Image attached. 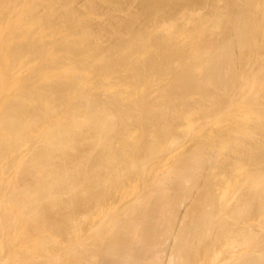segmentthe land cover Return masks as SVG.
<instances>
[{
	"label": "rangeland",
	"instance_id": "1",
	"mask_svg": "<svg viewBox=\"0 0 264 264\" xmlns=\"http://www.w3.org/2000/svg\"><path fill=\"white\" fill-rule=\"evenodd\" d=\"M10 1H11V0H10ZM10 1H9V2H10ZM15 1H16V0H15ZM18 1H19V0H18ZM28 1H29V0H28ZM38 1H39V0H38ZM38 1L36 0V2H35V1H31V0H30V2H27V1H25V2H26V6H27L28 3L30 4L31 2H33V5L35 6L34 2L37 4ZM49 1H50V0H49ZM51 1H52V3L55 2V0H51ZM53 1H54V2H53ZM57 1H58V0H57ZM57 1H56L55 3H57ZM59 1H62V0H59ZM64 1H65V0H63V1L61 2L62 4H60V2H58V3H57V4H58L57 6L62 5V6L64 7V5H63V2H64ZM84 1H85V2H84ZM92 1H94V2H92ZM96 1H97V2H96ZM103 1H104V2H103ZM103 1H102V0H72V2H71V1L67 0V1H65V2H66V3H69L68 6H67L66 3L64 2V4H65L64 9H62L63 7H60L61 9L59 10V9L56 8V7H57L56 4H55L54 6H47V4L49 3L48 0H47V1L45 0V2H48L47 4H46L45 2H43L44 5L40 3V2H41V0H40V1L38 2V3L41 4V5L39 4L40 7L37 6V7H36L37 9H36V8L32 7L33 5L31 4L32 6H31V5H30V6H31L33 9H32V8L29 9V10H31L32 12H33L34 9L38 10V11H37V14H36V10H34V12H33V13L31 12V13H32V16H34V17L37 16L38 20L35 19L36 21H39V22H40L41 20L44 21V22L41 21V22L43 23L42 26H43V25H45V26H46V25H47V26L49 25V26H51L52 28H57V26H58L59 29H58V30L56 29L57 32H58L59 30H61L60 27H62L63 22H66V23L68 22L67 20H69L70 23H71V22H75V23H77L76 21H79V22L77 23V25H79V24L81 23L80 25L83 26V27H79L80 25H79V26H75L74 23H73V24L71 23L72 25H71V24H70V25L72 26V30H73V29H76V30L79 31L80 28H81V29L85 32L84 34H86V32H87V28H86V31H85L83 28H85L86 26H87V27L89 26L90 28H88V29H89L88 31H89V33L91 32V33H90V35L92 36L91 39L94 38L93 40H91V39H90V40L93 42V44H94L95 46H94L93 44H91L92 42H89V41L84 40V39H86V37H84L85 35H82V34H79L81 38H82V36H83V39H80V38H79L82 42L79 41V40H78L77 42H79L78 45H80V42H81V46H83L84 44H85V46H86V44H87V42H88V43H89L88 45H91L90 47H92V49L94 48V50L92 51V49H91V50L89 49V46H88V45H87L86 47L83 46V47H85V48L87 49V50L85 49L86 51H90L91 54H89V52H88V54H89V55H92V56H90V58H92V60H97V59L95 58V56H94L95 59L93 58V55H96L97 52H99L98 54H103V53L105 54V53L107 52V50H110V49H107V48L112 47L111 45H113V44H114V46H113L112 48H114L115 45H117V47H118V43L115 44V43H114L115 41H116V42H119V44H121V43H120L121 41H122V43L125 42V45L122 46V44H121V46H122L121 48L123 49V47H124V48H128V47H129V48L127 49L128 52H130L131 50H133V51H132L133 53L135 52L134 54H130V53H132V52L128 53L125 49H123V51H124V52H123L122 49L119 47L120 49H118V50L116 49L117 52H116L115 49L113 50V51L115 52V53H114V57H113V54H112V51H111L112 48H111V50H110V51H111L110 54H109L110 51H109L108 53H106V54H108V56L105 54V56L108 57V58L106 57V58H107V61H106V62L104 61L106 64H108V63H107L108 61L110 62V61L112 60L111 55H112V57H113V60L116 59V60H114V61H115V62H118V61H120V57H121V56H120V53H121V51H122V53H125L124 56H126V57L130 54L128 58H126V59L124 58L125 60L128 59V63L125 62V61H122L123 63H124V62L126 63V64L124 63V65H123V63L121 62L122 65H123L124 67H123V66H119V65H118V66H119V67H118L117 64H120V62L115 63L114 61H112L111 65H112V66H114V65L117 66V67H116L117 69H116L115 67H113V69H115V70L113 71V73H112V72L110 73V70H113V69H110V68H109V69H110V70H109V69L107 68L108 66L106 67V68L108 69V70L106 69V71H109L108 74L106 73L107 75H111V74L114 75V74L117 73V74L114 75V76H112V75L109 76V78L105 77V78L107 79V82H106V81H102L101 78H100V76L103 75L102 77H103V80H104V79H105L104 76H107L106 74L104 75V72H105V71H103V70H105V69H104L103 67L106 66V65H104L105 63H104L103 61H102V65H103V67H102V65L100 66V64H98V63H96L95 61H93V62L95 63V65L98 64L97 66H94L95 68L98 67V66H100V68H103L102 70H100V71H103V74H102L101 72H100V73H96V72L99 71V70H98L99 68H97V70H96L95 72L93 71L94 68H92L93 70H91L90 66H91V64H92L93 62L89 64V63H88L89 60H88L87 63L90 65V66H89L87 63L85 64V62L82 61V62H84L85 65L89 66V68H90L91 71H93V72H92L93 74H90L91 71H89V73H87L88 70H89L88 67H87V72H86V70H85V72H86L87 74H84L85 72H83V71H84V69L86 68V66L83 64V66H85V68H80V67H79V64H80V63H78V65H77L76 63H74V60H73V59H70L69 56H71V57H73V56H77V58H78V57L83 58L84 54H87V53H84L83 56H82V55H81L82 52H78V51L83 50L84 48H83V47L81 48L80 46H77L78 49H74V50H78V51H74L73 49H69V46H70V48H71V44H72L71 41H73L72 39L75 38V34H76V36H79V35H77V32H78V31L76 32V31L74 30V31H73V34H74L73 37H74V38H72V36H70V35H73V34H71L72 32H71V33L69 32L70 34H68L69 36H68V38H67V36H66L65 34H67L68 31H70V29H71L70 27H71V26L68 25V27H67L66 25L69 24V23H67L66 25H65V23H64V25L66 26V29H65L64 27H62V34H64V35L66 36V39H69V37H70V42H69V40H67V42H65L66 39H64V38H65V36H64V37H62V38H63L65 41H62V38H60V39H58V40H59V41H60V40L62 41V43L60 42V44H62V45H63V43H65V47H66V49L64 48V46H63V47L60 46V44H59V46L63 48V51H64V49H65V50H68V51L70 50V51H69L70 53H72V52L74 51L73 53H74L75 55L73 54V56L70 55V53H66L67 55L69 54V55H68V57H69V58H68L69 61H71V60L73 61V63L71 62L72 65H73V64H74V65H77V66L80 68V70H79V68L75 69V70H79L80 73H79L78 71H76V74H77V75H76L75 73H73L74 76H78V78L81 80V79H83L84 76H83V77H79V76H80V75L82 76V74H83V75H86V76H85V77H86L85 79H86V81L89 82V81H90V80H89L90 78L87 80V75L89 74V76H91V79H93V80H98V79H100V80H98V81H96V82H98V83H101L100 81L103 82L102 84H100V86L102 85L101 87H102L103 89H104V82H105V85H106L107 83H110V84L113 83L114 86H115L116 83H117L118 85L121 84V83H122V85H125V84L127 83V81H129L130 84H131L132 81L129 79V77H130L132 80H133V78H134V79L136 78V79H137V83H138L139 78H137V77H139V75H142V73L140 74V73L138 72V71L140 70V68L137 67L139 70L137 69L138 71H136V70H135V71H136L137 75H138V74H139V75L136 77V75L134 74V70L132 69V68H134V66H137V65H135V63H137V61L139 62V60H142L143 58L145 59L146 56H148V57H146V58H147V59L149 58L150 61L156 59V55L158 54V51H159L160 49H161V50H160V54H162V55H161V56H160L159 54H158V55H159L162 59H161L159 56H157V60L161 63V64H160V63L158 62L159 65H160V68H163V70H164L165 68H167V67L170 68L169 73H168V72H164L165 70L168 71L167 69H165V70L163 71L164 74H165V73H168V75H170V74H171V73H170L171 70H172L173 73L176 72V71L179 72V73H181V72H182V73H183V72L185 73V71H187L186 68H187L189 65L184 69L183 66H182L183 63L181 64V63H179V62L184 61V64H185V61H186V62H188V63L190 62V63L192 64V62H191L192 59L189 58L190 56H188V54H189L188 52H189V51L187 52V50H186V52L188 53V54H186L185 49H184V52H185L186 55H185L184 53H183V54H184L185 56L181 55L182 53L180 54V57L182 56V57L185 58V57L188 56L189 61L187 60L188 58H185L186 60H183L182 58L178 57L176 54L173 53V51L176 52L177 50H175V49H177L179 46L182 47V44H184V41H186V40L183 41L182 38H185L186 36L183 37V36H181L182 34L180 33V36L182 37V38H181L182 40L179 39V33H178V36H177V33L175 34V32H178V31L175 30L174 33H173V35H172V39H169L170 37H168V38H166V39H165V38L163 39V36H162V35H165V34H167L168 32L166 31L167 33H164L165 31L162 30L161 28L163 27V28L165 29V28H169V27H170V26H169V27H166V26H165L167 23L170 22L169 19H168V18H169L168 16L170 15V17H172V18H170V19H171V20L173 19V20H172L173 22H175V20L177 19L176 21H178V22H175L174 24H172V21L170 22V23H171L170 25H174V26H173L174 28L176 27V28L178 29L179 27L181 28V26H183L184 24H185L184 26H186V25L192 23V24H190L189 26L186 27L187 29H189L188 27L193 28L192 25L195 23L194 20L198 21L199 18H201V16H202L203 19H204V17L206 18L207 14H208L210 11H212V12H210V13H211V14L213 13V16H215V14H214L215 8H217V9H216V11H218L217 13H221V15L224 14L225 9L227 10V8H224V7H226V5H227L226 2H224V1H227V0H217V1L213 0V1H215L216 4L212 3V1H210V0H206V1H208V2L203 1V0H191L192 2H191L190 0H188V1H189V2H188V1L186 0V2L189 3V4L187 3L188 6L190 5L189 7L186 6V3L184 4L183 2H181V4H182L183 6H185L184 8H183V6L180 4L182 7L180 6V7H178V9H175V10H174V9L171 8V10H174V11L177 10L176 12L171 11L170 9L168 10V11L171 12V13L174 12L173 14H175V15L179 14V15H177V16L172 15L171 13L168 14V11L166 10V7H165V9H164V7H163V8H162L163 10L161 9V11H163V12H159V13H158L159 15H157V16H160V15H162L163 13H165V14L167 13V15H168L167 17H168V18H165V16L162 15L165 19L162 18V20H160V19L158 18V19H156V21H155V16H156V15L154 16V13H155V12H154V13L151 12L153 15H150V14H151V13H150V14H149V17L151 16L150 18L148 17V19H146V20L142 18L143 20H145V22H147V23H145V22L142 20V21H143L142 23L144 24V28L141 27V26H143V24H142V23H139L138 21H137V23H135L136 26L133 25L134 22H133V24H131V25H133V28H132V27L130 28L129 25H128V29H127V26H124V27L129 31V33L131 34V35H130L129 33H126V32H128V31H122V30H123V29H122V28H123V25H125L124 22H126L125 17H126V19H127V18L129 19V18H131V17H128V16H132L131 19H133V17H135V13L139 10V8H140V11H141V7H140V6L143 5V4H142V3L140 4V2H142V1H140V0H116V1H115V0H103ZM106 1H107V2H106ZM112 1H113V2H112ZM114 1H115V2H114ZM130 1H131V2H130ZM143 1H144V0H143ZM202 1H203V2H202ZM209 1H210V2H209ZM253 1L255 2V0H253ZM258 1H259V0H258ZM260 1H261V0H260ZM12 2H13L12 4H14V3H16L17 1L14 2V0H13ZM21 2L24 3V0H23V1L21 0ZM70 2H71V3H70ZM110 2H111V3H110ZM118 2H119V3H118ZM126 2H127V3H126ZM204 2H206V3H204ZM254 2H253V3H254ZM50 3H51V2H50ZM52 3H51V5H53ZM91 3H92V4H91ZM94 3H95L96 5H95ZM109 3H110V4H109ZM137 3H138V4H137ZM194 3H195L196 5H195ZM207 3H209L210 5L213 4L212 6L215 5L216 7H215V6L212 7V6H210L209 4H207ZM211 3H212V4H211ZM256 3H257V0H256V2H255L254 4H256ZM263 3H264V2H263ZM263 3H262V4H263ZM9 4H10V5H9ZM20 4H22V3H20V2L18 3V2H17V4H14V5L17 6V5H20ZM24 4H25V3H24ZM24 4H22V6H23ZM45 4H46V5H45ZM83 4H84V5H83ZM100 4H101V5H100ZM119 4H120V5H119ZM198 4H199V5H198ZM262 4H261V3L258 4V5H260V6H258V7H262V6H261ZM7 5L10 6V10H12V9L15 8L14 5L12 6V7H14V8H11V3H8ZM42 5H43V6H42ZM48 5H49V4H48ZM89 5H90L91 7H90ZM200 5H201V6H200ZM223 5H225V6L223 7ZM26 6H23L22 9H25ZM55 6H56V7H55ZM88 6H89V8H88ZM119 6H120V8H119ZM165 6H167V5H165ZM192 6H193V7H192ZM194 6H195V7H194ZM219 6H220V7H219ZM5 7H6V6H5ZM38 7H39V8H38ZM44 7H45V8H44ZM46 7H47L48 9L51 8V7H53V8L55 7L56 9H54V11H55V10H57V11L59 10V12H58V13H55V12H54V13H53V16H50V18H49V15H48L49 13H48V11H51L52 8H51L50 10H48V9H46ZM101 7H102V8H101ZM104 7H106L107 9L104 8ZM221 7H222V8H221ZM263 7H264V6H263ZM17 8H18V9H19V8L21 9V5H20V7H17ZM28 8H29V7H28ZM58 8H59V7H58ZM66 8H68V9H66ZM87 8H88V10H87ZM90 8H91L92 10L94 9V11H96V10H97V11H96V12H92V10H91ZM99 8H100V9H99ZM109 8H110V10H109ZM168 8H169V6H168ZM168 8H167V9H168ZM185 8H186V9H185ZM189 8H191V9H189ZM192 8H193V9H192ZM210 8H211V9H210ZM212 8H213V9H212ZM15 9H16V8H15ZM22 9H21V11L23 12L24 10H22ZM72 9H73V10H72ZM89 9L91 10V13L88 12V11H90ZM95 9H96V10H95ZM104 9H105V10H104ZM194 9H195V10H194ZM218 9H220V10H218ZM10 10H8V11H9V14L11 13ZM63 10H64V11H67V12L64 13ZM100 10H101V11H100ZM102 10H103V11H102ZM164 10L167 11V12H164ZM182 10H183V12H182ZM186 10H187V11H186ZM209 10H210V11H209ZM259 10H260V9H259ZM263 10H264V9H263ZM263 10H260V12L258 11V12L255 14V16H257V14H258V15H260V14H261V15L264 14ZM12 11H13V10H12ZM17 11H19V10H17ZM21 11H20V12H21ZM26 11H28L27 8H26ZM26 11H25V13H26ZM57 11H56V12H57ZM61 11H63V12H61ZM72 11H73V12H72ZM76 11H77V12H76ZM98 11H99V12H98ZM140 11H139V12H140ZM188 11H189V12H188ZM216 11H215V12H216ZM222 11H223V13H222ZM13 12L16 13L15 10H14ZM46 12H47L48 14H47ZM177 12H178V13H177ZM184 12H186L187 17H186V14H185ZM187 12H188V13H187ZM225 12H226V11H225ZM261 12H263V13H261ZM14 13H12L13 15L10 14V15H12L11 18H13ZM25 13H24V14H25ZM63 13H64V14H63ZM66 13H67V15H68V13H70V16L68 15V17H67ZM74 13H75V14H74ZM83 13H84L85 15H84ZM86 13H87V14L89 13L90 15H86ZM92 13H93V14H92ZM95 13H96V14H95ZM140 13H141V12H140ZM160 13H162V14H160ZM194 13H195V14H194ZM210 13H209V14H210ZM21 14L23 15V13H21ZM26 14H28L27 16L29 17V15H30V11L27 12ZM33 14H34V15H33ZM35 14H36V15H35ZM44 14H45V15H44ZM50 14H52V11L50 12ZM54 14H56V15H54ZM61 14H62V15H61ZM91 14H92V17L94 16L93 18L90 17ZM108 14H109V15H108ZM133 14H134V15H133ZM156 14H157V13H156ZM181 14H182V15H181ZM189 14H190V15H189ZM209 14H208V18L212 16V15H209ZM0 15H1V14H0ZM16 15H17V14H16ZM16 15H15V16H16ZM57 15H58V16H57ZM64 15H66V16L63 17ZM73 15H74V17H75L76 19L73 18ZM96 15H97V16H96ZM98 15H99V16H98ZM136 15H137V14H136ZM138 15H139V14H138ZM183 15H184V16H183ZM193 15H194V16H193ZM196 15H197V16H196ZM219 15H220V14H218V16H216V17H219ZM15 16H14V19L17 17V16L15 17ZM32 16H30L31 19H34V17H32ZM46 16H47L48 18H47ZM55 16H57V18H56ZM60 16H61V17H60ZM83 16H84V17H83ZM85 16H86L87 18H86ZM104 16H105V17H104ZM108 16H109L110 18H109ZM111 16H112V17H111ZM117 16H118V17H117ZM146 16H148V15H146ZM152 16H153V20L151 19ZM162 16H161V17H162ZM0 17L3 18L4 15H2V16H0ZM28 17H26L27 19H26V18H25V19H26V20H30V21L32 22V20H31V19H28ZM39 17H40V18H39ZM43 17H44V18H43ZM66 17H67V18H66ZM79 17H80V18H79ZM97 17H99V18H97ZM102 17H103V18H102ZM176 17H177V18H176ZM221 17H222V16H220V18H221ZM258 17H259V16H258ZM2 18H0V19L2 20ZM17 18H18V17H17ZM17 18H16V19H17ZM22 18H23V16H22ZM62 18L65 19V20H63V21L60 20V21H62V22H61L62 24L60 23L61 25L59 26V22H60V21H58V19H62ZM77 18L80 19V20H78ZM82 18H83V20H82ZM89 18H90V19H89ZM108 18H109V19H108ZM146 18H147V17H146ZM156 18H157V17H156ZM175 18H176V19H175ZM182 18H183V19H182ZM187 18H188L189 20H188ZM4 19H5V18H4ZM14 19H10V17H9V20H7V21L3 20V21H5V22H9V23H10V22H11L12 20H14ZM23 19H24V18H23ZM40 19H41V20H40ZM71 19H72L73 21H72ZM91 19H93V20H91ZM117 19H118V20H117ZM163 19H164V20H163ZM167 19H168V20H167ZM174 19H175V20H174ZM203 19H202V20H203ZM1 20H0V21H1ZM51 20H52V21H51ZM85 20H86V21H85ZM109 20H110V21H109ZM122 20H125V21L123 22V25H122V23H121ZM129 20H130V19H129ZM147 20H149V22H148ZM150 20H151L152 22H150ZM158 20H159V22H158ZM179 20H181V21H179ZM182 20H183V21H182ZM205 20H206V19H205ZM207 20H208V19H207ZM3 21H1V23H2ZM16 21H17V20H16ZM30 21H29V22L26 21L28 24H27V26L23 29L24 31H26V30H25L26 28L28 29V25H29ZM46 21H48L49 23L46 22ZM56 21H58V23H56ZM83 21H84V22H83ZM90 21H91L92 23H91ZM100 21H101V22H100ZM104 21H105V22H104ZM112 21H114V22H115V21H116V22L119 21V22H118V23L120 24L119 27L121 26V28H118L117 23L115 22V24H116V25H115L114 22H112ZM154 21H155V22H154ZM160 21H161V22H160ZM167 21H168V22H167ZM184 21H185V22H184ZM191 21H192V22H191ZM200 21H201V19H200ZM12 22H13V21H12ZM14 22H15V20H14ZM34 22H35V21H34ZM45 22H46V23H45ZM52 22H53L54 24H52ZM88 22H89V24H88ZM97 22H98V23H97ZM127 22H128V20H127ZM127 22H126V23H127ZM140 22H141V20H140ZM157 22H158V23H157ZM186 22H187L188 24H186ZM189 22H190V23H189ZM198 22H199V21H198ZM201 22H202V21H201ZM32 23H33V22H32ZM36 23H37V22H36ZM36 23H35V24H36ZM101 23H103V24H101ZM107 23H108V24H107ZM138 23H139L140 25H138ZM152 23H153V24H152ZM162 23H163V24H162ZM178 23H179V24H178ZM199 23H200V22H199ZM3 24H4V23H3ZM3 24H2V25H3ZM5 24H6V23H5ZM51 24H52V25H51ZM82 24H83V25H82ZM85 24H86V26H84ZM95 24H96V25H95ZM98 24H99V25H98ZM151 24H152V25H151ZM156 24H157V25H156ZM159 24H160V25H159ZM176 24H177L179 27H178ZM180 24H181V26H180ZM197 24H198V23H197ZM0 25H1V24H0ZM32 25H33V24H32ZM32 25H31V27L29 26L31 29H32V27H34L32 30H34L35 27H36L37 31L40 30V32H42V30H41V29H38V26H36L37 24H36L35 26H32ZM38 25H41V23L38 24ZM64 25H63V26H64ZM73 25H74V26H73ZM97 25H98V26H97ZM108 25H109V26H108ZM113 25L116 26L117 28H116V27H113ZM131 25H130V26H131ZM149 25H150V26H149ZM167 25H168V24H167ZM194 25H195L194 27L197 26L196 24H194ZM3 26H5V25H3ZM49 26H48V27H49ZM55 26H56V27H55ZM103 26H105V27H103ZM110 26H111V27H110ZM138 26H139V27H138ZM146 26H148V27H146ZM151 26H152V28H151ZM51 27H50V28H51ZM75 27H76V28H75ZM93 27H94V28H93ZM145 27H146V28H145ZM149 27H150L151 29H150ZM159 27H160V29H159ZM0 28H1L0 30H2L3 27L1 26ZM4 28H5V27H4ZM39 28H40V27H39ZM42 28H43V30H45L46 27L44 28V26H43ZM63 28H64V29H63ZM67 28H68V30H67ZM69 28H70V29H69ZM77 28H79V29H77ZM96 28H97V29H96ZM102 28H103V29L105 28V29H104V32H102V31H103ZM107 28H108V31H110L109 28H111V29H113V30L115 29V30L113 31L114 33L112 32V30H111V33H112V34L109 33V32H107V31H106ZM125 28H124V30H126ZM135 28H136V29H135ZM142 28H143V29H146V30H143L144 32H146V35L143 34V33H144L143 31L140 32V33H138L137 30H138V29H141V30H142ZM147 28H149L148 31H147ZM170 28H171V27H170ZM170 28H169V29H170ZM176 28H175V29H176ZM186 28L184 27V29H186ZM191 28H190V29H191ZM36 29H35V30H36ZM48 29H49V28H48ZM91 29H92L93 31H92ZM94 29H95V30H94ZM101 29H102V30H101ZM119 29H120V30H119ZM132 29H133V30H132ZM157 29H158V30H157ZM171 29H172V28H171ZM171 29H170V30H171ZM181 29H182V28H181ZM181 29H179L180 32H182ZM190 29H189V30H190ZM211 29H212V28H211ZM29 30H30V29H28V31H29ZM52 30H53V29H52ZM52 30H51L50 33H54V32H56L55 29H54V31H52ZM64 30H65V31H64ZM72 30H71V31H72ZM82 30H81V31H82ZM130 30H132V31H130ZM134 30H135V32L137 31L136 34H137V33H138V34H141V33H142L141 36H143V37H142L141 39H139V40H141V41L144 42V43H143V45H142L143 47H141V48H144V47L147 45L146 48H147V49H150L151 47H150V48H148V47L151 46V44H153V45H152L153 47L151 48V49H153V48L155 47V45H156V47L153 49L154 51H157V50H155V49H158V51H157L156 54L152 53L153 50H152V52H151L152 54H149L150 51H147V50L142 51V53H144V54H142V53H140V52L138 51V50L141 51V48H140L141 45H140V44H141L142 42L140 41L141 43H140V44H139V43L137 44V46L139 45V47L136 46V42H139V40H138V36H139V38H140L141 36L138 35V34H137V38H136V36H134L138 41H137V40H134V42L132 43V41H133V39H134L133 36H132L133 33H134ZM161 30L164 31V32L161 33ZM165 30H166V29H165ZM170 30H168V31L170 32ZM182 30H183V29H182ZM193 30H194V28H193ZM193 30L191 29L190 31H193ZM212 30H216V34L218 33V35H219L220 30H219V32H217V29H214V28H213ZM24 31H23V32H24ZM28 31H26L25 33H27ZM37 31H36V32H37ZM45 31H48L47 28H46ZM45 31H44V32H45ZM49 31H50V29H49ZM81 31H79V33H81ZM105 31H106L107 33H106ZM139 31H140V30H139ZM150 31H151V32H150ZM154 31H155V32H154ZM156 31H157L158 33H157ZM172 31H173V29H172ZM172 31H171V33H172ZM185 31L187 32V30H183V32H182L183 35H186V33H184ZM190 31H189V32H190ZM210 31H211V30H210ZM210 31H209V32H210ZM17 32H18V31H16L15 34H16ZM44 32H42V33H44ZM57 32H56V33H57ZM65 32H66V33H65ZM74 32H76V33H74ZM117 32H118L119 34H117ZM149 32H150V34H149ZM152 32H153V33H152ZM214 32H215V31H211V33H212L211 35H213ZM3 33H4V30H3ZM3 33H2V34H3ZM31 33H35V32L32 31ZM37 33H38V32H37ZM42 33H39L40 36H41ZM48 33H49V32H48ZM50 33H49V34H50ZM56 33H54V34H55V36H54V40L50 39V38H53V37H51V34H50V35L47 34V35L50 36V38H49V36L47 37L46 33L44 34V36L47 37V38H49V39L42 38L43 35L41 36V38H42L43 40H46V41L48 40V41H47V44H48V43H49V44L52 43V45H54L53 43H55V44L57 43V44H58L59 41H57V37H56V36H58V34L60 33V31H59V33H57V34H56ZM82 33H83V32H82ZM115 33H116V34H115ZM147 33H148V34H147ZM154 33H155V34L157 33V34L155 35ZM163 33H164V34H163ZM171 33H170V34H171ZM15 34H14V35H15ZM19 34H20V33H19ZM28 34H30V31L28 32ZM28 34H27V35H28ZM39 34H38V35H39ZM60 34H61V33H60ZM87 34H88V32H87ZM100 34H101V35H100ZM103 34H104V35H103ZM107 34H109V35H107ZM128 34H129V35H128ZM24 35L27 36L26 34H24ZM30 35H31V34H30ZM32 35H33V36L36 35L37 37H39L36 33H35V34H32ZM32 35H31V37L33 38L32 40H34L35 42H36V40H39V41L41 40V41H42L41 44H43V45H41L40 42L38 43V44H40V45H38L37 42L34 43V44H32L34 41H32V43L30 42V45H31V44L33 45V46H29V47H31V50H33V51H32L33 54L31 55V57H30V54H29V53H32V52H29V53H28L29 56H28V55L26 56L27 53L25 54V52H24V51H28V50H29V47H28V45H27L28 42H29V39H28V41H25V43H26V45H27L26 48H24V47L22 48V47H21L22 49H24V51H21V52H23V53H20V54H21V55H20V54H19L20 51H18L19 41H23V43L20 42V44L23 45V44H25V43H24V40H23V38H20L19 41H18V38L20 37V36H18V34H17L16 36H13V37H12V39H13L14 37L17 38V36H18V38L15 39V40H17L18 46L16 47V48H17L16 51H15L16 48H15V49H12V48H11V49H12L13 51H15V55H16V54H17V55L19 54L20 56H24V58H25V59H24V58L22 57V59H23V60H22V59H20L21 57L19 58V55H18V58H19L18 61L20 62V60H21V62H20L21 66H19V65H18L19 62L17 63L16 60H15V57H17V55H16V56H13V55H14V53H13L12 56H13L14 58H13L12 56H10L11 54L8 55L10 52L12 53V50H10V52L7 50V52L4 54V55H5L4 57H8V56H9L8 59L10 58L11 61H10V60H8V61L11 62V63H10V64H12V65H10L11 67H9V66H8V63H6V62L4 61L5 59H6V61H7V58H5V59L3 60V56H1V54H0V57H2V58H1L0 61H1V62L4 61V62L7 64V66H8L9 68H12V69L14 70V71H12V69H11V71H10V69H9V72L7 73V76H8V77H9V76H12V75H10V74H12V73L14 74L12 77H14L15 75H19V77H18V76H15L16 79H17V77H18L17 80H19V79L21 80V79L23 78L24 81H25L26 78H27V80H28V77H30V79H29V83L26 84V86H27V87L31 86L32 89H34V88L36 87V89H37V85L39 86L40 82L43 81V80H42V81L39 80L40 76H38V75L41 74V73H38V72H39L40 70L37 71L39 68H41V67H39L40 65L38 66V69H36L35 72H33V73H36V74H34L35 76L37 75V76L39 77L38 80H39L40 82H38L37 85H36V83H37L36 81H37V80L34 81L35 83L32 82V84L29 85V84H30V81H31V80L33 81V79H31V78H32V77H31L32 73H31V72H28V73H27V71H26L27 67H24V66H27L26 64L30 63V62L26 63L27 60H28L27 58L30 57L31 59H30V58H29V59H30L31 62H32L33 55H34V57L36 56V55L34 54V49H33L34 46L37 44L40 48L37 47V45H36V47H37V49L39 48V50H40V49L44 48V47H42V46H44V44L46 45V42H43V40L40 39V37H39V39H36V38L33 37ZM81 35H82V36H81ZM113 35H114V36H113ZM126 35H127V36H126ZM134 35H135V34H134ZM144 35H145V39H146V40H144ZM151 35H152V36H151ZM154 35H155V36H154ZM168 35H169V34H168ZM174 35H176V37H175ZM211 35H210V36H211ZM218 35H216V36L214 35V36H215L216 38H218V37H217ZM28 36H29V35H28ZM52 36H53V34H52ZM87 36H89V34H88ZM111 36H112L113 38H112ZM131 36H132V37H131ZM147 36H148L149 40H148ZM165 36H166V35H165ZM210 36H208V38H212V37H210ZM214 36H213V37H214ZM31 37H28V38L31 39ZM55 37H56V38H55ZM95 37H96V38H95ZM97 37H98V38L100 37V38L98 39ZM107 37H108V38H107ZM151 37H152L153 39H152ZM160 37H161V38H160ZM177 37H178V38H177ZM201 37L205 39L204 36H201ZM58 38H59V36H58ZM71 38H72V39H71ZM76 38H77V37H76ZM101 38H102V40H101ZM103 38H104V39H103ZM117 38L119 39V41H117V40H118ZM124 38H125V39H124ZM150 38H151V39H150ZM157 38L160 39V41L157 40ZM173 38H177V39H179L180 42H178V40L173 39ZM187 38L189 39L190 37H186V39H187ZM199 38H200V37H199ZM208 38H207V39H208ZM263 38H264V37H263ZM263 38H261V39L264 40ZM12 39H11V41H12L13 45H17V43H16L14 40H12ZM55 39H56V40H55ZM112 39H113V40H112ZM114 39H116V40H114ZM142 39H143L144 41H143ZM161 39H163V40H161ZM167 39H169V40L167 41ZM190 39H191V38H190ZM193 39H194V38H193ZM193 39H192V42L194 43V40H193ZM195 39H197V38H195ZM25 40H27V37H26ZM50 40H51V41H50ZM83 40H84V41H83ZM87 40H89V39L87 38ZM98 40L101 41V42H99ZM123 40H124V41H123ZM131 40H132V41H131ZM175 40H176V42L179 43V44H177V43L175 42ZM201 40L203 41V39H201ZM213 40H215V38H214ZM262 40H260V41L263 43L264 41H262ZM13 41H14L16 44H15ZM30 41H31V40H30ZM49 41H50V42H49ZM55 41H56V42H55ZM85 41H86V43L83 44V42H85ZM107 41H108V42H107ZM112 41H113V42H112ZM130 41H131V42H130ZM135 41H136V42H135ZM145 41H146V43H145ZM154 41H155L156 43H155ZM165 41H166V42H165ZM190 41H191V40L185 42L186 46H187L188 44H189V46H188V48H186V46H185L184 48L189 49V47L192 45V46H191V49H192V47L194 46V44L191 43ZM206 41H207V40H206ZM210 41H211V39H210ZM210 41H209L208 43L206 42L208 47H209L210 44H212V43H210ZM216 41H217V40H216ZM216 41H215V43H216ZM73 42H75V40H74ZM95 42H96V43H95ZM103 42H104V43H103ZM111 42H112V43H111ZM149 42H150V43H149ZM152 42H153V43H152ZM160 42H161V43L163 42L162 45H164V46H161V45H160V44H161ZM168 42H169V43H168ZM171 42H172V43H171ZM181 42H183V43L181 44ZM189 42H190V43H189ZM198 42L200 43V41H197V40H196V41H195V45H196V43H198ZM211 42H213V41H211ZM10 43H11V42H10ZM12 43H11L10 45H12ZM67 43L69 44V45H68V49H67V46H66ZM70 43H71V44H70ZM99 43H100V44H99ZM154 43H155V44H154ZM158 43H160V44H158ZM164 43H167L168 46L166 47V45H165ZM170 43H171V44H170ZM199 43H198V44H199ZM209 43H210V44H209ZM213 43H214V42H213ZM215 43H214V44H215ZM49 44H48V45H49ZM82 44H83V45H82ZM106 44H107V45H106ZM108 44H110V46H109ZM123 44H124V43H123ZM126 44H127V45H126ZM131 44H133V46H132ZM173 44H175L176 46L173 45ZM185 44H184V45H185ZM203 44L205 45L204 41H203ZM203 44H199V45H201V46L199 47V49H201V47H205V46H203ZM208 44H209V45H208ZM13 45H12L11 47H14ZM96 45H98V47H97ZM128 45H129V46H128ZM177 45H179V46H177ZM184 45H183V46H184ZM20 46H21V45H20ZM20 46H19V47H20ZM46 46H47V45H46ZM46 46H45V48H48V47H49V46H48V47H46ZM59 46H56V47L53 46V47H54V48H53V47L50 45V49H51V47H52V50H53V49L56 50L57 47H59ZM99 46H102V47L104 48L103 53H101V52H102L101 50H102L103 48H102V47H99ZM107 46H108V47H107ZM119 46H120V45H119ZM131 46H132V47H131ZM157 46H159L160 49H159V47H157ZM172 46H175V47H172ZM210 46H211V45H210ZM9 47H10V46H9ZM32 47H33V48H32ZM36 47H35V51H36ZM60 47H59V48H60ZM87 47H88V48H87ZM117 47H116V48H117ZM134 47H135V48H134ZM161 47H163V48H161ZM212 47H213V46H212ZM27 48H28V50H27ZM45 48L43 49V51L47 50V49H45ZM59 48H58V49H59ZM62 48H60V51H61V52H62V50H61ZM105 48H106L107 50H105ZM139 48H140V49H139ZM165 48H167V49L169 48V49L167 50V49H165ZM174 48H175V49H174ZM182 48H183V47H182ZM182 48H181V50H180V47L178 48V49L180 50V52H181V51L183 52ZM205 48H206V47H205ZM209 48H211V47H209ZM236 48H237V47H236ZM22 49H20V50H22ZM25 49H26V50H25ZM48 49H49V48H48ZM88 49H89V50H88ZM98 49H99V51H98ZM134 49H135V50H134ZM151 49H150V50H151ZM171 49H172V50H171ZM191 49H189V50H191ZM199 49H198V50H199ZM203 49H204V48H203ZM206 49H208V48H206ZM206 49H204L205 52L207 51ZM52 50H50V51H52ZM55 50H54V51H55ZM71 50H72V52H71ZM85 50H84V51H85ZM95 50H96V51H95ZM119 50H121V51H119ZM136 50H137V51H136ZM166 50H167V51H166ZM179 50H178L177 52H179ZM235 50H237V49H235ZM17 51H18V53H17ZM29 51H30V50H29ZM37 51H38V50H37ZM43 51L41 50L40 52H43ZM48 51H49V50H48ZM50 51H49V52H46V51H45V52H46V53H53V52H50ZM68 51H67V52H68ZM84 51H83V52H84ZM94 51L96 52V54H95ZM104 51H105V52H104ZM163 51H165V53H164ZM209 51L211 52L212 50L209 49ZM8 52H9V53H8ZM45 52H44V53H45ZM55 52L58 53L59 50H56ZM65 52H66V51H65ZM65 52H64V53H65ZM75 52L80 53L79 55H81L82 57L79 56V55H78L77 53H75ZM118 52H119V53H118ZM136 52H137V53H136ZM147 52H149V53H148L149 55H153V54H154L153 56H155V57L151 56V57H153L154 59H152L151 57H149L148 54L146 55L145 53H147ZM161 52H162V53H161ZM170 52H172L171 56H172L173 58H171V57L169 56ZM177 52H176V53H177ZM180 52H179V53H180ZM205 52H204V53H205ZM210 52H207V53L210 54ZM212 52H213V51H212ZM233 52H238V50H237V51H233ZM7 53H8V54H7ZM46 53H45V54H46ZM57 53H55L56 55H53L54 57L56 56V58H54V57H52V56L49 55V56L51 57V59H52V58H54L55 60L58 59L57 61H54V59L51 60V59L49 58L51 61H54L53 63H51V61L48 59V60L50 61V64H52V66H54V69H55L56 67L58 68L59 64H58V66H57V65L55 66V64H56L57 62L59 63L60 61H61V62H62V61H63V62L65 61V64H67V65H68V64H71L70 62H69V63H68V62L66 63V61H68V59H66V58H67V57H66V56H67L66 54H65L66 56L64 57V58H65V59H64L63 57H60L61 54H62V56H63V54H64L63 52H62L61 54L58 53V55H57ZM122 53H121V55H122ZM179 53H178V55H179ZM200 53H202L201 50H200ZM200 53H199V55H200ZM204 53H202V54H204ZM207 53H205V54L207 55ZM239 53H240V52H239ZM239 53H237V54L235 53L236 55H234V57H235L236 60H237V57L239 56V55H238ZM2 54H3V53H2ZM22 54H24V55H22ZM37 54H38V53H37ZM40 54H43V53H40ZM40 54H39V55H40ZM45 54H43L42 56H43V57H44V56L46 57L47 55H45ZM53 54H54V53H53ZM76 54H77V55H76ZM98 54L96 55V57L99 56ZM115 54H116L117 56H116ZM140 54H142L143 56L140 55ZM163 54H164V55H163ZM209 54H208V55H209ZM7 55H8V56H7ZM39 55H37V56H39ZM109 55H110V57H109ZM131 55H132L133 57H132ZM134 55H135V56H134ZM139 55H140L141 57H140ZM165 55H166V56H165ZM167 55H168V56H167ZM173 55H174L175 57H174ZM199 55H198V57L196 56L197 58H195V59L198 60V58H199V60H200V59H203V58L206 56V55H205V56L203 55V56H204V57H203L202 55H200V57H201V58H200ZM208 55H207V57H208ZM37 56H36L35 60H33L34 63H35V61L38 62L37 59H38L39 57L42 59V56H41V55H40L38 58H37ZM87 56H88V55H87ZM100 56H103V55H100ZM105 56H104V57H105ZM119 56H120V57H119ZM124 56H122L121 58L123 59ZM137 56H138V57H137ZM162 56H163V57H162ZM236 56H237V57H236ZM11 57H12L13 60L11 59ZM47 57H48V56H47ZM57 57H58V58H57ZM59 57H60V58H59ZM84 57H86V56H84ZM164 57H167V58H168V59H167V58H166V59L168 60L169 63H167V60L165 61ZM176 57H177V58H176ZM202 57H203V58H202ZM207 57L204 58V59H208ZM234 57H233V58H234ZM40 58H39V59H40ZM61 58H63L64 60H60ZM106 58H103V60H104V59L106 60ZM109 58H110V60H109ZM129 58H130V59H129ZM137 58H138L139 60H138ZM158 58H160V60H159ZM175 58H176V59H175ZM260 58H261V56H260ZM262 58H263V57H262ZM16 59H17V58H16ZM26 59H27V60H26ZM41 59H40V60H41ZM45 59H46V60H45ZM45 59H44L45 62H43V63H46V62H47V58H45ZM74 59H76V58L74 57ZM83 59L86 61V60H87V57H86V58H83ZM83 59H82V60H83ZM88 59H89V56H88ZM98 59L102 60V58H98ZM117 59H118V60H117ZM147 59H146V60H147ZM174 59L177 60V61H175ZM190 59H191V61H190ZM14 60H15V63H16V64H15L14 62H12V61H14ZM30 60H29V61H30ZM40 60H39V61H40ZM44 60H43V61H44ZM77 60H78V59H77ZM90 60H91V59H90ZM133 60H135V61H133ZM179 60H180V61H179ZM238 60H239V59H238ZM25 61H26V62H25ZM49 61H48V62H49ZM80 61H81V60H80ZM129 61H130V63H129ZM131 61H132V62H131ZM171 61H172V62H171ZM174 61H175L176 63H175ZM1 62H0V66H2V67L5 66V67H7L6 65H3V63H1ZM55 62H56V63H55ZM77 62H79V60H78ZM97 62H98V60H97ZM99 62L101 63V61H99ZM144 62H145V60H143V63H144ZM148 62H149V61H148ZM148 62L146 61L145 65L147 64V66L149 67V66L151 65V62H152V61L149 62L150 65H148V64H149ZM153 62L157 63L156 60H154ZM163 62H164V63H163ZM165 62H166L168 65H166ZM243 62H244V61H243ZM245 62H246L247 65L244 64V63H241V62H240L241 64H239V62L235 61V64L237 63V64L234 66L235 71H236V70H241L242 72H248V71L251 72L250 70H252L253 67H255V68L257 67V66H254L253 63L250 62V61L247 63V61L245 60ZM5 63H4V64H5ZM24 63H26V64L23 66V68H21L22 65H23ZM40 63H42V61H41ZM94 63H93V65H94ZM132 63H133L134 65H133ZM141 63H142V62H141ZM141 63H140V64H141ZM188 63H186V64H188ZM193 63H195V61H194ZM249 63H250V64H249ZM1 64H2V65H1ZM14 64H15V65H14ZM35 64H36V63H35ZM35 64L32 63L33 67H36V66H37V64H36V66H35ZM50 64L46 63V68H47V65L50 67V66H51ZM53 64H54V65H53ZM62 64H64V63H62ZM65 64H64V65H65ZM113 64H114V65H113ZM153 64H154V63H153ZM162 64H165L166 66H165V65L163 66ZM186 64H185V66H186ZM238 64H239V65H238ZM242 64H243V67H244V68L242 67ZM28 65H30V64H28ZM43 65H44V64H43ZM67 65H65V66H67ZM108 65H110V64H108ZM120 65H121V64H120ZM125 65H126L128 68L126 67V69H125ZM132 65H133V66H132ZM145 65H143V66H144V67H143L144 69L147 67V66L145 67ZM157 65H158V64H157ZM159 65H158V66H159ZM161 65H162V66H161ZM173 65H174L175 67H174ZM179 65H181V67H182L183 70H185V71H183L182 68H180ZM193 65H195V64H192V66H193ZM240 65H241V66H240ZM244 65H245V66H244ZM252 65H253V66H252ZM12 66H13V67H12ZM14 66H16L17 68L14 67ZM30 66H31V65H30ZM30 66H29V68L32 69V66H31V67H30ZM60 66H62L61 63H60ZM60 66H59V69H60V71H61L60 74L57 72L59 75H61L62 70H64V67H65V66H62V67H63V69H62V67H60ZM70 66H71V65H70ZM130 66H132V68L129 70ZM138 66H140V67L142 68V66L139 65V63H138ZM158 66L156 67V66L154 65V68H152V66H150L149 68H147L148 71H149V73L147 74L148 71H147V72L145 71V73H146L145 78H144L145 73H143L144 75H142L143 77H141L142 79H146L150 85H149V84L147 83V81H145V80H144V81H145L146 83H143L144 81L140 78V79H141V80H140V83H141V84H140V83H139V84H140L141 86H144L143 84H146L145 87H143L144 89L149 85L148 89H145V90H144V89L142 88L144 91L147 90V92H144L143 90H141V86H136V87H135L134 84H137L136 81H135L136 79L134 80L135 83L132 84L131 86H130V84H128L129 82L126 84L127 86H126V85H125V86H121V85H120L122 89L125 88V87H126V89H127V92L125 91L126 89H125L124 91L121 90V94H124V95L127 94V93L129 92V90L131 91V89H133V88H130V87H132V86L134 85V89H133L134 92L131 91L133 94H135L136 92H139V91L136 90L135 88L140 87L139 89L142 91V92L140 91V92H141V95L145 94V95L147 96V97L145 96V98H146V100H147V105H148L149 103L151 104V107L149 106V109L151 108L150 111H151V110H153V111L155 110V111H154V112L151 111L152 114H151V116H150V114H148L150 111L147 113V110H148L147 108H148V106H145V107H147V108L144 109V111H145V113H146L147 116L145 115L144 111H143V113H144V115H145V117H146V119H147L146 122H145L146 119H144V120H141V118L139 119V117H140L139 114H137V115L139 116V117L137 116V118L139 119V121L141 120L142 124L138 121V119H137L134 115H132L133 117L136 118V119L134 118V120H133L131 117L127 118V117H128V116H127V113L130 114L131 112H134L135 115H136V113H137L138 111L142 113V111H140V110L142 109V107L144 106V105H142V104H143L142 102H143V101H146V100H145L144 96H142V97L139 96L140 98H143V100L140 99L139 97H137V95H139V93H137V95H135V96H136V98L140 99L142 102L139 101L138 99H136V101H137V102H141L142 104H139V103H138V105H137V102H136V104H135V102H134V100H135L134 98H135V97L131 98V97H132V95H131L132 93H131V92H130L131 94L129 93V94L131 95V97H129V98L134 99L133 102H134V104L137 105L138 107L141 105V106H140V107H141L140 110H138V107H137V106H134V107H137V108H134V110L136 109L135 111H132L133 109L131 110V108H132V106H131L132 103H131V101H130L131 99H129L128 97H126V99H127V98L129 99V102L131 103V104H130L131 107H130V106H127V104H124L125 102H123V101H125V100H123V99H122V100H119V99H118V100L116 101V102H117V105H118V103H119V105H120V104H123L122 106H120L121 109H120V107L118 108L119 105H118V106L115 105L116 107H114V105H112V106L110 105L111 107L115 108V111L119 110V112L117 111V113L115 112L114 115H113L114 109L112 108V115H113V116H115V114H118V116H120L121 114H119V113L122 112L123 110H125L124 108H122L123 106H125L126 109L129 108V112L127 111L126 114H125L126 111H125V112L123 111V113L125 114L126 117H124L123 114H122V116H123L124 118L127 119V120L125 119L127 122L130 121V124H129V123H127L126 121H124V120L122 119V117H121V119L123 120V122L120 123V121H122V120H117V115H116V118L112 116V117L114 118L115 121H116V120L119 121L121 127L118 128L117 125L115 126V124H114L115 121H114V123H112L113 121L111 120V119H112L111 114L109 115V117L111 118L110 121H112V122H110L111 125H108L109 128L113 125V126L117 127V130H119V131H117V132H120V133H121V135H120V133H118L119 135H117V132H115V134H114L115 136H116V135H117V136H116V138L113 137V139L115 138V140H117V139L120 137V138L118 139V141H116L117 143H116L113 139H112L113 141L111 140V138H112L111 136H113V135H111V136L108 135V136H109V141L111 140L110 142H114V143H115L116 149H115V147L113 146V147H112V148H114L113 150H116V151H117V150H118L117 148H119V146H120V147H121V146H126V147H121L122 149L125 148L126 151H125V150L122 151V149H120V148H119L120 150H118V151H121V153H122V152H123V153L126 152V153H125V156H126V157H128V154H131V153L128 152V151L131 152V150H132V155H134V154L137 152V153L140 154V158H141L142 156H144V157H142V158H146V157H147L146 159H143L142 163L144 162V160H147L148 158H149V160H150L151 158H153V159L151 160V162H152V161H156V160H158V159L160 160V163H159V162L157 163V161H156V162H152V164L147 160V162H149V163L151 164V166H149V163H145V164H147V165H146V167H143V168H144V169H147L148 166H149V168L151 167L150 169H148V172H149V173H148V172H147V173L144 172V173H146V174H148V175L142 174V173H143V172H142V173H141L142 175L140 176V174H138V176H140V177H138L136 174H133L134 172L132 173V171H131L132 178H131V176H130V178H131L132 181H133L132 184L135 185V186H133V185L131 184L132 181H131L130 178H129L130 181L127 179L128 182H127V181H126V182H120L119 180H120V178H123V175H121V177H119L120 175L118 176V173H117V176H118L119 178H118L117 176L115 177V178L117 179V180H116V184H115L114 182H110V181H113V180L115 179V178H114V175H115L116 172H118V171L120 172V171L122 170V168H124V169L126 170V169L128 168L127 166H130V165H131L130 162H132L131 160H132L133 156L131 155L132 158H131V157L128 158V159H131L130 161H127L128 159L126 158V159H127V160H126L125 157H123V159H125L126 161L124 160L125 163H122L121 161H123V159H122L121 157H122L123 153L121 154V153L119 152L121 155H120V154H117L118 152L111 150V149H112V148H111L110 150H111L112 152H116V155H115V156H118V155L121 156V157H120V160H121V159H122V160H121V161L118 160V161L121 162V164H127V163H130V164L127 165V166L125 165L126 167H125V166L122 167L123 165L120 166V169H119L118 171L115 170L116 172H115L114 174H113L114 171L111 173L110 170L113 169V167L111 168V165H109L110 162H111V159H109V157H111V158L114 159V154H112L111 152L108 151L109 154H112V156H113V157H112L111 155L108 156V160H110V162L108 161L109 164H107V161H106V160H107V159H106L107 157H105V156L108 155V153H107V155H104V154H106V153H105V150L107 151V148H106L105 146L108 145L110 142H106V145L101 147L100 144H99V143H100L99 140H101V135H99L100 133H98V134L95 133L96 136L93 135V136L96 137V140H95V139L93 140V141L95 142V143H93V144H95V145L92 144L93 141H92L91 139H90V140H91L92 142H91V143L88 142V143H89V144H92V147L95 146V150H96L98 147H99L98 150L100 149V147H101V149H102L103 147L105 148V150L102 149V150H104V154H103V152H102V154L104 155V158H105L104 160L106 161V164L108 165V167L110 166L108 169H110V168H111V169L108 171V169L106 168V165H105L104 161H103V160H102L103 162H102V161H99V160H101V158H100V156H99L100 153H99V154L97 153L98 156H99V157L97 156V157H98V161H97V158H96V160H95L96 162H94V159H95V158H94V156L92 157V155H91V158H90V156H89V158H90L91 160H93L92 162H93L94 164L97 163L98 166L100 165L98 162H100V163L102 162V163L104 164L105 167L103 166V168H101L100 166H99V167L97 166L98 169H95L96 166H95V167L93 166V168H94L95 170H97V172L95 173V171L93 170L95 174H94L93 172L90 171V172H87V175H88V173H90V174L93 173L94 175H93V174H92V175H93V177H95V176L97 175V173H99V171H98L99 169H100L101 171H104V173L102 172L103 174H108V172H109L111 175L113 174L112 177H111V175L109 174L110 177L113 178V180H111L110 177L108 178V175H107L105 178H107L108 180H107L105 183H107V182L109 181V179H110V181L108 182V184H109V183L112 184V185H111L112 187L110 186V187L108 188V187H107V184L105 185V184L101 183V185L103 184L102 187L106 186L107 189L105 188V189H106V190H105L104 188H102L104 191L101 189V190L103 191V192H102L103 195L100 197L101 200L99 201V204L96 205V206H94L96 203L91 202V199H92V198L90 197V198H91V199H90V198H89V195H88L87 193L85 194V193H84V192H85L84 190H81V188H82L81 185H82V184L80 185V187H78L81 191H80V190H78V191H79V192H82V191H83L82 193L85 194V195H82L83 197H85L86 195H88V199H87V197H86L87 200H82V202H81V197H79V196H81V195H77V194H75V193H73V194L68 193L69 195H71V196H69V195L67 194V191H66V194H67L69 197L66 196L67 198H64L66 194H65L64 191L62 190L61 192H62V194L64 193V195L61 194L60 199H58L59 202H60L61 199H62V200H61L60 203L57 202L58 205L61 204V205H60V208L57 209L55 206H53V208L55 207V208L53 209V208H51L52 206H51V204H50L49 202L52 203V202H53V199L56 198L54 195H57V194L61 193V192H59V191L61 190V189H60V190H58L59 193H56L57 191L55 192L56 194L54 193V195H52V193H50V194L52 195V197H54L52 200H50L51 195H48V196H50L49 200L46 199L47 196H46V198H45V196H44V197L42 196V197H43V200H44V198H45L46 200H48L49 202L47 201V204L49 203V205L51 206V207H50V206H48V205L46 204V207H45V208H49V207H50L51 209H50V208H49V209L52 210V211H50V210L48 211V209H44L43 211H44V212L47 211V212H46V213H42V212H41L42 214H41V213L38 214L37 212H38L41 208H44L43 205L45 204V202H44L42 199H36V202H35V199H34V198H35V197L38 198V196H34V198L32 199V202H34V203H30V206H31V207L33 206V208H34V206L39 208V209H36V208H35L36 210H38L37 212H35L36 214H38V215H37V218H38V217L41 218L42 216H44V217H42L43 219H41L42 221L39 219V221L37 222L36 220H32L33 217H31L32 219L30 220V216H29V214H28V213H30V215H31L33 209L31 210V209H30V208H31L30 206H29V208H26V207H28V206H24V204H25V205H29L28 202H29V201L31 202V199L28 200V201H27L26 199H24V200L21 199L22 202H20L21 200L18 201V204H19L20 206H21V204L23 203V206H21V207L19 206V208H20L19 210H20V211H21V208H22V207H24L25 211H26V209H30V210L26 211V212H28V213H26V212L24 211V209L22 208V209H23V213H26V215L28 214V215H27L28 218H27L26 216H24V215H17L16 212H14V211H16V209L14 210L15 206H12V207H14V208H13L14 211H13L11 208H9V210L7 209L10 205H12V204H14V203L17 202L18 199H17L16 197H15V199L12 198V199H14L16 202H14V200H12L14 203L11 204L12 201H11V200H10L11 202L9 201V202H10V205H9V202H8L7 200H5L6 202L4 201L5 203L8 202L7 205H9L8 207L4 205V206L6 207L5 210H4V207H3V205H2V202H3V199L6 197V194H5V193L8 192V193L10 194V192H9L10 187H11L14 183L16 184V182H17V181H15V180H14L15 182L10 181V180H13L14 177H15V179L17 178V179H19V180H20V178H18V176L16 177V174H14V172H17V171H15V170L12 171L11 174H9V176H8V173H9L11 170H13V169H12L11 166H10L9 169L11 168V170L9 171V169H8V167H7V164H6L7 161L5 162V160H9V159H6V158H9L10 155L7 154V155H9V156H8V157H5V156H7V155L5 154V156H4V157H5V160L3 159L4 157H0V158L3 159V160L0 159V166L2 165V166L0 167V170H2V172H0V174L2 173V174L4 175V176H2V174H1V175H0V179H2V177H3V179L6 178V179H4V180L6 181V183L8 184V186H9V184H10L8 191L3 192V193L5 194V197L2 198V197L4 196V194H2V195H3L2 197H0V198H2V202H1V204H0V205H1V206H0V209H1V207H2L3 210H4V211H3V210L1 209V210H2L1 212H2V213L4 212V214L7 213V214L3 215L2 218H1V217H0V218L3 219L4 216L8 217V219L5 217L7 220H9L8 223H7V221L4 222V223H5V225H6V223H7V224L9 225V227L12 225L10 228L8 227L9 230H8L7 228H4V229H5V230H4V229H2V227H1V230H0V236H1L0 238H2V239L0 240V241H2V242H0V246H1L0 249L2 250V247H3V250H2V251L5 253V254H4V253L0 250V254L2 255V259H3V260L1 259V261H3V263L5 262V259H4L5 257L8 256L9 259L11 258L10 255H9L11 252H12V253L15 252V253L18 254V255L21 254V257L19 258V260L22 259V258H25L22 254H25L26 252H27L26 254H28V251H27V250H28V249H31V245H30V247H26V246H25V245H26V242L28 243V241H29V239H27V237H28L29 235H31V234H35V236H36V235H39L40 240H41V237L44 235V236H43L44 238L42 237L43 240H45L46 238L49 239V237H48L47 235L50 233V232H49L50 230H49L48 228H49V226H50L54 221H55V224H52V225H54L56 228H57V226H58V227H59V226L61 227V226L64 224V226L61 227V228H64V230H63L62 232H60L59 230H60L61 228L59 227V228H58L59 230L57 229V230H58V232H57L56 229L53 230V227H54V226H52V225H51L52 227L50 226V227L52 228V230H51V231H52V232H51L52 234H51V233H50V234L53 235V236H50V237H52V238H50L51 241H52V243H51V241L48 242V243H45V241H48L47 239H46L45 241L41 240V241H43V242H42L43 244L41 243V244H42V245H41V246H42V249L45 250V251H44V252L41 251L42 254H40L41 252H40V253L37 252L39 256H38V257L35 256V257H37V259H36V258L34 259V258L32 257V259L35 260V261L32 262V263H36V264H37L36 261H39L38 263H40V264H43L44 262H45L44 264H46V262H50V261H52V260L55 258L56 260L53 261L54 264H55V263H59V262H61L62 260H63V262H61L62 264L66 263V262H68V263H66V264H69V263H70V264H71V263L74 264V262H76L75 264H96V263H97V264H122V262H123L122 260H124V263H123V264H135V263H136V264H139V263H140V264H178V263H179V264H208L210 261H213L214 263H217V264H219V263L222 264V262H223V261L225 262V260H226V262H227V261L229 262L230 260H232L233 262L230 261V264H233V263H235L234 261H236V260L238 259L237 257L241 258V257L244 256V255H245L244 257H246V256L252 255V254L254 253V254H253V258L258 257V256H256V257H254V256H255L257 253L260 252V249H261V251H262V248H264V247H262V246H264V212H262L263 209H261V207L259 208V206H262V204L264 205V203L262 202V204H260V203L258 204V202H257V201H258L257 198L259 199V193H258V191H261V189H264V188H263L264 186L261 188V187H259V186H262V185H259V186L256 187V188H257V189H256V188H254V187H255L254 185L257 184V183H256V184L253 185L254 187L251 186L252 188H250V187H249V186L251 185L250 183H252L253 181L249 183V182H247L248 179L245 180V179H246V176L249 177V178H252L251 176H253L252 180L255 179V176L253 175V173L255 174L256 171H258L259 168H260V169H259V172H257L256 174L259 173V175H260L261 173H263L262 171H264V170H261V168L264 169V164H263V163H264V155L261 154V155H263V159H262L261 156H260V152H259V154H257L258 152H257L256 150L254 151V152H257V153H255L254 155L256 156V154H257V156L259 155V159H262V160H260L261 162H260L259 159H258V162H260L259 165H258V163H257L256 160H255V158H257V156L255 157V156L252 154V153H253L252 151H253L254 149H257V150H258V145H257V146L255 145L254 148L252 147L253 144L255 143V140H256V142H258V141H257V140H259L258 137L260 138V141H259V142H261V143L258 142V143H259V146H260L259 148H261V145H260V144H263V145H264V142L261 141V138L264 139V137H263V135H262L263 132H264V130H263V127H264L263 125H264V124H258V123H259L258 120H260V118H259L257 121H256V120H255V121H252V119H253V120H254V119H257V118H254V117H256L255 115L259 113L256 109H255V111L258 112V113L254 114V113H253L254 111L252 112L253 108H252L251 105H253V103H255L254 98H253V100H252V101H254V102H252V104L250 103L251 105H248V107L251 106L252 110H251V108H249V109H250V111L252 112V114L254 115V117L252 118V116L250 115L251 113H250L249 111H247V112L249 113V114L247 113V114H248L247 117H249V116L251 117V121H252L251 124H252V125L250 124L251 121L249 120V118H248V120H249L248 122H247L246 120H244V119H246L247 117H246V118L243 117V120L245 121V124L249 123L248 125L253 126L251 129H253L254 127L257 128V125H259V126H263V127H258L259 130H260V131L263 130V132H262V131H261L262 133L259 132V130H258V128H257V129H255V131L251 130L252 132H255V134L258 132L256 135H255L254 133L252 134V132H250V131H247V132L250 133V134H248V135H250V136H249L250 139H249V137H248V138H247V137L243 138L245 134H242V133H241L242 136H241L240 139H239V136H238V135H239L240 133H239V131H238L237 133H239V134L237 135L236 132H234V131H236L235 129L239 128L240 131H245V130L240 129V126H238L239 123H237V122H239V120H237L236 118H239V119L242 118L241 115L243 116V114L238 115V114H236L238 111H236V113H235V110H236V109H235V110H234V109L231 110V107H232V106H231V107H227L228 110H229V108H230V112L234 110L233 112L236 114V116H237V115L240 116V117H236V118H235V120L237 121V122H236V125L238 124V125H237V126H238L237 128H236V125L232 127V125L235 124V123L233 124V122H234L235 120L232 118V117H235V116H234L235 114L230 115V116H232V117L229 118V119H231V120H228V118H227L228 116H227V117L225 116V118H223V116H224V115H223L221 118H223V120L225 119V120H224V123H222L223 121H222L221 118H218V117L215 116V115L217 114L218 116H221L222 113L219 112V111H221L220 109H222L223 106H224V108L227 110L226 106H228V105H229V102H231V101H230L231 98H233V100H234V99L237 100L238 98H237L236 96L239 95V94L241 95V93H239V94L237 93V95H236L235 91H232V90H234V89H231V91H232L235 95H234L232 92H230V90L227 91V89H226L225 92H222V91L219 90V89L217 90V89H216V85H213V83H210V82L208 83L209 80L205 77V75L202 74V76H204V77H202V76H201V73H199V74H198L199 76L197 75L195 78L198 79L197 77H200V78H202V79H203V78L205 79V80L203 79L202 81H206V80H207V83H208L209 85L207 84L208 86L205 85V87H206V86H207V88L211 87V88H209V89H210L209 91H210V92L212 91V92H211V95H209V96H210V97H209V98H210V103H209V99L206 98V99H207V101H205L206 103L204 102V104H202V103H203L202 101L205 99L204 96H205L206 94L204 93L205 95H202L203 93L199 92V93H200V94H199V93L197 92L198 89L195 87L197 83H196V84L193 83L194 85H191V86H194L197 90H196L195 88H194L195 90H194V89H193V90H190V88H188V89H189V90H188V89L186 88V89H187V92H185V91H184V92L187 93L188 96H187V94L185 95L184 92H183V93L181 92V91L183 90V89H182V86H183V85H186V86L189 85V87H190V84H186V83H191V84H192V82H190V81H191V79H192L193 76H192L191 78H189V77L191 76L190 74H189V75H184V74H183V75H182L183 77H184V76H187V77L189 78V79H188V78L186 77L187 80H188V82H187V81L185 80L186 78L184 77V78H185V79H184L185 82L183 83L184 80H183V81L181 80V79H182V76L178 73V74L181 76V78H180L179 75H177V73H174V74H176L175 77H176V76H177V78L179 77V79L182 81V82H181V91H180V92H176V94H175V92H174L175 90H174V91H173L174 94H171L170 92H172V91H171V90H172V87H173V85L175 84L174 81H176L175 79H177V78H174L173 73H172V80L170 79L171 76H170L169 79H168V77H169L168 75H166V77H165V75L162 76V72H160L162 69L159 70L160 68L158 69ZM190 66H191V65H190ZM192 66H191V67H192ZM221 66H222V65H221ZM238 66H239V67H238ZM246 66H247V67H246ZM2 67L0 68L1 70H2V69H5V70L8 71V68L6 69V68H4V67L2 68ZM42 67H44V69H45V66H42ZM49 67H48V68H49ZM67 67L69 68V66H67ZM75 67H76V66H75ZM75 67H73V68H75ZM81 67H82V66H81ZM92 67H93V66H92ZM110 67H111V66H110ZM193 67H194V66H193ZM193 67H192V69H193ZM215 67H217L218 69L221 68L220 65H219V67H218V66H215ZM235 67H236V68H235ZM245 67H246V68L249 67V68H248V71L246 70ZM261 67H263V64L261 65ZM261 67H260V68H261ZM18 68H20V69H19L20 71H18ZM29 68H28V71H32V70H33V69L30 70ZM50 68H51V67H50ZM68 68H67V70H68ZM70 68L73 69L72 67H70ZM118 68H119V69H118ZM123 68H124V69H123ZM135 68H136V67H135ZM151 68H152V70H151ZM174 68H175V69H174ZM176 68H180L181 70H180V69H176ZM194 68H195V67H194ZM217 68H216V69H217ZM239 68H240V69H239ZM241 68H242V69H241ZM250 68H251V69H250ZM16 69H17V71H15ZM22 69H23V71H21ZM44 69H43V70H44ZM61 69H62V70H61ZM65 69H66V68H65ZM71 69H70V71H71ZM81 69L83 70L82 72H81ZM144 69H143V70H144ZM149 69H150L151 71H150ZM155 69H156V70H155ZM187 69L191 70L190 67L187 68ZM218 69H217V70H218ZM221 69L223 70L224 67H222ZM221 69H220V70H221ZM231 69H233V68L231 67ZM234 69L232 70L233 72H234ZM243 69H244V70H243ZM253 69H254V68H253ZM262 69H263V70H262ZM262 69H260V70H262L261 74L264 73V72H263V71H264V68H262ZM5 70H4V74H6L5 72H7V71H5ZM43 70H42L41 72H43ZM47 70H48V69H46V70H45L46 72H45V71H44V72L47 73ZM51 70H53V69H51ZM57 70H58V69L53 70V71L56 72ZM67 70H65V72L63 71V73H65V75L62 74V75H61L62 77H63V75H64V76H68V75H66V74H68V73H72V72H70V71H68V73H66ZM75 70H74V71H75ZM117 70H119V71L117 72ZM122 70H123V71H126V72H123ZM127 70H129V71H127ZM132 70H133V72H132ZM145 70H146V69H145ZM153 70H154V72H153ZM158 70H159V71H158ZM178 70H179V71H178ZM189 70H188V71H189ZM214 70H215V69H213V72H214ZM217 70H216V71H217ZM222 70L220 71L221 75H222ZM224 70H225V69H224ZM245 70H246V71H245ZM254 70H255V69H254ZM260 70H259V71H260ZM2 71H3V70H2ZM36 71H37V72H36ZM115 71H116V72H115ZM141 71H142V70H141ZM180 71H181V72H180ZM188 71L186 72V74L188 73ZM225 71H226V75H227V74L230 75V73H232V71H230V73H229V71H227V70H225ZM225 71H223V73H224ZM241 71H240V73H241ZM11 72H12V73H11ZM14 72H15V73H14ZM18 72H20V74H18ZM25 72H26V74H25ZM50 72H51V71H50ZM55 72H54V73L52 72V73L55 74ZM77 72H78V73H77ZM120 72H122V73H120ZM142 72H144V71H142ZM150 72H151V73H150ZM155 72H157V74H156ZM189 72H190V71H189ZM236 72L239 73V71H236ZM249 72H248V73H249ZM30 73H31V74H30ZM37 73H38V74H37ZM81 73H82V74H81ZM123 73H124V74L126 73V75H124ZM128 73H129V75H128ZM160 73H161V74H160ZM182 73H181V74H182ZM215 73H216V72H215ZM220 73L218 72V73H217L218 75L216 74V75L218 76V78H216L215 80H219V81H220V80H221V81L224 80V79H223V80L221 79L222 77L220 78V76H221V75L219 76ZM258 73H260V72H258ZM42 74H44V73H42ZM42 74H41V77H42ZM58 74H56V75H58ZM73 74H72V75H73ZM79 74H80V75H79ZM94 74H95V75H96V74H97V75L99 74L97 79H94V78L97 77V75L95 76ZM121 74H122V75H121ZM131 74H132V77L130 76ZM133 74L135 75V77L133 76ZM151 74H152V75H151ZM153 74H154V75H153ZM233 74H234V73H233ZM245 74H246V73H245ZM261 74H260V75H261ZM23 75H24V76H23ZM25 75H26V76L29 75V76L26 77ZM34 75H32V76H34ZM56 75H55V76H56ZM69 75H70V74H69ZM92 75H94V76H92ZM127 75H128V76H127ZM155 75H156V77H155ZM159 75H160V76H159ZM223 75H224V74H223ZM237 75H238V74H237ZM20 76H22V77H20ZM37 76H36V77H37ZM43 76H44V75H43ZM70 76H71V75H70ZM74 76H73V78H74ZM116 76H121V78H120V77H116ZM158 76H159V77H158ZM167 76H168V77H167ZM217 76H216V77H217ZM227 76H228V75H227ZM257 76H259V74H257ZM261 76H262V75H261ZM261 76H260V77H261ZM12 77H11V78H12ZM15 77H14V78H15ZM36 77H35V79H37ZM71 77H72V76H71ZM71 77H70V78H71ZM113 77H114V78H117V79H116L117 82L115 81V79H112ZM125 77H126V78H125ZM146 77H147V78H146ZM154 77H155V79H154ZM157 77H158V78H157ZM161 77H162V79H161ZM163 77H165L166 80H165ZM208 77H209V76H208ZM5 78H7V77L5 76ZM33 78H34V77H33ZM57 78H58V77H57ZM59 78H60V77H59ZM67 78H68V81H67V80L65 81V79H66L65 77L63 78L64 80L62 79L63 81L60 80V82H61L60 84H63V82H67V83H69V81H71V80H69V79H70L69 77H67ZM73 78H72V79H73ZM110 78H111V79H110ZM118 78H119V79H122L121 81L124 80L123 82H125V83L123 84V82L119 81ZM149 78H151L152 80H151V79L148 80ZM173 78H174V79H173ZM193 78H194V77H193ZM8 79H9V78H8ZM23 79H22V80H23ZM41 79H42V78H41ZM74 79H76V78H74ZM106 79H105V80H106ZM108 79H109V80H108ZM156 79L159 80V81H157ZM179 79H178V80H179ZM196 79H194V82H195ZM20 80H19V81H20ZM22 80H21V82H19V84H17V86H18L19 89H21V88L23 87V84H21L22 87L19 86L20 83H23ZM55 80H56V77H55ZM110 80H111V82H109ZM161 80H163V81L161 82ZM173 80H174V81H173ZM178 80H177V81H178ZM180 80H179V82H180ZM199 80H201V79H199ZM45 81H46V80H45ZM45 81H44V82H45ZM48 81H49V80H48ZM48 81L46 82L47 84L44 83V82H42V83L40 84V85H42L43 83L46 84V87H45L44 90H46V91L48 92V93H47V92L45 91V93L40 97V98H41V104H42V105L39 104L40 102L37 103V100H34L36 103H35V104L33 103V104H34L33 106H31V105L29 106V105H28L29 107L32 108V109L29 108L30 110L27 108V109L30 111V112H29L30 115H32L33 113H35L36 110H33V107H35V108L37 109V105H36V104H39V108H40L41 106H43L44 103H42V101H43L42 98H43V96H45L46 93H47V94H50V93H53V94H54L53 89H50V88H51V86H50V82H52V81H50V82H48ZM58 81H59V79L57 80V82H58ZM82 81H84V83H86L85 80H82ZM82 81H81V83L83 84ZM112 81H113V82H112ZM134 81H133V82H134ZM149 81H152L151 83H152L153 85H152ZM154 81H155V82H154ZM166 81H168L169 84H168V82H166ZM177 81H176V84H178ZM192 81H193V79H192ZM196 81H197V80H196ZM221 81H220V82H221ZM72 82H73V80L71 81V83H72ZM74 82H75V80H74ZM74 82H73V83H74ZM76 82H78V80H76ZM76 82H75V84L78 85V83H76ZM79 82H80V81H79ZM93 82H95V81H90V82L88 83V84H89L90 86H92L93 88H94V86H95V89H94V90H97V91H95V93H94V91L92 90L93 88L90 89V90H92V93L96 94L97 92L100 91V90L98 91V89H101L100 92L102 93V92H103V91H102L103 89H102L101 87L99 88V84H98V87H97V86H96L97 83L94 84ZM115 82H116V83H115ZM163 82H164L165 84H164ZM171 82H173V83H171ZM17 83H18V82H17ZM25 83H27V82H25ZM25 83H24V87H25ZM48 83H49V84H48ZM81 83H80L79 86H77V85H75V84H70V83H69V84H70V85H75L76 87H80V86H81ZM114 83H115V84H114ZM160 83H161V84H160ZM216 83H218V81H217ZM34 84H35V85H34ZM51 84H53V83H51ZM60 84H59V85H60ZM69 84H68V85H69ZM147 84H148V85H147ZM159 84H160L162 87L164 86L166 89L169 88L170 92H169L168 89H167V94H168V93H169V94H168V95H167V94H165V95L163 94V95L166 96V97H167V96H169V97H170V96H173L174 99L176 98V100H178L179 98H181L182 96H184V98H183L184 100L181 98L183 102H180V104H179V102H177L176 100L173 99L174 102H175V101L177 102V103L175 102V103H176L175 108L178 107V108L175 109V110L178 111V110L181 109L182 111H181V110L179 111L180 114H182L183 112H186L188 109L191 110V112H192L191 117L193 118V120H192V118H190V121L192 120L193 122H195V120H197L196 122H198L199 125L202 126L203 123L206 122V121H207V118H208V121H207L208 124H207V123H204V124H207V127H204V125H203V127H202V130H203V131H202L200 128H199V130H198L199 132H198L194 127H193V129H191V131H193L194 134H192L191 131H190V134H192V136L196 134V135H197V137H196V135H195V139L197 138L196 140H194V141L192 140V139L194 138V136H193V138H192V136H190L192 139L189 137V135H190V134H188V132H189L188 129H189V128L186 129L187 127H185V130H184V127H183L187 122H189V121H187V118H186V117H187V115L190 116V113H188L187 115L184 113V114L186 115V117H184V114H183L182 117L180 118L181 115L178 116V115H179L178 112H176L175 110H173L174 113H172V114H173L172 116H174V114L177 113L175 116H176V117L178 116L179 118L176 119V117H175V118L172 117V118H173L172 121H171V119H170V122H168V121H169V118H170V116H169V117L167 118L168 121H167L166 118H163V119H165V120H164V122L161 123V121H163V120H162V115H163V114L161 115L159 112H156V109H157V108L160 109V107H159V106L157 107V106H155V105L157 104L158 101H160V100H158L159 96H160L161 98H162V96H163V95L161 96L160 94L164 93L165 91L163 90L164 87L161 89V86H160ZM172 84H173V85H172ZM204 84H205V83H204ZM210 84H212V86H211ZM28 85H29V86H28ZM32 85H34V87H32ZM66 85H67V84H66ZM70 85H69V86H70ZM83 85H84V84H83ZM83 85H82V86H83ZM89 85H87V86L90 87ZM107 85H108V84H107ZM118 85H116V86L118 87ZM49 86H50V88H49ZM75 86H74L73 88H76ZM120 86H119V87H120ZM128 86H129V87H128ZM158 86H160V87H159L160 90L158 89ZM166 86H167V87H166ZM169 86H170V87H169ZM177 86H178V89H179V88H180V83H179ZM177 86L175 85V86H174V89H175V87L177 88ZM42 87H43V85H42ZM42 87L39 86V88H42ZM47 87H48L50 93H49L48 89H46ZM63 87H66V86H63ZM67 87H68V86H67ZM67 87H66V88H61V89L59 88V91H62V90H63V92H65V90L68 89ZM106 87H107V86H106ZM106 87H105V88H106ZM108 87L111 88V90L113 89V91H114L115 89L117 90V87H116L115 89H114L113 87H111V85L108 86ZM119 87H118V90H119ZM127 87L130 88V89H128ZM151 87H152V88H151ZM213 87H214L215 91H216V90L218 91L217 94H216V92H215L214 90H212ZM18 88H17V89H18ZM31 88L29 87L28 89L30 90ZM39 88L37 89V91L40 90ZM43 88H44V87H43ZM43 88H42V89H43ZM70 88H71V87H70ZM70 88H69V90H71ZM84 88H86L85 85H84ZM90 88H91V87H90ZM97 88H98V89H97ZM165 88H164V89H165ZM192 88H193V87H192ZM203 88H204V87H203ZM217 88H218V87H217ZM19 89H18V90H19ZM81 89H82V87H80L78 90L80 91ZM149 89H150V90H149ZM178 89H176V91H179V90H180V89H179V90H178ZM186 89H184V90H186ZM6 90H7V89H6ZM6 90H4V91H6ZM69 90H68V91H69ZM72 90H73V91H72ZM72 90H71V92H73V93L75 94V96H77L78 93H79L78 90H77V91H74V89H72ZM75 90H76V89H75ZM86 90L88 91L89 89L86 88ZM86 90H85V91H86ZM107 90H108V88L106 89V91H107ZM118 90H117V91H118ZM135 90H136V91H135ZM161 90L164 91V92H162ZM201 90L204 91L203 89H199L198 91H201ZM205 90H207V89L205 88ZM248 90H249V89H246V91H248ZM19 91H20V90H19ZM31 91H32V90H31ZM33 91H34V90H33ZM40 91H41V94L44 92L43 90H40ZM85 91H84V89H83V93H84ZM104 91H105V89H104ZM106 91H105V92H106ZM109 91H110V89H109ZM113 91H112V92H113ZM160 91H161V93H160ZM190 91H191V92H190ZM193 91H194V92H193ZM213 91H214L215 93H213ZM219 91H221V92H219ZM38 92H39V91H38ZM63 92H62V94H63ZM69 92H70V91H69ZM69 92H67V90H66L65 93L68 94V95H71V98L74 99V96L72 95L73 93H70V94H69ZM75 92H76V93L78 92L77 95H76ZM80 92H81V91H80ZM89 92H90V91H88L87 94H89ZM105 92H104V93L102 94V96H101V97H104V99H105V101H103V102H106V98H108V96H109L108 94H110L109 92H108V93H107V92L105 93ZM110 92H111V91H110ZM112 92H111V94H113V96H115V95L117 96L118 92H116V91H114V93H112ZM115 92H116V93H115ZM150 92H151V94H150ZM196 92H197V93H196ZM204 92H205V91H204ZM227 92L229 93V96H228V93H227ZM236 92H238V89H237ZM248 92H249V91H248ZM248 92H246V93H248ZM6 93L9 94L10 96H12V94L9 93V92H5V94H4V92H3V94H4V98L6 97ZM14 93H15V92H14ZM32 93H35V92H32ZM39 93H40V92H39ZM60 93H61V92H60ZM65 93H64V95H66ZM92 93H91V94H92ZM119 93H120V92H119ZM177 93H178V95H177ZM181 93L184 94V95H182V96L179 97V94L181 95ZM212 93L214 94V96H213ZM218 93L221 94V95H219ZM223 93H224V94H223ZM243 93H244V92H243ZM3 94H2V95H3ZM62 94H61V95H62ZM87 94H85V96H86ZM91 94L87 95L86 97L84 96V94H83V95L80 94V95H81V98H82V96H83L84 101L87 102L88 100H86V99H87L88 96H89L88 98L92 97ZM99 94H100V93H99ZM99 94H98V95H99ZM104 94H107L108 96H107V95L103 96ZM111 94H110V95H111ZM156 94H157V95H156ZM215 94H216L217 96H218V95H219V96L217 97ZM230 94H231V95L233 94V95L231 96ZM2 95H1V92H0V96H2ZM9 95H8V96H9ZM54 95H55V94H54ZM98 95H96V97H97ZM118 95H119V94H118ZM148 95H149V96H148ZM222 95H223V96H222ZM225 95H227V98H226ZM240 95H239V96H240ZM242 95H245V94H242ZM248 95H250V93H249ZM10 96H9V97H6V98H5L6 100L3 98V99H4V103H6V102L8 101V99L10 98ZM49 96H50V95H49ZM99 96H100V95H99ZM99 96H98V97H99ZM106 96H107V97H106ZM113 96H109V98H111V97H113ZM127 96H128V95H127ZM133 96H134V95H133ZM164 96H163V97H164ZM175 96H178V98L175 97ZM186 96H187V97H186ZM197 96H199V97H197ZM221 96H222L223 98H222ZM234 96H235V98H234ZM239 96H238V97H239ZM246 96H247V95H246ZM2 97H3V96H2ZM45 97H46V96H45ZM65 97H66V96H64V99H66ZM77 97H79V96H77ZM93 97H94V98H93ZM93 97H92V100H93V99L96 100V99H95V98H96L95 95H94ZM98 97H97V98H98ZM124 97H125V96H124ZM124 97H123V98H124ZM148 97H149L150 99H149ZM173 97H170V98H173ZM185 97H186V98H185ZM188 97H189L190 99L192 98V100H190ZM202 97H203L204 99H203ZM211 97H213L212 99H214L213 102H211V101H212V100H211ZM215 97H216V98H215ZM219 97H220L221 99H220ZM228 97H229V98H228ZM247 97H248V96H247ZM40 98H39V99H40ZM50 98H51V99H52V98L54 99L55 97H52V95H51ZM50 98L47 96V97L45 98V100H47V99H48V100H51ZM58 98H60V97H58ZM71 98H70V99H71ZM83 98H82V100H83ZM114 98L117 99V97H114ZM114 98H113V101L115 102V99H114ZM147 98H148V99H147ZM170 98H168V99H170ZM194 98H195V99H194ZM197 98H198V99H197ZM200 98H202L203 100L200 99ZM236 98H237V99H236ZM250 98H252V96H251ZM263 98H264V97L260 98L259 100H256L257 103L260 104V102H262V101L264 102V99H263ZM26 99H27V98H26ZM26 99H24V101H25ZM43 99H44V98H43ZM73 99L70 101V100H69V96H68V100L66 99V100H63V101H61V100H59V99L56 98V100H58V102L60 101L62 104L65 103V101H66L65 105L63 104L64 107H62L63 110H65L64 108L67 107V108H66V111H64L66 114L63 113V114H65V116L67 115V113H69L68 115H71V116L73 115V116H75V118H76L77 116H80L79 118H77V120H80V118H82V117L84 116V114H85V116H86V112H87V110H85V113H83V115H81V114H79V115H78V114H73L74 111H69V110H76L77 106L80 105V103H81V101H82V100H79V104L76 106L75 103H77V102H75V101H78V100H77L78 98H77L75 101H73ZM79 99H80V98H79ZM90 99H91V98H90ZM90 99H89V100H90ZM99 99H100V98L97 99L98 102H99ZM102 99H103V98H102ZM104 99H103V100H104ZM120 99H121V98H120ZM165 99H166V98H164L163 100H165ZM168 99L165 100L166 102H165V101H161V102H165V103H164L165 105H167L168 103L171 104L172 101H171V100H168ZM181 99H180L179 101H181ZM199 99H200V100H199ZM229 99H230V100H229ZM256 99H257V98H256ZM262 99H263V100H262ZM10 100H11V98H10ZM10 100H9V103H10ZM48 100H47V101H48ZM92 100L88 101V102H87V105H88V104L90 105L89 102H92V103H93L94 100H93V101H92ZM157 100H158V101H157ZM187 100H188L189 102H188ZM215 100H216V101H215ZM233 100H232V102H233ZM261 100H262V101H261ZM5 101H6V102H5ZM39 101H40V100H39ZM52 101H53V100H52ZM67 101L73 102L72 104H74V105H72L71 103H69V105H72L71 108L73 107L74 109H73V108H72V109L69 108V105L67 104ZM107 101H108V99H107ZM119 101H121V102H119ZM127 101H128V100H127ZM148 101H149V103H148ZM168 101H169V102H168ZM170 101H171V102H170ZM184 101H185V102H184ZM196 101H197V102L199 101L200 104L197 105L199 102L196 103ZM250 101H251V99L249 100V102H250ZM259 101H260V102H259ZM1 102H2V101H1ZM1 102H0V103H1ZM25 102H28V101L26 100ZM44 102H45V101H44ZM48 102H49V101H48ZM48 102H47V103H48ZM54 102H55V99H54ZM54 102H53V104H54ZM56 102H57V101H56ZM74 102H75V103H74ZM82 102H83V101H82ZM100 102H102V101H100ZM110 102H112V98H111V101L106 102V104H102V103H101V105H103V107H104V106H105V107L107 106V109H109V108H111V107L108 108V105H109ZM114 102H113V104H116V103H114ZM129 102H128V104H129ZM161 102H159L158 104H160ZM167 102H168V103H167ZM187 102H188V103H187ZM207 102H208V103H207ZM30 103H31V102H30ZM83 103H85V102H83ZM126 103H127V102H126ZM144 103H145V102H144ZM153 103H154L155 105H154ZM166 103H167V104H166ZM172 103H173V102H172ZM181 103H184V104H183V107H181V106H182ZM186 103L189 105V107H187V104H186ZM225 103H226V105H225ZM257 103H255V104H257ZM6 104H8V103H6ZM6 104H5V106H6ZM27 104H28V103H27ZM31 104H32V103H31ZM50 104H52V103L50 102ZM50 104L48 105V107L50 106ZM53 104H52V107H53ZM55 104H56V103H55ZM57 104H58V103H57ZM62 104H61V105H58V106H59V107H60V106H63ZM111 104H112V103H111ZM161 104H162V103H161ZM193 104H195V105H197V106H195V105H193ZM211 104H212V105H211ZM218 104H220V105H218ZM255 104H254V106H255ZM259 104H257V107H258V108H257L256 106H255V107L253 106V107H254V108H257L258 110L261 109V110L264 111V109H263L264 106H262V105H264V104H263V103H262V105L260 104V105H261L260 108H259V106H258ZM2 105H4V104L2 103ZM44 105H46V103H45ZM66 105H68V106H66ZM85 105H86V104H85ZM87 105H86V106H87ZM145 105H146V104H145ZM165 105H164V106H165ZM172 105H174V103H173ZM180 105H181V106H180ZM185 105H186V106H185ZM191 105L193 106V109L191 108V107H192ZM204 105H205V106H204ZM221 105H223V106H221ZM0 106H1V104H0ZM28 106H27V107H28ZM54 106H55V105H54ZM56 106H57V105H56ZM56 106H55V107H56ZM65 106H66V107H65ZM82 106H83V108H82ZM154 106H155V107H154ZM162 106H163V104H162ZM162 106H161V107H162ZM164 106H163V108H164ZM169 106H171V105L165 106V108H164L165 111H164V110H160V112H162V111H163V112H166V108H167V110H168L167 112H169L170 108H172V107H169ZM190 106H191V107H190ZM209 106H214V107L208 108ZM242 106H243V105H242ZM244 106H245V105H244ZM2 107H4V106H2ZM44 107L48 108L47 106H43V108H44ZM52 107H50L51 110H48V109H47V110L49 111V113H48V112H47V113H48V114L51 113V114H53V115L56 117L57 115H55V112H56V111H59V109L61 110V108L58 107V108H59V109H58V108L56 107L55 109H57V110H55L54 107H53V109H54L53 111H55V112L52 113V112H53V111H52ZM75 107H76V108H75ZM80 107H81L82 109H85V108H86V107L84 106V104L81 105V106H78V108H79V110H78V108H77L78 112L81 111V110H80V109H81ZM87 107H88V106H87ZM89 107H90V106H89ZM89 107H88V108H89ZM101 107H102V106H101ZM105 107H104L103 109H106ZM140 107H139V108H140ZM156 107H157V108H156ZM168 107H169V108H168ZM186 107H187V109H186ZM199 107H200L201 110H202V108H203L204 111H206V112H203V113H204V114H205V113L208 114V115L205 114L207 118L204 117V114L201 113V112H202L201 110H198ZM218 107H221V108L218 109ZM240 107H241V105H240ZM248 107H247V105H246V108H245V107H243V108L246 109V110H249V109H247ZM43 108L41 107V109H43ZM68 108H69V109H68ZM88 108H86V109H88ZM179 108H180V109H179ZM183 108L185 109V111H184ZM195 108H196L197 110H196ZM206 108H208V109H206ZM215 108H217L218 110L215 109ZM243 108L241 107V109H243ZM25 109H26V108L24 107V110H25ZM27 109H26V110H27ZM67 109H68V111H67ZM107 109H106V110H107ZM122 109H123V110H122ZM161 109H162V108H161ZM172 109H174V108H172ZM194 109H195V110H194ZM241 109L239 108V110H241ZM244 109H243V110H244ZM26 110H25V111H26ZM28 110H27V111H28ZM31 110H33V111H31ZM37 110H38V109H37ZM106 110H105V111H106ZM109 110H111V109H109ZM120 110H121V111H120ZM130 110H131V111H130ZM137 110H138V111H137ZM142 110H143V109H142ZM189 110H188L187 112H190ZM193 110H194V111H193ZM209 110H210V111H209ZM226 110H225V111H226ZM228 110H227V111H228ZM237 110H238V108H237ZM243 110H241V111H243ZM246 110H244V112H245ZM261 110H260V111H261ZM27 111H26L25 114H27ZM42 111H45V110L43 109ZM42 111L40 110V111H39L40 113H38V115L41 114ZM50 111H51V112H50ZM89 111H90V108H89L87 114L89 113ZM91 111H93V108H92ZM91 111H90V112H91ZM107 111H108V110H107ZM157 111H158V110H157ZM170 111L172 112V110H170ZM195 111H196V112H195ZM200 111H201V112H200ZM208 111L210 112V114L208 113ZM211 111H216V112H211ZM222 111H223V109H222ZM225 111H223L224 114H225ZM32 112H33V113H32ZM59 112L62 113V111H59ZM70 112H71V113H70ZM76 112H77V111H76ZM81 112H82V111H81ZM81 112H80V113H81ZM93 112H95V109H94ZM103 112H104V111H103ZM108 112H109V111H108ZM108 112H105V113L108 114ZM110 112H111V111H110ZM167 112H166V114H168ZM187 112H186V113H187ZM228 112H229V111H228ZM230 112H229V113H230ZM29 113H28V114H29ZM36 113H37V111H36ZM47 113H45V114H47ZM57 113H58V112H57ZM141 113H140V114H141ZM154 113H156V114H154ZM169 113H170V112H169ZM197 113H201V115H203V116L201 117V115H198ZM218 113H220V115H219ZM229 113H228V114H229ZM231 113H232V112H231ZM240 113H241V112H240ZM242 113H243V112H242ZM261 113L264 114V112H261ZM261 113H259V114H261ZM25 114H24V112H23V117H22V118H23V119L25 118L24 121L28 122L27 119L29 118V117H28L29 115L26 116ZM51 114H50V115H51ZM91 114H92V113H91ZM129 114H128V115H129ZM131 114H133V113H131ZM153 114L155 115V117H156V116L158 117L157 114H160V115H161V120H158V118L160 119V117H158V118H157V122H156V118L152 117V116H154ZM166 114L164 113V115H166ZM193 114H196V115H194L195 118H194ZM213 114H214L215 118L217 119V122H218V119H219V121H220V120L222 121V122H221L222 124H220V122H219V123L216 122V123H217V125H216V123H215V120H216V119L214 120V118H213L214 116L212 117L213 120H214V122L212 121V123H214L217 127H215V126L213 127V124L211 125L212 127L210 126V124H211V120H212V119L209 120V118H211V116H212ZM228 114H227V115H228ZM247 114L245 113V115H247ZM262 114H261V115H262ZM33 115H34V114H33ZM33 115H32V116H33ZM35 115H37V114H35ZM38 115H37V117H39ZM42 115L44 116V114H41V116H42ZM61 115H62V114H61ZM68 115H67V116H68ZM103 115H104V118H105V116L107 117V115H105L104 113H102V116H103ZM144 115L141 114V116H144ZM148 115H149L150 117H152L151 119L154 118L155 120H154V121H153V120L149 121L150 118L148 117ZM164 115H163V117H164ZM170 115H171V114H170ZM225 115H226V114H225ZM261 115H260V116H261ZM24 116H25V117H24ZM54 116H53V117H54ZM58 116H59V113H58ZM67 116L65 117V119L68 118V119L70 120V117H71V116H69V117H67ZM81 116H82V117H81ZM85 116H84V117H85ZM129 116H130V115H129ZM167 116H168V115H167ZM189 116H188V118H189ZM199 116H200V117H199ZM258 116H259V115H258ZM34 117H35V116H33V117H31V118H33V120H35L37 117H35V119H34ZM44 117H45V116H44ZM46 117H47V116H46ZM53 117H51V118H52L53 120H56L55 117H54V118H53ZM60 117H61V116H60ZM62 117H64V116H62ZM84 117H83L82 119H85V120H87L86 122H88V118H89V116L86 117V118H84ZM90 117H91V116H90ZM109 117H107L108 119L105 118V121L102 120V119H101V120L103 121V123H106V119L109 120ZM197 117H198V119H197ZM262 117H263V116H262ZM31 118L28 119V120H32ZM39 118H40V117H39ZM39 118H38V119H39ZM47 118L49 119V117H47ZM47 118H46V119H47ZM51 118H50V120H51ZM73 118H74V117H73ZM91 118H92V117H91ZM104 118H103V119H104ZM130 118H131V119H130ZM142 118H144V117H142ZM148 118H149V120H148ZM182 118H186L185 120H186L187 122L184 121V119H182ZM199 118H200V120H199ZM201 118H202V119H201ZM38 119H37V120H38ZM61 119H62V118H61ZM63 119H64V118H63ZM65 119H64V121H65ZM68 119H67V121L70 122ZM128 119H130V120H128ZM180 119H182V120L180 121ZM203 119H204V120H203ZM262 119H264V117H263ZM262 119L260 120V123H263V122H264ZM40 120H41V118H40ZM50 120H49V122H50ZM53 120H51V124L54 122ZM57 120L61 121L60 119H58V117H57ZM57 120H56V121H57ZM72 120H75V119H72ZM77 120H75L74 122H75V123H77V122L80 123V122L77 121ZM136 120H137V121H136ZM173 120H175V121L177 122V123L174 122L175 125L172 124V123H173ZM201 120L203 121V123H202ZM226 120H227V121H226ZM232 120H233V122H232V125H230V126H231V127H230V126H229V124H230L229 121H232ZM41 121H43V118H42ZM47 121H48V120H47ZM59 121H57V122H59ZM62 121H63V120H62ZM80 121H81V120H80ZM89 121H91V120H89ZM92 121H93V123L90 122V123H91V127H92V124L94 125V127H95V126L97 127V125L94 124L95 121L93 120V118H92ZM143 121H144V122H143ZM158 121H160V122H158ZM166 121H167V122H166ZM179 121H180V122H179ZM183 121H184V122H183ZM199 121H200V122H199ZM209 121H210V124H209ZM241 121H242V120H241ZM244 121H242V123H240L241 126L244 124V123H243ZM261 121H262V122H261ZM29 122H30V121H29ZM35 122H36V120H35ZM45 122H46V121H45V118H44V121L42 122L43 124H41V126H40V124H39V123H41L40 121L36 122V124L38 123L39 126H35V127H36V128L38 127V129H41V130L38 132L39 135H40L39 137H42V136H43V134H42V136H41V133H44V134H45V130H46V129L49 131V128H51V127H49L50 125H48V126L46 125V124H48V122H47L46 124H45ZM81 122H83L82 124H83L84 126H85V124H89V123H86V122H85V124H84V120L81 121ZM107 122H108V124H110L109 121H107ZM124 122H125V123H124ZM131 122H134V123H131ZM147 122H148V123H147ZM152 122H153L154 124H151ZM182 122H183V123H182ZM193 122H192V123H193ZM196 122H195V125H197ZM225 122H229V123H225ZM246 122H247V123H246ZM254 122H255V124H254ZM256 122H257V123H256ZM33 123H34V122H33ZM64 123H66V122H64ZM75 123H74V124H75ZM119 123L116 122V124H118V126H120ZM123 123H124V124H123ZM135 123H138V124L136 125ZM139 123H140L142 126H144L145 124H146V125L148 124V125H147V126L145 125L146 128H145V126L143 127V128L145 129V130H144V129H141L142 127H141V125H140ZM149 123H150V124H149ZM159 123H160V124H159ZM166 123H167V125H168V127H166V128L169 129V127H171V128L168 130V132H167V129L164 127V126L166 125ZM169 123H170V124H169ZM178 123H179V125H177ZM189 123H190V122H189ZM201 123H202V125H201ZM82 124H79L80 127H81V126H82V127L79 128V130H77V131H81L82 128H83V129H84V128L87 129V128L84 127ZM122 124H123V125H122ZM143 124H144V125H143ZM158 124H159V125H158ZM163 124H164V125H163ZM183 124H184V125H183ZM219 124H220V126H219ZM223 124H226V125H223ZM45 125L47 126L46 129H44V127H46ZM53 125H54V123H53ZM53 125H52V127H53ZM79 125H78V126H79ZM89 125H90V124H89ZM89 125H88V126H89ZM105 125H106V124H105ZM124 125H125V126H124ZM127 125L129 126V128H127L128 130L126 129V126H127ZM133 125H134V126H133ZM150 125H151V126H150ZM153 125H155V126H153ZM156 125L158 126V128H159V126H163V128H160L161 131H159V133H161L162 135H161V134L159 135L158 133H156V132H158V131H157V126H156ZM167 125H166V126H167ZM187 125H189V124H186V126H187ZM190 125H192V124L190 123ZM43 126H44V127H43ZM54 126H55V125H54ZM88 126H87V127H88ZM106 126H107V125H106ZM123 126H124V127H123ZM128 126H127V127H128ZM135 126H136V127H135ZM138 126H139V127H138ZM149 126H150V127H149ZM173 126H174V127H173ZM175 126H177V127L175 128ZM178 126H179V127H178ZM180 126H181L182 128H180ZM193 126H194V124H193ZM205 126H206V125H205ZM221 126H223V127H221ZM224 126L228 127V130H230V131L232 130V131L228 133L227 128L224 127ZM245 126H246V125H244V127H245ZM250 126H248V127L246 126V128H248V130H250ZM39 127H40V128H39ZM55 127H56V126H55ZM91 127H90V128H91ZM94 127H93L92 129H94ZM133 127H135L136 129H134ZM244 127H241V128H244ZM53 128H54V127H53ZM88 128H89V127H88ZM90 128H89V129H90ZM98 128H99V127H98ZM98 128H95V129L98 130ZM137 128H138V129H137ZM147 128H149V129H147ZM150 128H151V130H150ZM173 128H174V129H173ZM178 128H180L181 130L178 129ZM190 128H191V127H190ZM196 128L198 129V126H196ZM203 128H204V129L207 128V129H206L207 131L205 130V132H204V129H203ZM213 128H214V131H215V132L212 131ZM230 128H231V129H230ZM233 128H234V129H233ZM246 128H245V129H246ZM260 128H262V129H260ZM42 129H44V130H42ZM76 129H77V128H76ZM76 129H75V130H76ZM89 129H88V130H89ZM92 129H90V130H92ZM113 129H115V128L113 127ZM125 129H126V130H125ZM131 129H132V131H133V129H134L135 131L132 132ZM139 129H140V130H139ZM160 129H158V130H160ZM164 129L166 130V131H165V134L162 132V130H164ZM194 129H195V130H194ZM208 129H209V130H208ZM210 129H211V130H210ZM219 129H221V131H220ZM33 130H34V129H33ZM33 130H32V132H33ZM47 130H46V131H47ZM88 130H87V131H88ZM96 130L88 131V133L91 132V133H89V134H87V132H86L85 130H82V132H85V133L87 134V135H86V136H87V137H86V140H89V139H87L88 136L91 135L92 132H93V134H94V132H96ZM110 130H111L110 133L112 134V127L110 128ZM120 130L123 131V132H121ZM129 130H130V132H129ZM142 130H143V131H142ZM147 130H149V131H147ZM154 130H155V131H154ZM177 130H179V132H180L179 134H177V133H178ZM186 130H188V132H187ZM216 130H217V131H216ZM222 130H223V131H222ZM233 130H234V131H233ZM246 130H247V129H246ZM256 130H257V132H256ZM36 131H37V130L35 129V133H36ZM114 131H116V129H115ZM114 131H113V132H114ZM127 131H128V132H127ZM137 131H138V132H137ZM140 131H141L142 133H141ZM151 131H154V132H151ZM173 131H174V132H173ZM181 131H183V132H181ZM184 131H186V133H184ZM208 131H212V132L210 133V132H208ZM218 131H220V132H218ZM32 132H31V134H32V136H33V138H34V135H37V134H35V133L33 134ZM75 132H76V131H75ZM98 132H99V130H98ZM134 132H135V133H134ZM143 132H145V133H143ZM149 132H150V134H149ZM175 132H177V133H175ZM195 132H197V133H195ZM202 132H204V134H203L204 136H205L206 134H210V137H209V135H208V138H207L206 136H205V137H204V136H201ZM217 132H218L219 134H218ZM224 132L227 133V134L225 133L226 136H225V134H222V133H224ZM78 133H79V132H78ZM78 133L76 132V134H78ZM85 133H81V134H83V135H82L83 137H84ZM127 133H129V134H127ZM214 133H215V134L217 133V134L215 135ZM230 133L233 134L234 138L237 136L238 139L236 138V140H240V141L243 140V141H241L243 144H242L240 141L236 142L237 144H238V143H239V144L241 143V144H240L241 147H240L239 145L236 144V150H235V146H232V145H235V143H234L232 140H231V141L229 140V139H232V137L229 136ZM234 133H235L236 135H235ZM243 133H244V132H243ZM259 133H260V134H259ZM31 134L28 135L27 138L25 137L26 139H24V142H25V140L27 141L28 138H29V140H30V138H32V137H31ZM46 134H47V132H46ZM46 134H45V135H46ZM74 134H75V133H74ZM76 134H75V135H76ZM131 134H132V135H131ZM136 134H137V136H136ZM144 134H145V136L143 137ZM156 134H157V135H156ZM163 134H164V135H163ZM167 134H168V135H167ZM199 134H200V137H201L202 139H204V140H201V138L199 137ZM212 134H214L215 136L218 135L217 138H215V136H212ZM232 134H231V136H232ZM78 135H80V133H79ZM78 135H77V137L80 138V139H78L77 137H75L74 139H76V140H77V139H78V140H81V138H82L81 135H80V137H79ZM98 135L100 136V138L97 137ZM127 135H128V136H127ZM130 135H131V137H132V136H134V137L131 138ZM147 135H148L149 137H148ZM175 135H177V136H175ZM178 135H179V136H178ZM180 135L183 136V137H180ZM220 135H221V138L219 137ZM222 135H224L227 139H228V137H230V138L228 139L230 142L227 144V146L229 147V144H230V143L232 144V142H233L234 144L230 145L231 148H230V147H229V148H226V145H225L224 143H221L222 140H220V139H222ZM246 135H247V134H246ZM258 135H259V136H258ZM261 135H262V137H260ZM46 136H48V135H46ZM108 136H107V140H108ZM123 136H124V137H123ZM138 136H139V137H138ZM141 136H142V138H141ZM153 136H154V137H153ZM157 136H158V137H157ZM160 136H162L163 138H162V137L160 138ZM165 136H167V138H166ZM172 136L174 137V138H173V141H174V140H175V141H174V143L171 142V144H170V140L172 141ZM185 136H187V137H185ZM224 136H223V139H224V140H223L222 142H224V141L226 142ZM251 136H252V137H251ZM37 137H38V135H37ZM44 137H45V136H44ZM90 137H92V135H91ZM90 137H89V138H90ZM125 137H127V138H125ZM136 137H137V138H136ZM151 137H152L153 139H152ZM155 137H156V138H155ZM169 137H171V138L169 139ZM175 137H176V139H175ZM177 137H178V138H179V137L182 138V139L179 138V141H178L179 144H178V142H177ZM211 137H212V138H211ZM213 137H214L215 139H214ZM253 137H254V138H253ZM255 137H256V138H255ZM35 138H36V137H35ZM46 138H47V137H46ZM92 138H94V137H92ZM123 138H125L126 140H125V139L123 140ZM133 138H134L135 140H134ZM140 138H141L142 140H141ZM148 138H150V139H148ZM157 138H158V139L160 138L161 141H162V139H163V143H164V145H165L164 147H165V149L167 148L168 150H164V152H162V150L158 149L159 146H158L157 148L151 146L152 144H155V142H156V141H154V142L152 141V140H154V139L157 140L156 144L160 142V140L158 141ZM184 138H185V139H184ZM209 138L212 139L213 143H214V140H215V142H216V140L219 138V139L217 140V142L219 141L218 143H219L221 146H225L226 149H225L224 147H223V148H222V147H219V148L221 149V152L218 153L219 150H218V149L216 150L217 146H216V148H214L215 145H218V144H215V145L213 146V145H212L213 143L211 142V140H210ZM241 138H242V139H241ZM246 138H247V142H246ZM252 138H253V139H252ZM38 139H39V138H38ZM38 139L36 138L35 142H36ZM43 139L46 140L45 138H40L41 141L38 140V141H39V144H37V143H33V144H35V145L37 144V145L39 146L40 150L43 148V147L41 146V142L44 143V144L42 143L44 147L47 146V144H48V141L46 140V142H47V143H46ZM74 139H73V140H74ZM97 139H99V140H98V145H97L98 147H96ZM128 139H130V140L132 139L134 142L136 141V142L139 143V145H138V143L135 142V143H136V146L138 145V147H139V148L137 147L138 150H136V149H137V148H135L136 146H133V145H132V144H134V142L132 143V140L130 141V140H128ZM168 139H169V141H168ZM198 139L201 140V143L199 142V144H201L202 147H201V145L198 146V145H199L198 143L195 144V142H198ZM254 139H255V140H254ZM21 140H22V139H21ZM29 140H28V141H29ZM31 140H32V139H31ZM33 140H34V139H33ZM33 140H32V141H33ZM42 140H43V141H42ZM49 140H51L50 137H49ZM90 140H89V141H90ZM165 140H167V144H168V145L166 144ZM180 140H182V141H180ZM190 140H192V141H190ZM200 140H199V141H200ZM206 140H208V141L210 140L211 143H209L208 141L205 142ZM233 140H235V139H233ZM244 140H245V141H244ZM251 140H252V141H251ZM82 141L84 142L83 139H82ZM82 141H79V142L82 144ZM124 141H125V142H124ZM127 141H128V142H127ZM147 141H148V143H147ZM150 141H151V142H150ZM248 141H249V143H248ZM253 141H254V142H253ZM30 142H31V141H30ZM30 142H25V143H28V144H29ZM33 142H34V141H33ZM51 142H52V141H51ZM68 142H69V144H70V141H68ZM68 142H66V143L68 144ZM74 142H75V140H74ZM74 142H71V145L75 146V145H74ZM77 142H78V141H77ZM77 142H75V144H76ZM86 142H87V141H86ZM118 142H119V143H118ZM126 142H127V143H126ZM130 142H131V143H130ZM176 142H177V143H176ZM183 142H184V143H183ZM193 142H194V144H193ZM204 142H205V143H204ZM244 142H245V143H244ZM250 142H251V145H252V146L250 145ZM18 143H19V142H18ZM64 143H65V142H64ZM64 143H63V144H64ZM88 143H86V146L89 145ZM145 143H146V144H145ZM160 143H162V142H160ZM160 143H159V145H161ZM203 143H204V144L207 143V144H206L207 146H206V149L201 150V153H199L200 155L202 154L204 157H203V156L200 157V155L198 154V150H199V149L196 148V147H199V148H201V149L204 148ZM208 143H209V144H208ZM258 143H255V144H258ZM9 144H10V146H11L13 143L9 142ZM9 144H7V145H8V146H7L8 148H9ZM20 144H21V143H20ZM31 144H32V142H31ZM50 144H52V143H50ZM63 144H62V145H63ZM67 144H66V145H67ZM77 144H78V143H77ZM77 144H76V145H77ZM81 144H80V145H81ZM87 144H88V145H87ZM110 144H111V143H110ZM120 144H121V145H120ZM127 144H128V145H127ZM142 144H144V147H143ZM148 144H149V145H148ZM150 144H151V145H150ZM173 144H175L176 146H173ZM180 144L182 145V147H181L180 150H179V147L181 146ZM183 144H185V145H183ZM210 144H211V145H210ZM222 144H223V145H222ZM248 144H249V145H248ZM18 145H19V144H18ZM18 145H13V146H11V147H13V150H14V146L17 147ZM62 145H61V146H62ZM71 145H70V146H71ZM78 145H79V144H78ZM80 145H79V146H80ZM83 145H84V143L81 145V147H82ZM112 145H114V144H112ZM112 145H110V146H112ZM134 145H135V144H134ZM166 145H167V147H166ZM195 145H197V146H195ZM209 145H210V146H209ZM220 145H219V146H220ZM243 145L246 146V148H248L247 146L252 147V149L250 148L252 151H251V150H247V151H250V152H247L245 149H243L242 152H241L240 149L245 148ZM24 146H25V144H24ZM24 146H23V145H20V146H18L17 149L15 148V149H16V153H18L19 157L21 156L20 158H22V157H23V158H24V157L26 158V156H27V158H28V157H29V158H32V157L34 158V156L36 155V153H37V151H38L37 149H39V148H37L38 146L34 148V149L37 148V149H36L37 151L35 150V151H36L35 153L32 151L33 154H35V155H33V156H32V154H30V153H31V150L29 151L28 154L26 153V152L28 151V147L30 148V146H29V145H28V146L26 145L27 147H26V146L24 147ZM31 146H32V145H31ZM33 146H34V145H33ZM49 146H50V145H49ZM49 146H48V147H49ZM68 146H69V145H67V147H68ZM79 146H77L78 148H77L76 146H75V147H76L79 151L81 150V152H86V151H84V149L87 148L86 150H87V151H90L92 154H94L95 157H96V155H97L96 152H101V151H98V150L94 151V148H92V147H91V148H92L93 150H91V148H89V146H88V147H84V146H83L82 149H81V147H79ZM110 146L108 147V150H109ZM129 146H131L132 148L134 147L135 150H133V149H132L131 147H129ZM145 146L147 147V148H146V151L149 150V149H148V146H151V147L154 148L155 150H158V151H159L158 153L155 151V153H156V157H151V158H150V157H148V155L145 156L146 154H149V155H150V152H151V151H153V153H154V149H151V148H150L151 150H150L149 152H147V153L144 152L145 154H144V155H141V153H143L142 150H145V149H144ZM153 146H155V145H153ZM156 146H157V145H156ZM162 146H163V145H162ZM162 146H161V147H162ZM168 146H169V147H168ZM211 146H212V149H211V148H210V149L207 148V147H211ZM20 147H23V148H20ZM50 147H51V146H50ZM59 147H60V146H59ZM62 147H63V146H62ZM62 147H60V149H61ZM67 147H66V149H67ZM128 147H129V148H128ZM142 147H143V149H141ZM161 147H160V148H161ZM164 147H162V149H164ZM177 147H178V149H177ZM233 147H234V148H233ZM237 147L240 148V149L238 148L239 151H238ZM32 148H33V147H32ZM70 148H71V147H69V150H68L69 152H71L70 150L73 149V147H72L71 149H70ZM76 148H74V150H75ZM130 148H131V149H130ZM194 148H196V149H194ZM3 149H4V148H3ZM10 149H11V148H10ZM10 149H9V150H10ZM21 149H22L23 151H22ZM34 149H32V150H34ZM47 149H48V148H47ZM62 149L64 150V149H65V146H64V148H62ZM62 149H61V151H59V152H60V153H61V152H65V153H66L67 150L62 151ZM129 149H130V150H129ZM181 149H182V150H181ZM197 149H198V150H197ZM223 149L226 150L227 152H225ZM232 149H233V150H232ZM262 149H264V148H262ZM5 150L7 151V148H6ZM9 150H8V152L4 151V152H3V155H4L5 152H6V153H10V152H11V153H12L11 155H13V153H14L15 150H14L13 152H12V150H10V151H9ZM42 150H44V149H42ZM74 150H72V151H74ZM78 150H77V151H78ZM127 150H128V151H127ZM175 150H177V152H175ZM195 150H196L197 154L199 155V157L201 158V159H200V158H199V159L202 160V165H203V162H204V165H203L202 168L200 169L199 174H198V173H195L197 176H196L195 174H194L195 176H193V175H191V173H189V174L191 175V178H190V176L187 177L188 171H187V173H185V172H186V171H185V168H187V167H185V166L190 165V162H191V161H194L193 159H190V157L195 159V156L192 157L193 154L196 155V159H195V161L197 160V156H198V155L195 154V153H193V152H195ZM204 150H205L206 153H205V152L202 153V151H204ZM207 150H209L211 153H208L209 151H207ZM211 150H212V151H211ZM215 150H216V152H217L218 154H217L216 152H214ZM228 150H229V151H228ZM19 151H20V152H19ZM25 151H26V152H25ZM79 151H78V152H79ZM93 151H94V153H93ZM124 151H125V152H124ZM141 151H142V152H141ZM171 151H172V152H171ZM187 151H188V152H187ZM222 151H224L225 154H228V155L230 154V155H232L231 157H232L233 159L230 158V155H229V156H228V155H225ZM233 151H234V153H233ZM236 151L238 152V154H236V153H237ZM243 151H246V154H245ZM259 151H260V149H259ZM262 151H263V152H261V153H264V150H262ZM54 152H55V151H54ZM69 152H67V156H68V153H69ZM78 152L74 151V153H75L76 155H78V157H79V154H80L81 152H79V154H77ZM90 152H89V154H91ZM127 152H128V153H127ZM134 152H135V153H134ZM140 152H141V153H140ZM165 152H167V153L165 154ZM180 152H181V153H180ZM184 152H185V153L187 152L188 154H190V155H189L190 157L187 155V153H186V154H183ZM191 152H192L193 154H192ZM251 152H252V153H251ZM25 153H26V154H25ZM57 153H58V152H57ZM60 153H59V154H60ZM74 153L72 152L71 154H74ZM86 153H87V152H86ZM86 153H85V156H84V153H83V154L81 153V155L84 156V157H82V159H81V157L78 158V159H81L83 163L86 161V159H88V157H86V155H89V154H86ZM133 153H134V154H133ZM155 153H154V154H155ZM175 153L177 154V156H178L179 158L175 155ZM179 153H180V154H179ZM204 153H205L206 155H205ZM212 153H214V154H213V155H214V159H213V157H212V156H213ZM221 153L224 154L223 157H222V154H221ZM231 153H232V154H231ZM247 153H250V155L252 154V155L254 156V160H255V161L252 159L253 156L251 155L252 157L250 158V155L248 154V156H247ZM20 154H21V155H20ZM29 154H30L31 156H29ZM53 154H54V153H53ZM55 154H56V152H55ZM55 154H54V155H55ZM62 154H63V153H62ZM71 154H69V157H70V156L72 157ZM126 154H127V155H126ZM139 154H138V155H139ZM158 154H161L160 157H159V156L157 157ZM162 154H163V155H162ZM164 154H165V155H164ZM171 154H173V155L175 156V158L179 159L180 162H179L177 159H175L174 156L171 155ZM181 154H183V156H181ZM209 154H211V155H209ZM215 154H216V156H215ZM219 154H220V155H219ZM234 154H235V156H236V155H237V156L235 157ZM239 154H240V155H239ZM241 154L243 155V157L241 156ZM3 155H2V156H3ZM22 155H23V156H22ZM56 155L58 156V154H56ZM56 155H55V156H56ZM65 155H66V154H65ZM76 155H75V156H76ZM81 155H80V156H81ZM135 155H137V154H135ZM169 155H170V156H169ZM185 155H186V157L189 158V159H187V158L185 157ZM191 155H192V156H191ZM14 156H15V153H14ZM52 156H53V155H52ZM57 156H56V158H57ZM62 156H64V155H62ZM67 156H64V157H66V159H67ZM123 156H124V155H123ZM151 156H152V153H151ZM154 156H155V155H154ZM166 156H168V158H165ZM217 156H219V158H221V157H222V158L220 159V161H219V160H216V162H214L215 159H219ZM220 156H221V157H220ZM224 156L226 157V159H225ZM15 157H18V156H15ZM19 157H18V158H19ZM53 157H54V156H53ZM53 157H52L51 159H53ZM59 157H61V154L59 155ZM69 157H68V158H69ZM101 157H102V155H101ZM118 157H119V156H118ZM136 157H138V156H135L134 158H136ZM181 157H183V158L180 159ZM202 157H203V158H202ZM211 157H212V158H211ZM227 157H228V158H227ZM248 157H249V159H251V160H249ZM20 158H19V162H20ZM23 158H22V159H23ZM33 158H32V159H33ZM56 158L54 157V160H55ZM84 158H86V159H84ZM92 158H94V159H92ZM99 158H100V159H99ZM116 158H117V157H115V159H116ZM161 158H162L163 160H162ZM185 158H186L187 161H186V162H181V161H183V159H185ZM204 158H205V159H204ZM223 158H224V159H223ZM235 158H236L237 160H236ZM241 158H242V159H241ZM243 158H244L245 160H244ZM10 159H11V157H10ZM12 159H16V158H13V156H12ZM59 159H60V158H59ZM59 159H56L57 162L59 161L60 163L63 164V162H61ZM62 159L66 161V159H64L63 157H62ZM62 159H61V160H62ZM74 159H75V157H73V158H69V159H67V160L70 162V160L73 161ZM78 159H77V156H76V160H78ZM83 159H84L85 161H83ZM90 159H89V162H90ZM113 159H112V160H113ZM115 159H114V161H115ZM117 159H118V158H117ZM138 159H139V158H137V161H139ZM165 159H166V160H165ZM170 159H171V160H170ZM172 159H173V160H172ZM199 159H198V160H199ZM203 159H204V160H203ZM207 159H208V161H205V160H207ZM210 159H213V161L211 160L212 162H211V161L209 162ZM222 159H223V160H222ZM227 159H228V160H227ZM229 159H231V162H229V161H230ZM1 160H2V161H1ZM23 160H25V159H23ZM56 160H55V161H56ZM81 160H80V161H81ZM175 160H177L179 163H178L177 161H175ZM198 160H197V163L199 162ZM225 160H227L229 164H228L227 162H224ZM234 160H235V161H234ZM238 160H240V162H244V161H245V162H244V164H243V163H240ZM242 160H243V161H242ZM252 160H253V161H252ZM9 161H11V160H9ZM9 161H8V164L10 163ZM26 161H29V159L26 160ZM26 161H23V165H24V163H28V162H26ZM65 161H64V162H65ZM80 161H77V162L75 161L76 164H79L78 166L81 165V164H80ZM87 161H88V160H87ZM87 161H86V162H87ZM134 161H135V159L133 160V162H134ZM161 161H162V162H161ZM164 161H166V162H165L166 164L169 163L172 167H173L174 165H176V166L178 165L177 168H178L180 171L182 170V171H183L182 173H185V174H178V172H180V171L177 170L176 166H174L176 169H171V166H170L171 171H174V170H175V171H177V172H175V171H174V173L171 172V173H173V175H171L172 177H171V176H170V177H171V179H172L173 182H171V181H170V182H167V181H166L167 184L164 183L162 177H159L160 174L157 173L158 171L161 172L162 168H163V170H164V166H166V164L164 163ZM170 161H171V163H170ZM174 161H175L176 163H175ZM232 161H233L234 163H233ZM249 161H250V162H249ZM251 161H252V162H251ZM262 161H263V163H262ZM16 162H17V159H16ZM53 162H54V161L52 160V164H54ZM57 162H55L56 165L59 164V168L61 169V168L63 167V170H64V167H66V166H62V167H60L62 164L60 165V163H57ZM69 162H68V164L70 165L72 162H71V163H69ZM78 162H79V163H78ZM82 162H81V163H82ZM89 162H88V163H89ZM112 162H113V161H112ZM112 162H111V164H113ZM126 162H127V163H126ZM133 162H132V163H133ZM145 162H146V161H145ZM173 162H174L175 164H174ZM187 162H188L189 164H187ZM200 162H201V161H200ZM206 162H207V163H206ZM213 162H214V164H217L218 162H220V164L218 163V165L221 166V167H223V168L221 169L219 166L216 165L217 168H219L220 170L217 169V168L214 169V166H215V165L213 164ZM223 162H224V163H223ZM236 162H238L240 165L243 164V165H242L243 167H245L244 165L247 164L249 167L246 165V167H245L246 169L248 168V169H251V170H252V169L254 168V169L252 170L253 172H252V171L250 172L251 175L249 176V175L247 174V172H249L250 170H249V171L246 170V174H247V175L245 174L246 176L242 173V172H243L242 170H241L242 172H241L240 170H238V169L241 168V166L239 167V166H238L239 164L236 163ZM254 162H255V164H254ZM17 163H18V162H17ZM20 163H22V162H20ZM73 163H74V161H73ZM83 163H82V164H83ZM93 163H91V164H93ZM116 163L118 164V162H116ZM116 163L114 162V165H113V166H115ZM153 163H154V164H153ZM181 163H182V164H181ZM183 163H184V164H183ZM205 163L207 164V167H206ZM210 163H212V164H210ZM225 163H226V164H225ZM230 163H231V164H230ZM235 163L238 164L237 166H238L239 168L236 167V169H237L239 172H241V173L243 174V176H242L243 179H242V177L240 178V176L238 177V175H236V172H235L236 169H235L234 167H232ZM248 163H249V164H248ZM64 164H65V163H64ZM64 164H63V165H64ZM66 164H67V163H66ZM94 164H93V165H94ZM158 164H159V165H158ZM169 164H168V166H169ZM185 164H186V165H185ZM195 164H196V163H195ZM227 164L229 165L228 167L225 166V165H227ZM232 164H233V165H232ZM251 164H254V165L257 164L258 166H260V164H261V166L258 167V169H257L256 167H254V165H253V168H252V167H251V166H252ZM50 165H51V164H50ZM84 165L86 166L87 164H83V165H81V166H84ZM95 165H96V164H95ZM101 165H102V164H101ZM118 165H120V163H119ZM152 165H154V166H152ZM155 165H156L157 167H156ZM162 165H163V166H162ZM181 165H182V166L185 165V166L182 167ZM200 165H201V163H198V165H197L198 168L200 167ZM222 165H223V166H222ZM250 165H251V166H250ZM262 165H263V167H262ZM8 166H9V165H8ZM19 166H20V164H19ZM51 166H52V165H51ZM67 166H68V165H67ZM70 166H73V165H70ZM78 166H77V167H78ZM91 166H92V165L89 164V167H90V168H91ZM160 166H161V168H160ZM168 166H166V167H168ZM211 166H213V167H211ZM216 166H215V167H216ZM235 166H236V165H235ZM56 167H57V166H55V164H54V166H52V168H56ZM89 167L86 166L87 169H88ZM118 167H119V166H115L114 168L118 169ZM121 167H122V168H121ZM130 167H131V166H130ZM154 167L157 168V169H155ZM174 167H173V168H174ZM181 167H182V168L185 167L184 170H183ZM204 167H205V170H206V169H207V170H206V171L203 170L204 172L202 173V169H203ZM209 167H210V168H209ZM224 167H225V168H224ZM230 167H232V169H233V168L235 169V170H234V169H233V170L231 169V170L235 172L234 174L236 175V177H237L238 179H242V180L246 181V182H245L246 184L242 181V183L244 184V186H243L244 188L241 186V187H240L241 189H239L238 191H236L237 188L235 189V187H237V185L234 186V183L237 181V178H236L235 182H233L234 179H235V177H233L234 174H233V175L231 174L232 176H231V175H230V176L227 175V172H228V174H230V172H232L231 170H229ZM243 167H242V169H245V168H243ZM2 168H3V169H2ZM5 168H7V169H5ZM57 168H58V167H57ZM67 168H68V167H67ZM78 168H79V167H78ZM90 168H89V169H90ZM105 168H106V170H105ZM152 168H153V171H152ZM159 168H160V169H159ZM198 168H197V172H198ZM212 168H213L214 171L212 170ZM65 169H66V168H65ZM69 169H70V170H69V172H70V171H71V168H69ZM72 169H73V168H72ZM87 169L84 168V170H83L84 173H85V171H88ZM102 169H104V170H102ZM124 169H123V171H124ZM170 169H169V170H170ZM209 169H210V170H209ZM227 169H228L230 172H229ZM255 169H257V170H255ZM6 170H7V171H6ZM19 170H20V169H19ZM81 170H82V168H81ZM91 170H92V169H91ZM113 170H114V169H113ZM150 170H151V171H150ZM156 170H158V171H156ZM169 170H168V171H169ZM223 170H224V171H223ZM260 170H261V172H260ZM60 171H62V169H61ZM65 171H66V170H65ZM72 171H75V170H72ZM101 171H100V174H99V175H102ZM106 171H108V172H106ZM128 171H130V170H128ZM128 171H127V170L124 171V172H126V173L123 172V173L125 174L124 177H126V174L128 173ZM133 171H134V170H133ZM146 171H147V170H146ZM207 171H209V172H208V175L210 174V175H209V179H207V178H208V175H206V174H207V173H206ZM222 171H223V172H222ZM254 171H255V172H254ZM4 172H5L6 174H4ZM7 172H8V173H7ZM152 172H153V173H152ZM154 172H156V173L159 174V175H157V174L154 173ZM162 172H163V171H162ZM214 172H215V173H214ZM239 172H237V174H239ZM244 172H245V170H244ZM17 173H19V172H17ZM67 173H68V171H67ZM75 173H76V172H75ZM180 173H181V172H180ZM216 173H217V174H216ZM219 173H220V174H219ZM223 173H225L226 176H225ZM12 174H14V175H12ZM19 174H20V173H19ZM19 174H18V175H19ZM68 174H69V173H68ZM71 174H72V172H71L69 175L71 176ZM119 174H121V173H119ZM151 174H152L154 177L156 176L157 179L155 180L156 177L154 178ZM176 174H178V175L176 176ZM189 174H188V175H189ZM11 175H12V176H11ZM48 175H49V174H47V177H49ZM72 175H75L74 172H73ZM77 175H78V173L75 175V177L73 176L72 178H75V180L79 179V177H78V178L76 177ZM99 175H98V176H99ZM129 175H130V173H129ZM129 175L127 174V177H128ZM143 175L145 176L144 178H143ZM161 175H162V174H161ZM182 175H183V177H184V180L186 179V181L182 180L183 177H180V176H182ZM185 175H186V177H185ZM213 175H215V177H216V176H218V177L215 178ZM220 175H222L223 178H222ZM239 175H240V174H239ZM6 176H7L8 178H7ZM10 176H11V177H10ZM88 176H89V175H88ZM104 176H105V175H104ZM134 176H135V177H136V176L138 177V183H137V177L135 178ZM175 176H176V177H175ZM199 176H200V177H199ZM205 176H206V179L209 180V182H207V180H206L205 178H204L205 181H202V180H204L203 177H205ZM211 176H212V177H211ZM224 176H225V177H224ZM244 176H245V179H244ZM257 176H258V175H257ZM257 176H256V177H257ZM261 176H262V175H261ZM261 176H259V178H260ZM12 177H13V178H12ZM19 177H20V175H19ZM50 177H51V175H50ZM50 177H49V178H50ZM127 177H126V178H127ZM151 177H152V178H151ZM158 177L161 178V180H160ZM170 177H169V178H170ZM177 177H180V178H177ZM192 177H193L194 179H193ZM201 177H202V178H201ZM45 178H46V176H45ZM72 178H70V179H72ZM76 178H77V179H76ZM91 178H92V177H91ZM96 178H97V176H96ZM99 178H100V176H99ZM139 178H140V179H139ZM175 178L177 179V181H176ZM214 178H215V179H214ZM219 178H222V179H221V180H222L221 184H220V179H219ZM225 178H226V179H225ZM257 178H258V177H257ZM3 179L1 180V181H2V184L0 183L1 186H3V182H4V186H5V181H3ZM47 179H48V178H47ZM47 179H46V181H47ZM51 179H52V178H51ZM94 179H95V178H94ZM118 179H119V180H118ZM124 179H125V178H124ZM153 179H154V180H153ZM180 179H181V181H182L183 183H182V182H179ZM196 179H197V180H196ZM200 179H201V180H200ZM210 179H211V180H210ZM223 179H224V181L226 180V182H223ZM228 179H229V180H228ZM230 179H231V182H230ZM232 179H233V180H232ZM8 180H9L10 182H12V183H10ZM48 180H49V179H48ZM73 180H74V179H73ZM75 180H74V181H75ZM87 180H88V179H87ZM89 180H90V179H89ZM98 180H100V179H98ZM134 180H135L136 182H135ZM140 180H141V181H140ZM148 180H149V182H150L151 180H153L154 182L151 181V182L149 183ZM190 180H191V183L188 182V181H190ZM192 180H193V181H192ZM212 180H214V181H212ZM217 180H218V181H217ZM250 180H251V179H250ZM7 181H8L9 183H8ZM50 181H51V180H50ZM78 181H79V180H78ZM78 181H77V182H78ZM80 181H81V180H80ZM80 181H79V182H80ZM94 181H97V179L94 180ZM100 181H102V182L105 181V180L103 181V176H102V180H100ZM117 181H119V182H117ZM122 181H123V179H122ZM124 181H125V180H124ZM143 181H145V182H143ZM157 181H160V182L154 184V183L157 182ZM194 181H195V183H194ZM216 181H217V182H216ZM228 181H229L230 183L233 182L232 185L234 186L233 188L235 189V190H234L235 193H234V192H230L232 189H231V190L229 189L230 191H228V188H229V187L231 188V186H232L231 184H230L231 186H230V185H229V187L227 186V187H228L227 190L225 189V188H226V187H225V186H226L225 183L227 184ZM240 181H241V180H240ZM240 181H239V182L237 181L236 183L239 184ZM262 181H263V184H264V180H263V179H262ZM48 182H49V181H48ZM52 182H53V181H52ZM60 182H61V181H60ZM97 182H98V181H97ZM129 182H130V183H129ZM184 182H185V185H184ZM187 182H188V184L186 185ZM229 182H228V183H229ZM17 183H19V182H17ZM20 183H21V184H20ZM20 183H19V184L23 186L24 183H22L21 180H20ZM113 183H114L117 187H116L115 185H113ZM118 183H119V184H118ZM135 183H137L138 185H136ZM160 183H161V184H160ZM162 183H163V185H162ZM170 183H171V184H170ZM178 183H179V184L182 183L181 186L178 185ZM205 183H206V185H205ZM207 183H208V184H207ZM242 183H241V185H242ZM248 183L250 184L249 186H248ZM254 183H255V182H254ZM7 184H6V185H7ZM11 184H12V185H11ZM19 184H18V185H17V184L15 185L16 188L13 187V188H15V190L11 187L12 190H14L15 192H18V193H19V190H20V189L18 190V188H17V187L20 186ZM28 184H30V183L28 182ZM110 184H109V185H110ZM126 184H128L129 187H128ZM141 184H142V185H141ZM145 184H146V185H145ZM157 184H158V185L160 184V185H161V188H162V186H163L164 190L166 191V192L163 193V195H162V193H161V191H160V190H162V189L159 188L160 186L158 187ZM173 184H174V185H173ZM189 184H190V185H189ZM191 184H192V185H191ZM222 184H223V185H222ZM252 184H253V183H252ZM259 184H260V183H259ZM261 184H262V183H261ZM24 185H25V184H24ZM109 185H108V186H109ZM123 185H125V186H123ZM131 185H132L136 190H137V188H138L139 191H137V192H136V190L133 191V188H132ZM140 185H141L143 188L140 187ZM153 185H154V186H153ZM164 185H165L166 187H165ZM193 185H194V186H193ZM195 185H196V186H195ZM220 185H221L222 187H221ZM227 185H228V184H227ZM82 186H83V185H82ZM148 186H150V187H148ZM156 186H157V187H156ZM171 186H173V188H172ZM182 186H183V187H182ZM186 186H189V187H186ZM200 186H201V187L203 186V187L200 189ZM206 186H207V188H208L209 190L206 188ZM213 186H214V187H213ZM239 186H240V184L238 185V188H239ZM5 187H6V186H5ZM20 187H21V186H20ZM123 187H124V188H123ZM126 187H128L129 189L126 188ZM130 187H131V189H130ZM146 187H147V188H146ZM167 187H169L171 191H170L169 188H167ZM184 187H185V188H184ZM192 187H193V188H192ZM197 187H198V188H197ZM211 187H212V189H210ZM216 187H217V188H216ZM223 187H224V190H226V191H228V192H230V193H232V194L234 193V195H235V194H236V195H235V196H233V195L231 196V195H230V197H227V196H229V195L227 194L226 196H224L222 193H220V192H223V191H224V190H223ZM248 187H249V188H248ZM1 188H3V189H0V193H2L1 190H2V191H3V190L5 191L4 187H1ZM100 188H101V187H100ZM111 188H112V189H111ZM113 188H114V189H113ZM118 188H119V189H118ZM125 188H126V190H124ZM145 188H146V189H145ZM165 188H166V189H165ZM178 188H179V189H178ZM182 188H183V189H182ZM186 188H187V189H186ZM194 188H195V189H194ZM204 188H205V189H204ZM215 188H216V189H215ZM258 188H260V190H258ZM6 189H7V188H6ZM117 189H118V190H117ZM120 189H121V190H120ZM141 189H142V190H141ZM148 189H149V191H148ZM154 189H155L157 192H156V191H152V192H151L152 194H151L150 191H151V190H154ZM181 189H182V191H181ZM254 189H255V190H254ZM12 190H11V191H12ZM22 190H23V189H22ZM22 190H20V191L23 193ZM101 190H100V191H101ZM128 190L133 191V193L130 191L129 193H131V194H129V193H128ZM143 190H144V191H143ZM167 190H169V191H167ZM175 190H176V191H175ZM179 190H180V191H179ZM211 190H212L213 192H212ZM222 190H223V191H222ZM14 191H13V192H14ZM100 191H99V192H100ZM105 191H106V192H109V193H106ZM124 191H125V195L122 194ZM142 191H143V192H142ZM158 191H160V192L158 193ZM173 191H174V192H173ZM178 191H179V192H178ZM186 191H187V193H186ZM203 191H204V192H203ZM214 191H215V192H214ZM216 191H217V192H216ZM226 191H225V192H226ZM246 191H247V192H246ZM256 191H257V192H256ZM13 192H11V193H13ZM21 192H20V194H21ZM126 192H127V193H126ZM134 192H135V194H134ZM138 192H139L140 194H139ZM141 192H142V193H141ZM144 192H145V193H144ZM169 192H170V193H169ZM171 192H172V193H171ZM176 192H177V193H176ZM182 192H183V193H182ZM201 192H202V193H201ZM211 192H212V193H211ZM228 192H226V193H228ZM236 192H237V193H236ZM262 192H263V191H262ZM18 193H16V195H17ZM110 193H112V194H110ZM118 193H119V194H118ZM148 193H150V194L148 195ZM155 193H156V195H154ZM165 193H167V195H166ZM168 193H169V194H168ZM180 193H181V195H180ZM215 193H216L217 195H216ZM223 193H224V192H223ZM230 193H229V194H230ZM9 194L7 195L8 199L10 198V197H9V196H10ZM20 194H19V195H20ZM100 194H101V192H100ZM106 194H107V195H106ZM126 194H127V195H126ZM132 194H133V195H132ZM141 194H142V195H141ZM160 194H161V195H160ZM177 194H178V195H177ZM188 194H189V195H188ZM200 194H201V195H200ZM211 194H212V195H211ZM218 194H222L223 196H220V195H218ZM240 194H241L242 196H241ZM246 194H248L249 197H248V195H246ZM0 195H1V194H0ZM72 195L78 196V197H79L78 200H80L79 202H81L82 205L79 204V202L77 203V201H78L77 198H78V197L75 198V196H74L75 199H71V198L73 197ZM128 195H129V196H128ZM130 195H131V197H130ZM136 195H137L138 197H137ZM165 195H166L167 198H166V197L164 198ZM209 195H210V196H209ZM214 195H216L217 197L214 196ZM256 195H257V196H256ZM12 196H13V195H12ZM39 196H40V195H39ZM99 196H100V195H99ZM121 196H122V197H121ZM124 196H126V197H124ZM133 196H134V200H133ZM135 196H136V198H135ZM143 196H145V197H143ZM156 196H158V197H156ZM219 196H220V197H223V198H226L227 200H229L228 198H230V200L228 201V204L226 203L227 200L224 199V203L226 204V206H225L223 203L220 202V200H221L222 198H218ZM22 197H23V196H21V198H22ZM32 197H33V196H32ZM32 197H30V198H32ZM61 197H63V198H61ZM70 197H71V198H70ZM147 197H148V198H147ZM160 197H161V198L163 197V198H162L163 200H162ZM169 197H171V198L169 199ZM177 197H178V198H177ZM199 197H200V198H199ZM204 197H207V199L204 198ZM232 197H233V198H232ZM252 197H253V198H252ZM263 197H264V196H263ZM39 198H41V197H39ZM68 198H69V199H68ZM102 198H104V200H103ZM105 198H106L107 200H106ZM109 198H110V199H109ZM111 198H112V199H111ZM115 198H116V199H115ZM125 198H126V199H125ZM141 198H142V199H141ZM144 198H145L146 200H144ZM174 198L177 199V200H175ZM181 198H182V199H181ZM184 198H185V200H184ZM212 198H213V199H212ZM239 198H240V199H239ZM251 198H252L253 200H252ZM6 199H7V198H6ZM10 199H11V198H10ZM28 199H29V197H28ZM56 199H57V198H56ZM63 199H68V201H69V200H73V201H70V202H73V203L79 204V205H77L78 208H76V205L74 206V204H73V207H72V205H71V209H70V207H69L70 205L68 204V203H70V202H67V204H66V202H63V204H64V205H63V204H62V201H64ZM82 199H83V198H82ZM89 199H90V200H89ZM157 199H158V200H157ZM166 199H167V200H166ZM171 199H172V200H171ZM179 199H180V200H179ZM199 199L201 200V202H199V201H200ZM211 199H212V200H211ZM218 199H220V200H218ZM0 200H1V199H0ZM25 200H26V201H25ZM46 200H45V201H46ZM58 200H57V201H58ZM74 200H75L76 202H74ZM126 200H127V201H126ZM137 200H138L139 203L137 202ZM150 200H151V201H150ZM169 200H170V201H169ZM174 200H175V201H174ZM178 200H179V202H178ZM204 200H206V201H204ZM225 200H226V201H225ZM236 200H237V201H236ZM23 201H25V202H23ZM37 201H38V202H37ZM40 201H42L43 203L40 202ZM54 201H55V200H54ZM83 201H84V202L86 201V202L84 203ZM101 201H103V202H101ZM105 201H106V202H105ZM107 201H108V202H107ZM116 201H117V202H116ZM133 201H134V202H133ZM142 201H143L144 206L141 207V205H143V204L141 203ZM148 201H149V202H148ZM160 201H161V202H160ZM164 201H165L166 203H165ZM210 201L213 202V205H212V203H211V205H209V204H210ZM214 201H215V202H214ZM222 201H223V199H222ZM243 201H244V202H243ZM263 201H264V198H263ZM4 202H3V203H4ZM26 202H27L28 204H26ZM87 202H88V203H87ZM89 202H90V204H89ZM130 202H131V205H130ZM135 202H136L137 206H136ZM145 202H146V203H145ZM155 202H156V203H155ZM162 202H163V203H162ZM195 202H196V203H195ZM197 202H198V204H197ZM204 202H205V203H204ZM218 202H219V203H218ZM229 202H230V203H229ZM245 202H246V203H245ZM259 202H260V201H259ZM55 203H56V201L53 202L54 205H55ZM91 203H92V204H91ZM100 203H101V204H100ZM114 203H115V204H114ZM169 203H170V204H169ZM175 203H177V205H176ZM194 203H195V204H194ZM202 203H204V204H202ZM235 203H236V204H235ZM237 203H239V205H238ZM243 203H245V204H243ZM31 204H32V205H31ZM36 204H37V205H36ZM39 204H41V206H40ZM53 204H52V205H53ZM71 204H72V203H71ZM85 204H86V205H85ZM87 204H88V205H87ZM113 204H114V205H113ZM133 204H134V205H133ZM140 204H141V205H140ZM147 204H148V205H147ZM160 204H161V205H160ZM171 204H173V206H172ZM199 204H200V205H199ZM231 204H232V205H231ZM249 204H250V205H249ZM256 204H257V205H256ZM58 205H56V206H58ZM65 205H66V206H65ZM67 205H69V206H67ZM80 205H81V206H80ZM125 205H126V206H125ZM128 205H129V206H128ZM145 205H146V209H144V208H145ZM150 205H151V209H150ZM158 205H159V206H158ZM163 205H167V206H163ZM208 205H209V206H208ZM221 205H223V208H221V207H222ZM79 206H80V207H79ZM138 206H139V207H138ZM148 206H149V208H148ZM156 206H157V208H158V207H159V208L157 209ZM161 206H162V207H161ZM169 206H170V207H169ZM192 206H193V207L195 206V207L193 208ZM203 206H204L205 208H204ZM206 206H207L208 208H207ZM236 206H237L238 208H237ZM255 206H256V207H255ZM66 207L69 208V210H68ZM88 207H89V208H88ZM90 207H91L92 209H91ZM95 207H96V209H95ZM99 207H101V208L99 209ZM102 207H103V208H102ZM106 207H107V208H106ZM143 207H144V208H143ZM160 207H161V208H160ZM163 207H164V208H163ZM201 207H202L203 209H202ZM225 207H226V208H225ZM227 207H228V208H227ZM262 207H264V206H262ZM62 208H63V210H62ZM65 208H66L67 210H66ZM72 208H73V209H72ZM74 208H75V209H74ZM85 208L90 209V210H87V209H85ZM97 208H98V209H97ZM115 208H116V210H115ZM125 208H126V209H125ZM130 208H131V209H130ZM136 208H137V209H136ZM142 208H143V210H142ZM147 208H148V209H147ZM167 208H168V209H167ZM192 208H193V209H192ZM224 208H225V209H224ZM55 209H56V210H55ZM128 209H129V210H128ZM153 209H154V210H153ZM170 209H171V210H170ZM204 209H205V210H204ZM217 209H220V210H217ZM223 209H224V210H223ZM233 209H234L235 211H233ZM255 209H256L258 212H257ZM11 210H12L13 212H12ZM36 210H34V211H36ZM54 210H55V211H54ZM71 210H72V213L70 212ZM73 210H75V211L73 212ZM108 210L111 211V212H109ZM130 210H131V211H130ZM161 210H162V211H161ZM166 210H167V211H166ZM193 210H194V211H193ZM207 210H208V211H207ZM209 210L211 211V213H210ZM8 211H10V213H9ZM17 211H18V210H17ZM30 211H31V212H30ZM34 211H33V213H34ZM41 211H42V210H41ZM67 211H69L70 214H67ZM81 211H82V212H81ZM87 211H88V213H87ZM89 211H90V212H89ZM99 211H100V213H98ZM102 211H103V212H102ZM128 211H129V212H128ZM164 211H166V212H164ZM204 211H206L207 213L204 212ZM214 211H215L216 213H214ZM226 211H227L228 213H227ZM231 211H232V212H231ZM244 211H245V212H244ZM53 212H56V213L54 214ZM58 212H59V213H58ZM65 212H66V213H65ZM69 212H68V213H69ZM79 212H80V213H79ZM101 212H102V213H101ZM108 212H109V213H108ZM113 212H114L115 214H114ZM144 212H145V213H144ZM146 212H147V213H146ZM157 212H158V213L160 212L161 214H160V213L158 214ZM163 212H164V213H163ZM167 212H168V213H167ZM194 212H195V213H194ZM217 212H218V213H217ZM240 212H241V213H240ZM247 212H248V213H247ZM261 212H262V213H261ZM2 213H1V214H2ZM11 213H12V214H11ZM13 213L15 214V216H13ZM33 213H32V214H33ZM35 213H34V214H35ZM57 213H58V214H57ZM64 213H65V214H64ZM75 213H76V214H75ZM77 213H78V214H77ZM90 213H91V214H90ZM94 213H95V215H93ZM105 213H106V214H105ZM112 213H113V215H111ZM116 213H117V214H116ZM135 213H136V214H135ZM154 213H155V214L157 213V214H156L157 217H156V215H155V217L152 216V215H154ZM202 213H203V214H202ZM225 213H226V214H225ZM236 213H237V214H236ZM260 213H261V214H260ZM9 214H10V215H9ZM18 214H19V213H18ZM21 214H22V213H21ZM36 214H35V215H36ZM51 214H53V215H51ZM56 214H57V215H56ZM60 214H61V215H60ZM66 214H67V215H66ZM79 214H80V215H79ZM82 214H83V216H82ZM99 214H100V215H99ZM149 214H150V215H149ZM206 214H207V215H206ZM210 214H211V218H210ZM212 214H213V215H212ZM223 214H224V215H223ZM239 214H241V215H239ZM35 215H34V216H35ZM48 215H49V216H48ZM55 215H56V216H55ZM68 215H70V216H68ZM72 215H73L74 217H73ZM97 215H99V217H96ZM101 215H102V218L100 219V216H101ZM105 215H106L107 217H106ZM114 215H116L117 218H115L116 216H114ZM202 215H203V216H202ZM220 215H221V216H220ZM229 215H230V216H229ZM0 216H1V215H0ZM9 216H11V217H9ZM16 216H17V217L24 216V218H26V219L23 220L24 218L21 217V219L23 218V219H22L23 222L19 223V221H20L21 219H20V218H17ZM31 216H32V215H31ZM63 216H64V217H63ZM67 216L69 217V218H68L69 220H66V219H67ZM85 216H86L87 218H89V219H87ZM93 216H94V217H93ZM103 216H105V219H104ZM121 216H122V217H121ZM148 216H149V217H148ZM151 216H152V217H151ZM212 216H213V217H212ZM233 216H234V217H233ZM240 216H241V217H240ZM48 217H49V218H48ZM50 217H51V218H50ZM57 217H58V218H57ZM60 217H61V218H60ZM65 217H66V218H65ZM71 217H72V219H71ZM91 217H92L94 220L91 219ZM108 217H109V218H108ZM180 217H181V218H180ZM200 217H202V218H200ZM206 217H207V218H206ZM9 218H10L11 220H13V222L15 221L14 218H17V219H18V220H16V221H17V223H16V227H17V225L19 224V225H20L19 227L22 228L20 231H22V232H20V231L17 232L16 230H14V229H16V228L13 227V222H12ZM46 218H47V221H48V222L50 221L49 223L46 222V220H44V219H46ZM59 218H60V220H59ZM62 218H64V220H62ZM151 218H152V219H151ZM158 218H159V220H156V219H158ZM203 218H205V219H203ZM220 218H221V219H220ZM6 219H4L3 221H5ZM19 219H20V220H19ZM34 219H36V216L34 217ZM70 219H71V220H70ZM76 219H77V220H76ZM84 219H86V220H84ZM97 219H98V220H97ZM103 219H104V220H103ZM106 219H107L108 221H107ZM199 219H201V220H199ZM27 220H29V221H27ZM57 220H58V221H57ZM78 220H79V221L82 220V221L79 222ZM87 220H88V221H87ZM114 220H115V221H114ZM118 220H119L120 222H119ZM148 220H150V221H148ZM154 220H155V221H154ZM207 220H208V221H207ZM16 221H15V222H16ZM32 221H33V223H32ZM43 221H44V222H43ZM63 221H64V222H63ZM66 221H67V222H66ZM69 221H71L72 223L69 222ZM76 221H77V222H76ZM84 221H85V222H84ZM91 221H92V222H91ZM98 221L101 222V223L99 222V225H98ZM105 221H106V222H105ZM112 221H114L113 224H111ZM151 221H152V222H151ZM199 221H201V222H199ZM206 221H207L208 223H207ZM224 221H225V222H224ZM25 222H26V223H25ZM30 222H31L32 224H30ZM34 222H36V223H38V224H34ZM40 222H41V224H40ZM51 222H52V223H51ZM59 222H60V223H59ZM61 222H62V225H61ZM73 222H74V223H73ZM75 222H76V223H75ZM81 222H82V223H81ZM83 222H84V223H83ZM89 222L92 223V224H90ZM95 222L97 223V225H96ZM141 222H142V223H141ZM145 222H146V223H145ZM149 222H150V223H149ZM153 222H154L155 224H154ZM156 222H157L158 224H156ZM1 223H2V221H1ZM1 223H0V226H1V225H4V223H2V224H1ZM42 223H43V224L45 223V224L43 225ZM66 223H67V224H66ZM68 223H69V224H68ZM107 223H108V224H107ZM199 223H200V224H199ZM204 223H205V224H204ZM262 223H263V224H262ZM21 224H22V226H21ZM27 224H28V227H29V228L27 227ZM46 224H47V225L49 224V225L47 226ZM59 224H60V225H59ZM65 224H66V225H65ZM88 224H90V225H88ZM138 224H139V225H138ZM140 224H141V225H140ZM147 224H148V225H147ZM194 224H195V225H194ZM8 225H6V226H8ZM23 225H24V227H26V228H23ZM36 225H38V226L36 227ZM40 225H42V226H40ZM68 225H70V226H68ZM71 225H72V226H71ZM102 225H103V226L106 225V228H103ZM109 225H110V226L112 225L114 228H113L112 226L110 227ZM120 225H122V226H120ZM14 226H15V223H14ZM45 226L48 227V228H46ZM65 226H67V228H66ZM95 226H96V227H95ZM100 226H101V227H100ZM107 226H109V227H107ZM118 226H119V227H118ZM139 226H140V229H139ZM154 226H155V227H154ZM161 226H162V227H161ZM164 226H165V227H164ZM4 227H5V226H4ZM30 227H31V229H30ZM43 227H44V228H43ZM55 227H54V228H55ZM70 227H71V229L73 228L74 230L72 229V231H70V230H71ZM75 227H76V228H75ZM86 227H87V228H86ZM94 227L96 228V230H95ZM104 227H105V226H104ZM116 227H118L119 229L116 230V229H117ZM135 227H136V228H135ZM150 227H151V229H150ZM163 227H164L165 229H164ZM11 228H14V229H13L14 231H13ZM33 228H34V229H33ZM35 228H37V229L40 228V229H38V233H37V229H35ZM42 228H43V229H42ZM78 228H79V229H78ZM89 228H90V229H89ZM91 228H92L93 231L91 230ZM121 228H122V229H121ZM130 228H131V229H130ZM133 228H134V229H133ZM157 228H158V229H157ZM19 229H20V228L17 227V230H19ZM46 229H48V231H47ZM65 229H66V231H65ZM75 229H76V230H75ZM77 229H78V230H77ZM88 229H89V230H88ZM101 229L104 230V231H102ZM110 229H111L112 232L109 233V230H110ZM114 229H115V230H114ZM171 229H172V230H171ZM3 230H4V231H3ZM11 230H12V231H11ZM23 230H24V231H23ZM28 230H29V232H28ZM42 230H46L47 233H46V232H42ZM86 230H87V231H86ZM90 230H91V231H90ZM122 230H123L124 232H123ZM133 230H134V231H133ZM152 230L154 231V234H153V231H152ZM224 230H225V231H224ZM7 231H8V232H7ZM9 231H10V232H9ZM64 231H65V233L63 234ZM79 231H80V232H79ZM95 231H96V232L98 231V234H99V235H97V233H95ZM99 231H100V232H99ZM101 231H102V232H101ZM105 231H106V232H105ZM115 231H116L117 233H116ZM162 231H163V232H162ZM203 231H204V233H203ZM3 232H4V235L2 234ZM12 232L15 233V234H13ZM19 232H20V233H25V234H21V235H20V234H18ZM48 232H49V233H48ZM72 232H76V234H75V233L73 234ZM85 232H88V233L84 234ZM107 232H108V233H107ZM136 232H137V233H136ZM142 232H146V233H142ZM6 233H7V234H6ZM9 233H10V234H9ZM16 233H17V234H16ZM43 233H45V234H43ZM93 233H95V234H93ZM102 233H103V234H102ZM106 233H107V234H106ZM112 233H114L116 236L113 235ZM122 233H124V234H122ZM185 233H186V234H185ZM198 233H199V234H198ZM1 234H2V235H1ZM40 234H41V235H40ZM59 234H60V235H59ZM83 234H84V235H83ZM104 234H106V236H105ZM118 234H119V235H118ZM156 234H157V235H156ZM213 234H214V235H213ZM5 235L7 236V238H6ZM11 235H12V236H11ZM16 235H19V237L21 236V237H22V238H20L21 240L18 239L19 237L15 238ZM22 235H23V236H22ZM56 235H57V237H55ZM62 235H63V236H62ZM64 235H65V236H64ZM79 235H80V236L82 235L81 238H84V239H81ZM92 235H93L94 237H93ZM103 235H104V236H103ZM111 235H113V236H111ZM117 235H118V236H117ZM134 235H135V236H134ZM138 235H139L140 237H139ZM159 235H160V236H159ZM248 235H250L251 238H254V240H256L257 242L254 241V240H252ZM256 235H258L259 237L256 236ZM3 236H5V237H3ZM32 236H33V235H32ZM32 236H31V237H32ZM40 236H41V237H40ZM46 236H47V237H46ZM85 236H87V237H85ZM91 236H92V237H91ZM101 236L104 237L105 239H104V238L101 239V238H100ZM107 236H110V237H107ZM132 236H134V237L132 238ZM215 236H216V237H215ZM240 236H241V237H240ZM247 236L249 237L248 240L245 239V238H248ZM252 236H253V237H252ZM9 237H11V239H13V237H14V239H13L14 241L11 240ZM29 237H30V236H29ZM95 237H96V238H95ZM112 237H113V238H112ZM120 237H121V238H120ZM129 237H130V238H129ZM151 237H152V238H151ZM194 237H195V238H194ZM256 237H257V238H256ZM25 238H26L28 241L26 240V242H25V240H24ZM67 238H68V239H67ZM89 238H90V239H89ZM99 238H100V239H99ZM119 238H120V239H119ZM137 238H138V239H137ZM147 238H148V240H146ZM200 238H202V242H201V239H200ZM241 238H242V239H245L246 241H245V240H242ZM3 239H5V240H3ZM7 239H8V240H7ZM15 239H16V241H15ZM50 239H49V240H50ZM55 239H56V240H55ZM59 239H60V240H59ZM61 239H62V242H61ZM64 239H65L66 241H65ZM69 239H70V241H69ZM75 239H76L77 241H76ZM78 239H80L81 242L83 241V242H84V245H83V242L80 243ZM88 239H89V240H88ZM92 239H93V240H92ZM107 239H108L109 241H108ZM110 239H112V241H111ZM118 239H119V240H118ZM140 239H142V240H140ZM151 239H152V240H151ZM198 239H199V240H198ZM250 239H251V240H250ZM23 240H24L25 243H23ZM53 240H55V242H53ZM57 240H58V241H57ZM71 240H72V241H71ZM113 240H115V241H113ZM139 240H140V241H139ZM143 240H144V241H143ZM150 240H151V241H150ZM193 240H194V241H193ZM218 240H219V241H218ZM241 240H242V241H241ZM6 241H7V242L9 241L10 243L8 244ZM17 241H18V242H17ZM73 241L75 242V244L72 243ZM93 241H94V242H93ZM95 241H96V243H95ZM98 241H99V242H98ZM117 241H118V243H117ZM142 241H143V242H142ZM196 241H197V242H196ZM243 241H245V242H243ZM249 241H250V242H249ZM251 241L254 242L255 244L252 243ZM19 242H20V243H19ZM64 242H65V243H64ZM76 242L79 243V244L77 245ZM102 242H103V243H102ZM125 242H126L127 244H126ZM156 242H157V244H156ZM242 242L244 243L243 246L239 247V246L242 244ZM5 243H6V244H5ZM22 243H23V244H22ZM29 243H30V242H29ZM29 243L27 244V246L29 245ZM66 243H67V244H66ZM86 243H88V244H86ZM89 243H90V244H89ZM92 243H93L94 245H93ZM114 243H115V245H114ZM160 243H161V244H160ZM249 243H250V246H248ZM256 243L258 244V246H256V245H257ZM13 244H14V245H13ZM46 244H47V246H46ZM68 244L71 245V247H74L75 245H77V246H75L74 248H72V249L70 250V246H68ZM73 244H74V246H73ZM85 244H86V245H85ZM110 244H111V245H110ZM116 244H117L118 246H116ZM130 244H131V245H130ZM132 244H133V245H132ZM148 244H149V245H148ZM182 244H183V245H182ZM246 244H247V245H246ZM251 244H252L253 246H252ZM4 245H5V246H4ZM7 245H9L10 248H9V246H7ZM12 245H13V247H11ZM15 245H16V246H15ZM21 245H22L23 247H25L24 250H23V247H22ZM51 245H52V246H51ZM58 245H59V247H58ZM80 245L84 246L85 249H84V247H80ZM90 245H91V246H90ZM108 245H109V248H108ZM127 245H129L130 247L127 246ZM134 245H135V246H134ZM140 245H141V246H140ZM142 245H143V246H142ZM147 245H148V246H147ZM184 245H185V246H184ZM259 245H260V246H259ZM14 246H15V247H14ZM43 246H44V247H47L48 251H47L46 248L44 249ZM48 246L51 247V250H50V247H48ZM53 246H54V247H53ZM65 246H66V247L68 246L66 250H65V248H66ZM88 246H89V248H88L89 250L86 248V247H88ZM92 246H93L94 248H93ZM126 246H127V247H126ZM153 246H154V247H153ZM182 246H183V247H182ZM187 246H188V247H187ZM247 246H248V247H247ZM4 247H5V249H4ZM16 247H17V249H15ZM56 247H57V248H56ZM60 247H61V249H60ZM76 247H77V248H76ZM91 247H92V248H91ZM105 247H106V248H105ZM132 247H133V248H132ZM136 247H137V249H136ZM144 247H145V249H144ZM148 247H149V249L147 250L146 248H148ZM251 247H252L253 249H252ZM257 247H258V249H257ZM259 247H261V248H259ZM18 248H20V250H19ZM26 248H27V250H26ZM62 248H63V249H62ZM80 248H81V249L83 248V249L81 250ZM104 248L107 250V252H105L106 250H105ZM129 248H130V249H129ZM131 248H132V249H131ZM141 248H142V249H141ZM179 248H180V249H179ZM184 248L186 249V251H185ZM207 248L209 249V251H208ZM239 248H242L245 252L242 253L243 250H242V249H239ZM250 248H251L252 250H251ZM10 249H11V250H10ZM53 249H54V250H53ZM58 249H59V250H58ZM75 249H78V250H76L77 252L75 251V253H74L73 251H74ZM92 249H93V250H92ZM96 249H97V250H96ZM111 249H112V250H111ZM113 249H114V250H113ZM117 249H118V250H117ZM204 249H205V250H204ZM211 249H212V250H211ZM245 249H246L247 251H246ZM255 249H257L258 251H256ZM4 250L7 252V254H6V252H5ZM21 250L24 251V252H21ZM52 250H53V251H52ZM55 250H57V251H55ZM60 250H61V252H60ZM72 250H73V251H72ZM79 250H81V251H80L81 254L83 253L82 255L79 253ZM86 250L91 251V252L93 251V252L91 253V252H88V251H86ZM104 250H105V251H104ZM124 250H125V251H124ZM127 250H128L130 253H129ZM133 250H134V251H133ZM142 250H144V251L146 250V251L144 252V251H142ZM176 250H177V251H176ZM181 250H183V251L181 252ZM202 250H203V252H202ZM216 250H217V251H216ZM241 250H242V251H241ZM248 250H249V252H248ZM253 250H254V252H253ZM19 251H20V252H19ZM25 251H26V252H25ZM31 251H32V249H31ZM31 251H30V252H31ZM39 251H40V250H39ZM46 251L48 252V255L45 254ZM54 251H55V252H54ZM62 251H66V254H67L68 251H69V253H70V254L72 253L71 255H73V256H71L69 253H68L67 256H66L65 252H62ZM83 251H84V252H83ZM96 251H97V253H96ZM108 251H110V252H108ZM123 251H124V252H123ZM140 251H141V253L139 254ZM156 251H158V252H156ZM204 251H205V252H204ZM207 251H208L209 253H207ZM218 251H219L220 253H219ZM238 251H239V252H238ZM250 251H251V253H250ZM30 252H29V255L32 253V252H31V253H30ZM49 252H50V254H51V252H52L51 256H50ZM98 252H99L100 254H99ZM121 252H122V253H121ZM125 252H126V253H125ZM127 252H128V253H127ZM131 252H132V253H131ZM133 252H134V254H133ZM137 252H138V253H137ZM143 252H144V253H143ZM174 252H175V253H174ZM177 252L180 253V254H178ZM211 252H212V253H211ZM214 252H215V253H214ZM230 252H231V253H230ZM247 252H248V255H247ZM256 252H257V253H256ZM262 252H263V251H262ZM262 252H261V254H260V253H259V254L262 255ZM12 253H11V254H12ZM56 253L59 254L60 256H59V255L57 256ZM73 253H74V254H73ZM102 253H103V254H102ZM114 253H115V254H114ZM120 253H121V254H120ZM124 253H125V254H124ZM158 253H159V254H158ZM183 253H184V254H183ZM244 253H245V254H244ZM249 253H250V254H249ZM26 254H25V255H26ZM34 254H36V253L34 252ZM61 254H62V255H61ZM64 254H65V255H64ZM79 254H80L81 256H79ZM85 254H86V255H85ZM87 254H88V255H87ZM90 254H91V256H90ZM93 254H94V256H92ZM97 254H98V255H97ZM105 254H106V255H105ZM138 254H139V255H138ZM143 254H144V255H143ZM182 254H183V255H182ZM243 254H244V255H243ZM1 255H0V257H1ZM6 255H7V256H6ZM40 255H44V256L46 255V256H45V258H44V257H42V256H40ZM52 255H53V256H52ZM55 255H56V256H55ZM68 255H69V257H68ZM104 255H105V256H104ZM124 255H125V256H124ZM128 255H129V256H128ZM137 255H138V256H137ZM141 255H142V257H141ZM170 255H171V257H170ZM172 255H173V256H172ZM212 255L215 256V257H213ZM11 256H12V255H11ZM22 256H23V257H22ZM27 256H28V255H26V258H25V259H26V260H28V258L30 259V256H28V258H27ZM32 256H33V254H32ZM49 256H50V257H49ZM54 256H55V257H54ZM61 256H63V257H61ZM85 256H87L89 259H87V257H85ZM114 256H115V257H114ZM131 256H132V257H131ZM263 256H264V254L262 255V257H263ZM3 257H4V258H3ZM8 257H7V258H8ZM39 257H42V259L44 258V259H43L44 262H43L42 259L39 258ZM47 257L50 258L51 260L49 261V259H48ZM70 257H72V259H70ZM77 257H78V258H77ZM90 257H92V258H90ZM109 257H110V258H109ZM126 257H128V259H127ZM172 257H173V258H172ZM174 257H175V258H174ZM227 257H228V258H227ZM244 257H243V258H244ZM250 257H251V256H250ZM7 258H6V260H7ZM46 258H47L48 260H46ZM52 258H53V259H52ZM57 258H59L60 260H59V259L57 260ZM63 258H64V259H63ZM66 258H67V260H70V261H67ZM74 258H75V259H74ZM80 258H81V259H80ZM85 258H86V259H85ZM100 258H101V259H100ZM103 258H104V259H103ZM105 258H106L107 260H106ZM211 258H214V259H211ZM229 258H230V259H229ZM259 258H260V257H259ZM259 258H256V259H258V260H257L258 262H259V260H260V262H261L262 259H259ZM40 259H41V260H40ZM79 259H80L81 261H79ZM83 259H84L85 261H82ZM93 259H94V260H93ZM115 259H117V262H116ZM136 259L139 260V262H138ZM174 259H175V262L173 261ZM207 259H208V260H207ZM227 259H229V260H227ZM263 259H264V257H263ZM16 260H17V261H16ZM16 260H15V261H16V264H17V262H18V264H21V263H19L18 259H16ZM102 260H103V261H102ZM105 260H106V261H105ZM167 260H168V261H167ZM169 260H170V261H169ZM209 260H210V261H209ZM222 260H223V261H222ZM238 260H239V259H238ZM240 260H241V259H240ZM28 261L31 262V261H33V260H28ZM41 261H42V262H41ZM58 261H59V262H58ZM87 261H88L89 263H88ZM91 261H92V262H91ZM93 261H94V262L97 261V262L94 263ZM133 261H134L135 263H134ZM178 261H180V262H178ZM78 262H79V263H78ZM80 262H82V263H80ZM85 262H86V263H85ZM106 262H107V263H106ZM224 262H223V264H229L228 262H227V263H224ZM262 262H263V261H262ZM61 263H59V264H61ZM0 264H2V262H1ZM13 264H15V262H14ZM48 264H49V263H48ZM50 264H51V263H50Z\"/></svg>",
	"mask_w": 264,
	"mask_h": 264
},
{
	"label": "bare ground",
	"instance_id": "2",
	"mask_svg": "<svg viewBox=\"0 0 264 264\" xmlns=\"http://www.w3.org/2000/svg\"><path fill=\"white\" fill-rule=\"evenodd\" d=\"M9 1H10V0H0V14H1L0 16L4 15L3 18L0 17V18H2V20H1V19H0V20H1V21H3V20L7 21V20H9V17H10V19H14V16H15L16 14H17L16 16H17L18 18L15 16V17L17 18V19H16V18L14 19L15 22H14V20H12L13 22L11 21L10 23H9V22H5V21H3V22L1 23V21H0V24H1L0 27H1V26L3 27L2 30H0V54H1V56H3V60H4L5 58H7V61H6V59H5L4 61H5L6 63H8V66H9V67H11V66H10V65H12V64H10V63H11V62H10L11 60H10V58L8 59V57H9L8 55L11 54L10 56H12L13 53H14L13 56H16V55H17V54L15 55V51L17 50L16 47L18 46V43H17V40H15V39H17L18 36H20V37L18 38V41H19L20 38H23L24 43H25V41H28V39H29V42H28V44H27L28 47H29V46H33L32 44H34V43H36V42H37V44H38L39 42H40V44H41V42H42L41 40H40V41H39V40H36V42H35L34 40H32V39H33V38L31 37L32 34H35V33H36V34L38 35L39 33L44 32V31L46 30V28H47L48 31H45L44 33L41 34V36L43 35L42 38L49 39V38H50L49 35L51 34V37H53V38H50V39L54 40V36H55L54 33H56L57 30H58L59 28H58V26H57V28H52V27L49 26V25H48L49 27H48L47 25H46V26L43 25L44 28L46 27L45 30H43V28H42V27H43V26H42L43 23H42V22H44V21H42L41 19H40V20H41L42 22H41V21H40V22H39V21H36L35 19L38 20L37 16H36V17L32 16V13L34 12V10L37 9L36 7L39 6L40 3L44 5L43 2H45V0H41L40 3H38L40 0H39V1L37 0V1H38L37 4L35 3L36 0H31V1H35V2H34L35 6L33 5V2H31L30 4L28 3L27 6H26V2H25V1L30 2V0H29V1H28V0H24V3H25V4H24L23 2H21V0H19V1L16 0L18 3L20 2V3L24 4L23 6H26L25 9H22L23 6H22V4H20V5H21V9L24 10L23 12L21 11L20 8H19V9L17 8V7H20V5H17V6L14 5V4H17V2H16L15 0H14V2H16V3H14V4H12V3H13V2H12L13 0H11L10 2H9ZM22 1H23V0H22ZM46 1H47V0H46ZM56 1H57V0H55V2H56ZM62 1H63V0H62ZM62 1H59V0H58L57 3L60 2V4H62V3H61ZM65 1H67V0H65ZM65 1H64V2H65ZM69 1L72 2V0H69ZM102 1H103V0H102ZM115 1H116V0H115ZM115 1H114V2H115ZM140 1H142V2H140V4H141V3L143 4V5L140 6V7H141V11H140V8H139V10L135 13V17H133V19H131L132 16H128V17H131V18H129L130 20H129L128 18L126 19V17H125L126 22H127V20H128L127 23L124 22L125 20H122V22H121L122 25H123V22L125 23V25H123V28H122L123 30H122V31H128V30H127V29H128V25H129L130 28H131V27L133 28V25H135V23H137V21H138L139 23H142L143 21L145 22V20L148 19L149 14H150L151 12H153V13L155 12V13H154V16L156 15V16H155V21H156V19H158V18H159L160 20H162V18H164L163 16H165V18H168V17H169L168 19H169V21L171 22L173 19L171 20L170 18H172V17H170V15L168 16L167 13H166V14H165V13H163V14L160 13V14H162L163 16H162V15L157 16V15H159V14H158L159 12H163V11H161V9H162L163 7H164V9H165V7H166V10H167V11H168L169 9L171 10V8L175 10V9H178V7H180V6L182 5L181 2H183L184 4L186 3V6H187V7L190 6V5L188 6V4H189V3H188V2H189L188 0H187L188 2H186V0H144V1H143V0H140ZM190 1H191V0H190ZM203 1H206V0H203ZM203 1H202V2H203ZM210 1H212V3H214V4H216L215 1H217V0H215V1L210 0ZM210 1H209V2H210ZM48 2H49V3H48ZM48 2H45L46 4H47V3L49 4V5L47 4V6H54L55 4H56V6L58 5V4L55 3L54 1H53L54 3H52L51 0H50V1L48 0ZM50 2H51L53 5H51ZM64 2H63V5H64V7H65ZM71 2H70V3H71ZM84 2H85V1H84ZM92 2H94V1H92ZM96 2H97V1H96ZM103 2H104V1H103ZM106 2H107V1H106ZM112 2H113V1H112ZM130 2H131V1H130ZM191 2H192V1H191ZM206 2H208V1H206ZM206 2H204V3H206ZM224 2H226V4H227L226 7H224L225 5H223L224 8H227V10L225 9L226 12L224 11V14L221 15V13H217V12H218V11H216L217 8H215V11H216V12L214 11L215 16H213V13H212V14L210 13V12H212V11L209 10V11H210V12H209L210 14H209V13H208V14H209V15H212L211 17L208 18V14H207L206 18L204 17V19H203L202 16H201V18H199V20H198L200 23H199L198 21L194 20V21H195L194 24L197 25L196 27H194V26H195L194 24L192 25V27L194 28V30H193V28L188 27L189 29L191 28L193 31H190L191 29L189 30V29L186 28L187 26H189V25L192 24V23L189 22L190 24H188V23L186 22V24H188V25H186V26H184L185 24H184L183 26H181V24H180V26H181V28H182L183 30H187V32H186V31L184 32V33H186V35H183V33H182L183 30H182L177 24H176V25H177L179 28L177 29V28L175 27V28H176V29H175V28L173 27L174 25H170V24H171L170 22L167 23L168 25L166 24L165 26H166V27H169V26H170V27L173 29V31H172V29H171L170 27H169V28H170L171 30H170L169 28H165L166 30H165L163 27L161 28L162 30L165 31V32H164V31L161 30V33H162V32H164V33H167V32H168L167 34H165L166 36H165V35H162V36H163V39H164V38L166 39V38H168V37H170L169 39H172V35H173V33H174L175 30L178 31V32H175V34L177 33V36H178V33H179V39L182 38L181 36H183V37L186 36V37H190V38H191V39H190V38H189V39H188V38L186 39V37H185V38H182L183 41H184V40H186V41L191 40L190 42L193 43V42H192V39L194 38V39H193V40H194V43H193L194 46L192 47V49H191V46H192V45L189 47V49H191V50L186 49V48H188L189 44L186 46V44H185L186 41H184V44H185V45L182 44L183 42H181L183 48H182L181 46L177 45V46L180 47V50H181V48H182L183 52H182V51L180 52V50L178 49L179 47H178L177 49H175V48H174V49L177 50V51L179 50L180 53L177 52V51H176L177 53H176L175 51H173V53L176 54L178 57H180V54H181V53H182L181 55H183V56H185L186 54L189 53L188 56H190L189 58L192 59V61H191V59H190V61L192 62V64H195V65H193V66L195 67V68H194L190 62L188 63V62L185 61V64L188 63V64H186V66H185V64H184V61L179 62V63H181V64L183 63L182 66H183L184 69L189 65L187 68L190 67L191 70H189V69H187V68H186V70H187V71L189 70L190 72L188 71V73L186 74L187 71L183 70V68L181 67V65H179V66H180V68H182L183 71H185V73H184V72L182 73L181 71H180V72H181L182 74L179 73V72H177V71L174 72V73H177V75L180 74L181 76H182L183 74H184V75H189V74H190L191 76H190L189 78H191V77L193 76V77H194V78L192 77L193 81H192V79H191V81H190V82H192V84H191V83H186V84H190V87H189V85H187V86H186V85H183V86H182V89H183V90L181 91V82H182L187 76H184L185 78L182 76V79H181L182 81H181V80L179 79V77L181 78V76L179 75L178 78H177V76L175 77L176 74H174V73L172 72V70H171V72H170L171 74L168 75L170 68H168V67L165 68V69H167L168 71H166L165 69H164V70H165V71H164L163 68H160V65H159L160 62L157 60V56H159V55L161 56V55H162V54H160V50H161V49H160L159 46H157V47H159V49H160L159 51H158V49H155V50L158 51V54H159V55H158V54L156 55V59L153 58V57H155V56H153V55L157 53V51H154V50H153V49L156 47V45H155V47H154L153 49H151V48L153 47V46H152L153 44H151V46L148 47V48L151 47V48H150L151 50L146 48L147 45H146L144 48H141V47H143L142 45H143L144 42H142V41L139 40V39H141L143 36H141L142 33H141V34H138V33L142 32L143 30H146V29H143V28H144V24H143V23H142L143 26H141V27H143L142 30H141V29H138V30H137V31H138L137 34L140 35L141 37L139 38V36H138V40H139V42H136V41H135V42H136V46H137L138 43L140 44V43L142 42V43L140 44V45H141V46H140L141 51H140V50H138V51H139L140 53H142V51H145V50L150 51V53H149V52L145 53L146 55H147L148 53H149V54L154 53L153 55H149V54H148V55H149V57L153 56V57H151V58L154 59V60H156L157 63L153 62L154 60H151V61H152V62H151L149 58L147 59L146 57H148V56H146L145 59L143 58L142 60H139V59L137 58V59L139 60V62L137 61V63H135V65H137V66H134V68H132V66L134 65V64L132 63L133 65L130 66L129 70L132 68V69L134 70V74H135L136 77H137V76L139 75V74L137 75V73H136V71L139 70L137 67L140 68V70H139L138 72H139L140 74L142 73V75H144L143 73H145V71H146V72L148 71L147 68H149L150 66H152V68H154V65H155L156 67L159 65V66H158V69H159V68H160L159 70L162 69V70L160 71V72H162V76L165 75V77H166V75H168V76H169V77L167 76L168 79H169L170 76H171L170 79L172 80V73H173L174 78H177V79H175V80H176V81H177L178 79L180 80V82H179V80L177 81L178 84L180 83V88H179L180 90L178 89V86H177L178 84H176V81H174V80H173V81L175 82V84H174V85L172 84V85H173L172 90H171L172 92H170L169 88H167L168 91H169L171 94H174V93H173L174 90H175L174 92H175V94H176V92H180V91H181L182 93H183L184 91L187 92V89H188V88H190V90H193L195 87H196L198 90H199V89H203L205 92L202 91V90H201V91H198V90L195 88V89L197 90L198 93L201 92V93H203L202 95H205V94H206V95L204 96L205 99L202 97L204 100H203L202 98H200V99L203 100V101H202V102H203L202 104H204V102L207 101L206 98L209 99V103H210V98H209L210 96H209V95H211V92H212V91H211V92L209 91V90H210L209 88H211V87L207 88V86L209 85V84H208L209 82H210V83H213V85H216V89H217V90L219 89V90H221L222 92H225L226 89H227V91L230 90V92L235 91L236 95H237V93H238V94L241 93V95L239 94L240 96H239V95L236 96V97L238 98V99L236 98L237 100H235V99L233 100V98H231V100L229 99L231 102H229V105L226 106V108L232 106V107H231V110H232V109H234V110L236 109V110H235V113H236V111H238L236 114H238V115L243 114V116L241 115L242 118H240V119H239V118H236V117H240V116H238V115L236 116V114L233 112L234 110L231 111V112H232V113H231V112H230V108H229V110H228V108H227V110L230 112V113H229V112L224 108L223 105H221V106H223V108H222L223 111L226 110V111H225V114H226V115L224 114V112L222 111V109H220L221 107H218V109L221 110V111H219V112H221L222 114H221V116H218L217 114H216L215 116H217L218 118H221V117L224 115L223 118H225V116H226V117L228 116V117H227L228 120H231V119H229L230 117H232V116H230V115L235 114V115H234L235 117H232V118H233L234 120H235V118H236L237 120H239V122H237L236 120H235L234 122H233V120H232V121H229V122H230L229 126L232 125V122H233V124L235 123L234 125H232V127L236 125V122L239 123V125H238V124H237V125L240 126V129H243V130H245V131H240L239 128H237V127H238L237 125H236V128H237V129H235L236 131H234V130H233V131L236 132L237 135L240 133V134L238 135V136H239V139H240V137L242 136V134H245L243 138H245V137L248 138V137L250 136V135H248V134H250V133L247 132V131L252 132L251 130L255 131V129H257L258 127H263V126H264V125H263V126H259V125H257V128L254 127L253 129H251L253 126H250V125H248L249 123H247L249 120L251 121V117H250V116L247 117L248 114H249L247 111H249V112L251 113L250 115L252 116V118L254 117V115L252 114L253 111H254V112H253L254 114H256V113H258V112H259V113L264 112V111L261 110V109H259V110L257 109V108H258V107H257V104H259V103H257V101H256V100H259L260 98L264 97V73L261 74V72H262V70H263L262 68H264V42L262 43V42L260 41V40H262L261 38L264 37V14H262V15H261V14H260V15L257 14V16H255V14H256L258 11L260 12V10H263V9H264V7H263V6H264V3H263L264 0H261V1H260V0L258 1V0H257V3H256V4H254V3L256 2V0H255V2H254L253 0H227V1H224ZM253 2H254V3H253ZM8 3H11V8H14V7H12L13 5L15 6L16 9L14 8V9H12V10H13V11L15 10L16 13H14L12 10H10V6H9L10 4L7 5ZM65 3H66V2H65ZM110 3H111V2H110ZM110 3H109V4H110ZM118 3H119V2H118ZM126 3H127V2H126ZM187 3H188V4H187ZM212 3H211V4H212ZM260 3H261V4L263 3V4L261 5L262 7H258V6H260V5H258V4H260ZM31 4H32L33 6H32ZM41 4H40V5H41ZM46 4H45V5H46ZM68 4H69V3H66L67 6H68ZM91 4H92V3H91ZM94 4H95V3H94ZM137 4H138V3H137ZM180 4H181V5H180ZM194 4H195V3H194ZM207 4H209V3H207ZM30 5H31L32 7H34V8H36V9L33 10V12H32L31 10H29L30 8H32ZM43 5H42V6H43ZM83 5H84V4H83ZM95 5H96V4H95ZM100 5H101V4H100ZM119 5H120V4H119ZM165 5H167V6H165ZM195 5H196V4H195ZM198 5H199V4H198ZM209 5H210V4H209ZM212 5H213V4H212ZM212 5H210V6H212ZM5 6H6V7H5ZM56 6H55V7H56ZM89 6H90V5H89ZM89 6H88V8H89ZM168 6H169V8H168ZM182 6H183V5H182ZM182 6H181V7H182ZM200 6H201V5H200ZM214 6H215V5H214ZM214 6H212V7H214ZM28 7H29V8H28ZM39 7H40V6H39ZM39 7H38V8H39ZM55 7H54V8L51 7L52 9H51V8L48 9V8L46 7V9H48V10L51 9V11H52V14H50L51 11H48L49 14L46 12V13L49 15V18H50V16H53V13H54V12H55V13H58L59 10L61 9L60 7H63V6H62V5L57 6L56 8L59 9L58 11H57V10L54 11V9H56ZM58 7H59V8H58ZM64 7H63L62 9H64ZM90 7H91V6H90ZM184 7H185V6H183V8H184ZM192 7H193V6H192ZM194 7H195V6H194ZM215 7H216V6H215ZM219 7H220V6H219ZM26 8H27L28 11H26ZM44 8H45V7H44ZM88 8H87V10H88ZM101 8H102V7H101ZM104 8H106V7H104ZM119 8H120V6H119ZM167 8H168V9H167ZM221 8H222V7H221ZM32 9H33V8H32ZM66 9H68V8H66ZM90 9H91V8H90ZM90 9H89V10H90ZM99 9H100V8H99ZM106 9H107V8H106ZM185 9H186V8H185ZM189 9H191V8H189ZM192 9H193V8H192ZM210 9H211V8H210ZM212 9H213V8H212ZM259 9H260V10H259ZM8 10L11 11L10 14L14 13L13 18H11V16H12L13 14L10 15ZM17 10H19V11H17ZM72 10H73V9H72ZM91 10H92V9H91ZM91 10L88 11V12L91 13ZM95 10H96V9H95ZM104 10H105V9H104ZM109 10H110V8H109ZM162 10H163V9H162ZM174 10H171V11H174ZM194 10H195V9H194ZM218 10H220V9H218ZM20 11H21V12H20ZM25 11H26V13L30 11V15H29V17L27 16L28 14L25 13ZM37 11H38V10H36V14H37ZM56 11H57V12H56ZM63 11H64V10H63ZM63 11H61V12H63ZM96 11H97V10H96ZM96 11H94V9L92 10V12H96ZM100 11H101V10H100ZM102 11H103V10H102ZM139 11H140L141 13H140ZM167 11L164 10V12H167ZM176 11H177V10H176ZM176 11H174V12H176ZM186 11H187V10H186ZM31 12H32V13H31ZM65 12H67V11H64V13H65ZM72 12H73V11H72ZM76 12H77V11H76ZM98 12H99V11H98ZM174 12L171 13V12L168 11V14L171 13L172 15H175V14H173ZM182 12H183V10H182ZM188 12H189V11H188ZM188 12H187V13H188ZM263 12H264V10H263ZM263 12H261V13H263ZM21 13H23V15H22ZM24 13H25V14H24ZM64 13H63V14H64ZM89 13H88V14L86 13V15H90ZM156 13H157V14H156ZM177 13H178V12H177ZM184 13L186 14V12H184ZM222 13H223V11H222ZM36 14H35V15H36ZM74 14H75V13H74ZM83 14H84V13H83ZM92 14H93V13H92ZM92 14H91V16H90L91 18L94 17V16L92 17ZM95 14H96V13H95ZM136 14H137V15H136ZM138 14H139V15H138ZM194 14H195V13H194ZM218 14H220L219 17H216V16H218ZM33 15H34V14H33ZM44 15H45V14H44ZM54 15H56V14H54ZM61 15H62V14H61ZM66 15H67V13H66ZM66 15H64L63 17H65ZM68 15L70 16V13H68ZM68 15H67V17H68ZM84 15H85V14H84ZM108 15H109V14H108ZM133 15H134V14H133ZM146 15H148V16H146ZM150 15H153V14L151 13ZM177 15H179V14H177ZM177 15H175V16H177ZM181 15H182V14H181ZM189 15H190V14H189ZM22 16H23L24 19L22 18ZM30 16L34 17V19H31ZM57 16H58V15H57ZM57 16H55V17L57 18ZM96 16H97V15H96ZM98 16H99V15H98ZM161 16H162V17H161ZM167 16H168V17H167ZM183 16H184V15H183ZM193 16H194V15H193ZM196 16H197V15H196ZM220 16H222V17L220 18ZM258 16H259V17H258ZM26 17H28V19H31L33 23H32L30 20H26V19H27ZM46 17H47V16H46ZM60 17H61V16H60ZM67 17H66V18H67ZM83 17H84V16H83ZM85 17H86V16H85ZM104 17H105V16H104ZM108 17H109V16H108ZM111 17H112V16H111ZM117 17H118V16H117ZM146 17H147V18H146ZM150 17H151V16H150ZM150 17H149V18H150ZM156 17H157V18H156ZM186 17H187V14H186ZM4 18H5V19H4ZM25 18H26V19H25ZM39 18H40V17H39ZM43 18H44V17H43ZM47 18H48V17H47ZM73 18H75L74 15H73ZM79 18H80V17H79ZM86 18H87V17H86ZM97 18H99V17H97ZM102 18H103V17H102ZM109 18H110V17H109ZM109 18H108V19H109ZM142 18L145 19V20H143ZM165 18H164V19H165ZM176 18H177V17H176ZM176 18H175V19H176ZM75 19H76V18H75ZM77 19H78V18H77ZM89 19H90V18H89ZM151 19L153 20V16H152ZM164 19H163V20H164ZM168 19H167V20H168ZM175 19H174V20H175ZM182 19H183V18H182ZM187 19H188V18H187ZM200 19H201L202 22L200 21ZM202 19H203V20H202ZM205 19H206V20H205ZM207 19H208V20H207ZM16 20H17V21H16ZM60 20L63 21V20H65V19H63V18H62V19H58V21H60ZM71 20H72V19H71ZM78 20H80V19H78ZM82 20H83V18H82ZM91 20H93V19H91ZM117 20H118V19H117ZM140 20H141V22H140ZM142 20H143V21H142ZM176 20H177V19H176ZM176 20H175V22H178V21H176ZM188 20H189V19H188ZM26 21H27V22L30 21V23H29V25H28V29H30L29 31H30V34H31V35L28 34L29 31H28L27 28L25 29L26 31H28L27 33H25L26 31L23 30V29L27 26V24H28ZM34 21H35V22H34ZM51 21H52V20H51ZM58 21H56V23H58ZM62 21L59 22V26L62 24V23H61ZM67 21H68L67 23H69V24H67L66 22H63V25H64V23H65V25L67 24V25H66L67 27H68V25H70L71 23H72V24L74 23L75 26H79V25L81 24V23H80L79 25H77V23H78L79 21H76L77 23H75V22H71V23H70L69 20H67ZM72 21H73V20H72ZM85 21H86V20H85ZM109 21H110V20H109ZM147 21L149 22V20H147ZM155 21H154V22H155ZM179 21H181V20H179ZM182 21H183V20H182ZM36 22H37V23H36ZM46 22H48V21H46ZM46 22H45V23H46ZM83 22H84V21H83ZM90 22H91V21H90ZM100 22H101V21H100ZM104 22H105V21H104ZM112 22H114V21H112ZM115 22H116V21H115ZM115 22H114V24H115ZM118 22H119V21H118ZM118 22H116V23H117V26H118V28H121V26L119 27L120 24H119ZM133 22H134V24H133ZM150 22H152V21L150 20ZM158 22H159V20H158ZM158 22H157V23H158ZM160 22H161V21H160ZM167 22H168V21H167ZM175 22L172 21V24H174ZM184 22H185V21H184ZM191 22H192V21H191ZM3 23H4V24H3ZM5 23H6V24H5ZM35 23H36L37 25H36ZM40 23H41V25H38V24H40ZM48 23H49V22H48ZM60 23H61V24H60ZM91 23H92V22H91ZM97 23H98V22H97ZM139 23H138V25H140ZM145 23H147V22H145ZM197 23H198V24H197ZM2 24L5 25V26H3ZM32 24H33V25H32ZM52 24H54V23L52 22ZM52 24H51V25H52ZM72 24H71V25H72ZM88 24H89V22H88ZM101 24H103V23H101ZM107 24H108V23H107ZM131 24H133V25H131ZM152 24H153V23H152ZM152 24H151V25H152ZM162 24H163V23H162ZM178 24H179V23H178ZM31 25H32V26H35V25L38 26V29H41L42 32H40V30L37 31L36 27H35L36 30H35V29L32 30L34 27H32V29H31V28H30ZM63 25H62V27H64V28L66 29V26H65V25L63 26ZM71 25H70V26H71ZM74 25H73V26H74ZM82 25H83V24H82ZM95 25H96V24H95ZM98 25H99V24H98ZM98 25H97V26H98ZM115 25H116V24H115ZM130 25H131V26H130ZM156 25H157V24H156ZM159 25H160V24H159ZM29 26H30V27H29ZM84 26H86V24H85ZM108 26H109V25H108ZM124 26H127V29H126ZM135 26H136V25H135ZM149 26H150V25H149ZM4 27H5V28H4ZM39 27H40V28H39ZM50 27H51V28H50ZM55 27H56V26H55ZM62 27H60L61 30H59L61 34L59 33V31L57 32V33H59V34H58L59 38H58V36H56V37H57V41H59L58 39L64 37L65 35H66L67 38H68V36H69L68 34H70L71 32H72L71 34H73V31H74V30H75L76 32L78 31V30H76V29H73V30H72V26H71V27H70L71 29L69 28L70 31H68V33L64 35V34H62ZM79 27H83V26L80 25ZM103 27H105V26H103ZM110 27H111V26H110ZM113 27H116V26L113 25ZM138 27H139V26H138ZM146 27H148V26H146ZM146 27H145V28H146ZM184 27H185L186 29H184ZM48 28L50 29V31H49ZM64 28H63V29H64ZM75 28H76V27H75ZM86 28H87V32H88L89 36H87V35H88L87 32H86V34H84L85 32H84L81 28H80V30H79V31L82 30L81 33H79V31H78V32H77V35H79V34L85 35L84 37H86V39H84V40L89 41V42H92L91 40H93L94 38L91 39V38H92V36L90 35L91 32L89 33V31H88V30H89L88 28H90V27H89V26H88V27L86 26V27L83 28V29L86 31ZM93 28H94V27H93ZM116 28H117V27H116ZM124 28H125L126 30H124ZM149 28H150V27H149ZM149 28H147V31H148ZM151 28H152V26H151ZM151 28H150V29H151ZM211 28H212V29H213V28H214V29H217V32H219V30H220L219 35H218V33L216 34V30H212ZM0 29H1V28H0ZM52 29H53V30H52ZM54 29H55L56 32H54V33H50L51 30L54 31ZM56 29H57V30H56ZM77 29H79V28H77ZM96 29H97V28H96ZM102 29H103V28H102ZM102 29H101V30H102ZM104 29H105V28H104ZM104 29H103L102 32H104ZM109 29H110V31H108V28H107V30H106V31L109 32V33H111V30H112V32L115 30V29L113 30V29H111V28H109ZM135 29H136V28H135ZM159 29H160V27H159ZM179 29H181L182 32H180ZM3 30H4V33H3ZM67 30H68V28H67ZM71 30H72V31H71ZM91 30H92V29H91ZM94 30H95V29H94ZM119 30H120V29H119ZM132 30H133V29H132ZM132 30H130V31H132ZM139 30H140V31H139ZM157 30H158V29H157ZM168 30H170V32H169ZM210 30H211V31H215L213 35H211L212 33H211ZM16 31H18V32L15 34ZM23 31H24V32H23ZM32 31L35 32V33H31ZM36 31H37L38 33H37ZM64 31H65V30H64ZM92 31H93V30H92ZM106 31H105V32H106ZM137 31H136V32H137ZM166 31H167V32H166ZM171 31H172V33H171ZM189 31H190V32H189ZM209 31H210V32H209ZM48 32H49L50 34H49ZM69 32H70V33H69ZM76 32H74V33H76ZM82 32H83V33H82ZM107 32H106V33H107ZM136 32H135V30H134V33H133V35H132L134 39H133V41L131 40L132 43L134 42V40H137V39H136V38H137V34H136ZM143 32H144V31H143ZM150 32H151V31H150ZM150 32H149V34H150ZM154 32H155V31H154ZM156 32H157V31H156ZM2 33H3V34H2ZM19 33H20V34H19ZM45 33H46V35L49 34V35H47V37L49 36V38H47V37L44 36ZM57 33H56V34H57ZM65 33H66V32H65ZM113 33H114V32H113ZM126 33H129V31L126 32ZM152 33H153V32H152ZM157 33H158V32H157ZM157 33H156V34H157ZM164 33H163V34H164ZM170 33H171V34H170ZM180 33L182 34L181 36H180ZM14 34H15V35H14ZM17 34H18L17 38L14 37V38L12 39V37H13V36H16ZM24 34H26V35L28 34L29 36H28V35L25 36ZM52 34H53V36H52ZM111 34H112V33H111ZM115 34H116V33H115ZM117 34H119V33L117 32ZM129 34H130V33H129ZM129 34H128V35H129ZM134 34H135V35H134ZM143 34L146 35V32H144ZM147 34H148V33H147ZM154 34H155V33H154ZM156 34H155V35H156ZM168 34H169V35H168ZM82 35H81V36H82ZM100 35H101V34H100ZM103 35H104V34H103ZM107 35H109V34H107ZM130 35H131V34H130ZM145 35H144V40H146V39H145ZM155 35H154V36H155ZM210 35H211V36H210ZM214 35H215V36L218 35V36H217L218 38H216ZM32 36H33V35H32ZM38 36L40 37V39H42L41 36H40V34H39ZM66 36H65L64 39H66ZM70 36H72V38H74V37H73L74 34H73V35H70ZM113 36H114V35H113ZM126 36H127V35H126ZM132 36H131V37H132ZM134 36H136V38H135ZM151 36H152V35H151ZM174 36L176 37V35H174ZM201 36H204L205 39L202 38ZM208 36H210V37H212V38H208ZM213 36H214V37H213ZM26 37H27V40H25ZM28 37H31V39L28 38ZM33 37H35L36 39H39V37H37L36 35H34ZM56 37H55V38H56ZM76 37H77V38H76ZM111 37H112V36H111ZM199 37H200V38H199ZM72 38H71V39H72ZM79 38H80V39H83V36H82V38H81L80 35H79V36H76V34H75V38L72 39L73 41L75 40V42L71 41L72 44L70 43V44H71V48H70V46H69V49H73V50H74V49H78L77 46H80L81 48H82L83 46H85L84 43H86V41L83 42L84 45L82 44L83 46H81V42H82V41H81ZM87 38H88L89 40H87ZM95 38H96V37H95ZM97 38H98V37H97ZM99 38H100V37H99ZM99 38H98V39H99ZM107 38H108V37H107ZM112 38H113V37H112ZM147 38H148V36H147ZM151 38H152V37H151ZM151 38H150V39H151ZM160 38H161V37H160ZM177 38H178V37H177ZM177 38H173V39H176V40H178V42H180V40L177 39ZM195 38H197V39H195ZM207 38H208V39H207ZM214 38H215V40H213ZM11 39L14 40V41L17 43V45H13ZM64 39L62 38V41H65ZM90 39H91V40H90ZM103 39H104V38H103ZM117 39H118V38H117ZM124 39H125V38H124ZM152 39H153V38H152ZM163 39H161V40H163ZM169 39H167V41H168ZM182 39H181V40H182ZM201 39H203L205 45L203 44V41H202ZM210 39H211V41H213L214 43H215L216 40H217V41H216V43L214 44L213 42L210 41ZM263 39H264V38H263ZM30 40H31V41H30ZM42 40H43V39H42ZM55 40H56V39H55ZM67 40H69V42H70V37H69V39H66L65 42H67ZM78 40L81 41V42H80V45H78V44H79V42H77ZM84 40H83V41H84ZM101 40H102V38H101ZM112 40H113V39H112ZM114 40H116V39H114ZM138 40H137V41H138ZM142 40H143V39H142ZM144 40H143V41H144ZM148 40H149V38H148ZM157 40L160 41V39H158V38H157ZM176 40H175V42H176ZM196 40H197V41H200V43H199V42H198V43H199V44H203V46H205V47L208 48V49H206L205 47H201V49H199V47H200L201 45H199L198 43H196V45H195V41H196ZM206 40H207V41H206ZM14 41H13V42H14ZM32 41H34V42L32 43ZM47 41H48V40H47ZM47 41H46V40H43V42H46V45H47V46H46L45 44H44V46H42V47H44V48H45V46H46V47L49 46V47H48L49 49H48V48H45V49H47V50H45L46 52H49L50 50H52V47H53V46H54V47L59 46L60 42L62 43V41L60 40L58 44H57V43H56V44L53 43L54 45H52V43H51V44L48 43V44H49V45H48V44H47ZM50 41H51V40H50ZM50 41H49V42H50ZM98 41H99V40H98ZM117 41H119V39H118ZM123 41H124V40H123ZM131 41H130V42H131ZM140 41H141V42H140ZM209 41H210V43H212V44L209 43L211 46L208 44L209 47H211V48H209V47L207 46V43H208ZM262 41H264V40H262ZM10 42L12 43V45H13L14 47H11L12 45H10V44H11ZM15 42H14V43H15ZM20 42L23 43V41H19V46L21 45L20 47L18 46V51H20L19 54H20V53H23V52H21V51H24V49H22V48H23V47L26 48V46H27L26 43L22 45V44H20ZM30 42L32 43L31 45H30ZM55 42H56V41H55ZM99 42H101V41H99ZM107 42H108V41H107ZM112 42H113V41H112ZM112 42H111V43H112ZM154 42H155V41H154ZM165 42H166V41H165ZM190 42H189V43H190ZM206 42H207V43H206ZM16 43H15V44H16ZM95 43H96V42H95ZM103 43H104V42H103ZM114 43H115V44L118 43V47H117V45H115V47L112 48V47L114 46V44H113V45H111L112 47L107 48V49H110V50H111V48H112L111 51H112L113 57H114V53H115L113 50H114V49H115V50H116V49L118 50V49H120L123 45H125V42H123V43H124V44H123L122 41L120 42V43L122 44V46H121V44H119V42H116V41H115ZM145 43H146V41H145ZM149 43H150V42H149ZM152 43H153V42H152ZM155 43H156V42H155ZM155 43H154V44H155ZM160 43H161V42H160ZM160 43H158V44H160ZM162 43H163V42H162ZM162 43H161L160 45H161V46H164V45H162ZM168 43H169V42H168ZM171 43H172V42H171ZM171 43H170V44H171ZM176 43H177V42H176ZM37 44H36V45H37ZM40 44H38V45H40ZM88 44H89V43L87 42L86 46H87ZM91 44H93V42H92ZM99 44H100V43H99ZM164 44L166 45V47L168 46L167 43H164ZM177 44H179V43H177ZM36 45L34 46V48L32 47V48L34 49V54H35L36 56L39 55L40 53H43V54L46 53L45 51H43L44 48H42V49L39 50L40 47L37 45V47H39V48L37 49ZM41 45H43V44H41ZM50 45L52 46L51 49H50ZM68 45H69V44L67 43V44H66L67 49H68ZM93 45H94V44H93ZM106 45H107V44H106ZM108 45L110 46V44H108ZM119 45H120V46H119ZM126 45H127V44H126ZM131 45L133 46V44H131ZM173 45H175V44H173ZM183 45H184V46H183ZM9 46H10V47H9ZM60 46H62V47L64 46V48L66 49V47H65V43H63V45L60 44ZM60 46H59V47H60ZM86 46H85V47H86ZM88 46H89V49L91 50V49H92V47H90L91 45H88ZM94 46H95V45H94ZM96 46L98 47V45H96ZM128 46H129V45H128ZM132 46H131V47H132ZM175 46H176V45H175ZM175 46H172V47H175ZM185 46H186V48H184ZM212 46H213V47H212ZM21 47H22V48H21ZM35 47H36V51H35ZM54 47H53V48H54ZM59 47H57V49H56V50H59L58 53L61 54L62 52L64 53V52L66 51V52L63 54V56H62V54H61L60 57H63V58H64V57L67 55L66 53H70V52H69L70 50L68 51V50H65V49H64V51H63V48L60 47V48H62V49H61L62 52H61ZM85 47H83V48H84L83 50H80V51H78V50H74V51L82 52V53H81L82 56H83L84 53H87V54H84V56L87 57V60H86V61L83 59V58H86V57H84V56H83V58H80V57L77 58V56H73V54H74L73 52H74V51L72 52V50H71L72 53H70V55H72L73 57H71V56H69V57H70V59H73V60H74V63H76L77 65H78V63H80V64H79V67H80V68H85V66H86V68L84 69V71L81 69V72H82V71L85 72V70H86V72H87V67H88L89 70H88L87 73H89V71L93 70L92 68H94V70H93L94 72L97 70V68H99V69H98L99 71L96 72V73H100V72H101V73L103 74V71H105V72H104V75H105L106 73L108 74L109 71H106L107 68H108V69H109V68H110V69H113V67L116 68L118 65H119V66H123L125 62L128 63V59H127V60H125V59L128 58L130 54H134V53H135V52H134V53L132 52L133 50L130 51V52H132V53L128 52L127 49H128L129 47H128V48H124V47H123V49H125L128 53H130V54L126 57V56H124L125 53H122L123 49L121 48L122 51H121V50H119V51H121L122 55H121V53H120V56H121V57L124 56L123 59L119 56V57H120V61H118V62H120L121 65H120V64H117V66H115V65L113 64L114 66H112V65H111L112 61L116 60V59L113 60L112 55H111L112 60H111L110 62H109V61L107 62V63L110 64V65H108V64L105 63V62L107 61V58H108V57H107L108 54H106V53H108L110 50H107V49L105 48V50H107V52L105 53L107 56H105V54L103 53L104 48H103L102 46H99V47H102V48H103V49L101 50V51H102L101 53H103V54H98L99 52H97V54H98L99 56L96 57V55H97L96 52H95L96 50L94 51L96 55H93V58H94V56H95V58L98 60V62H97V60H92V58H90V56H92V55H89V54H91V53H90V51H86L87 49H86ZM107 47H108V46H107ZM116 47H117V48H116ZM119 47H120V48H119ZM137 47H139V45H138ZM236 47H237V48H236ZM11 48H12V49H15V48H16V49H15V51H13ZM58 48H59V49H58ZM87 48H88V47H87ZM134 48H135V47H134ZM140 48H139V49H140ZM161 48H163V47H161ZM203 48L206 49L207 51L205 52ZM20 49H22V50H20ZM85 49H86V50H85ZM89 49H88V50H89ZM165 49H167V48H165ZM168 49H169V48H168ZM168 49H167V50H168ZM184 49H185V52H186V50H187V52H188V51H189V52H188V53L186 52V54H185ZM198 49H199V50H198ZM209 49H211L213 52H212V51L210 52ZM235 49H237L238 52H233V51H237V50H235ZM7 50H8L9 52H10V50H12V53H11V52H10V53L8 52V53H9V54L7 53V54H8V55H7L8 57H4V56H5L4 54L7 52ZM25 50H26V49H25ZM27 50H28V48H27ZM29 50H30V51H29ZM29 50H28V51H24V52H25V54L27 53L26 56H27V55L29 56V54H30V57H31V55L33 54V52H32L33 50H31V47H29ZM37 50H38V51H37ZM41 50H42L43 52H40ZM48 50H49V51H48ZM54 50H55V49H53L52 51H50V52H53L54 54H53V53H46V54H45V55H47L48 57H47V56H46V57H45V56L43 57V56H42L43 54H40V55L42 56V59H41V58L39 57L40 55L37 56V58L39 57V58L41 59V60H40V59L38 58V59H37L38 62L35 61V63L37 64V66H36V64H35L34 61H33V60H35L36 56L34 57V55H33L32 62H31V60H30V59H31L30 57H29L30 59L27 58L28 60L26 59L27 62H26V61H25V62H26V63L30 62V63H28V64H30V65L32 66V69H33V70L30 69V68H29L30 65H28V64H26V63H24V64L22 65L21 68H23V66L26 64L27 66H24V67H27V69H26L27 73H28V72H31L32 75H34V74H36V73H33V72H35V70L38 69V66L40 65L39 67H41V68H39L37 71L40 70L38 73H41V74L44 73V74H42V77H41V74H39L38 76H40V78H39L37 75H36L37 77H36L35 75H34V76L31 75V77H32L31 79H33V81L31 80L29 85H31L32 82L35 83V82H34L35 80H37V81H36V82H37L36 85L38 84V82H40V81H42V80H43L42 82H44V81L46 80L44 83H46L48 80H49L48 82L52 81V82H50V86H51V88H50V86H49V88H50V89H53V92H54L55 95H54L53 93H50L48 87H47L46 89H48V91H49L50 94H47L48 92H47L46 90H44L45 87H46V84H47V83H46V84H44V83L42 84L43 87H44V88H43L42 85H40L42 82H40L39 86H41L43 89H42V88H39V86L37 85V89L39 88L40 90H43V91H44L42 94H41V91H40V90H38L40 93L37 91L36 87H35L34 89H32L31 86L28 85V86L31 88V89L29 90V89H28L29 87L26 86V84L29 83V79H30V77H28L29 75H28V76L25 75L26 77H28V80H27V78H26L25 81H24L23 78H22L23 80L21 79V80L23 81V83H20L19 86L22 87L21 84H23V87H22L21 89H19L18 86H17V84H19V82H21L20 79H19L20 81L17 80L18 77H19V75H15V76H18L17 79H16L15 76H14L15 78L12 77L14 74L11 72L12 74H10V75H12V76H9V77H8V76H7V73L9 72V69H10V71H11L12 68H9V67L7 66V64H6L4 61H3V62L0 61L1 63H3V65H6V66H7V67L3 66L4 68H6V69L8 68V71L5 70V69H2V70H3V71H2V70L0 69V92H1V95L3 94V92H4V94H5V92H9V93L12 94V96H10L9 94L6 93V97H9V96H10V98H11V100H10V98H9L7 102L5 101V102L8 103V104L4 103V99L6 98V97L4 98V94L2 95L3 97L0 96V102L2 101V102L0 103V104H1V106H0V157H4L5 154H6V155H7V154L10 155V156L7 155V156H5V157H8V156H9V158H6V159H9V160H11V161H9V160H5V157L3 158V159L5 160V162L7 161L6 164H7L8 169H9L10 166H11V168L13 169V170H11V168L9 169V171H10V170H11V171H10L9 173L7 172V173H8V176H9V174H11L12 171L15 170V171H17V172L20 173V174H19V173H17V172H14V174H16V177L18 176V178H20L21 182L25 184V185L23 184V186L20 185V184H21V183H20V180L17 179V178L15 179V177H14V179H13V180H10V181H13V182L17 181V182H19L20 184L17 183V182H16V184H17V185L19 184L21 187L19 186V187H17V188H18V190H19V189H20V190L23 189V190H22L23 193H22L20 190H19V193L14 191L15 188H16V186H15L16 184L14 183L13 185L11 184V185H12L11 187H12V188L15 187V188H13L14 190H12V188L10 187V190H9L10 194H9V193L6 192V191H8L10 184H9V186H8V184H7L6 181L4 180V179H6V178L3 179V177H2L3 181H5V186H6V187L4 186V182H3V186H1V184H2V181H1V180H2V179H0V183H1V184H0V189H3V188H1V187H4V189H5V191H4V190H3V191L1 190L2 193H0V194H1L0 197L3 196V195H2V194H4L3 192H6V193H5V194H6V197H5V194H4V196L2 197V198L5 197V198L3 199V202H4L5 200H7L8 202H9L10 200L12 201V200L15 199V197H16L18 200H17V202L14 200V202H16V203H14L13 201H12V202L10 201L11 204H12V203H14V204L10 205V202H9V205H10V206H9V205H7L8 202L5 203V202H6V201H5V202L3 203V202H2V198H0V199H1V200H0V204H1V202H2V205H3V207H4V210H5V208H6L5 206H7V207L9 206V207L7 208L8 210H9V208H11V209L13 210L14 207H12V206H15L14 210L16 209V211H14V210H13V211L16 212L17 215H24V216H26V217L28 218L27 215L29 214V216H30V220L32 219L31 217H33L32 220H36L37 222L39 221V219L41 220V219H43L42 217H44V216H42L41 218H39V217L37 218V215H38L39 213H41V212H42V213H46V212H47V211L44 212V211H43L44 209H48V211H49L51 208H53V206H55L57 209L60 208V205H61V204L58 205V203H60L62 199L60 200V202H59L58 199H60V196H61V194H62V192H61L62 190L64 191L65 194H66V191H67V194H68V193H70V194L75 193V194H77V195H81V196H79V197H81V202H82V200H87V199H88V195H89V198H90V197L92 198V199L90 198V199H91V202L96 203V204L94 205V206H96V205L99 204V201L101 200L100 197L103 195L102 192H103L104 190H103L102 188H104V189L106 188V189H107V187L109 188V187L112 185V184H110V183H109V184H110V185H109L108 182L110 181V179L113 180V178H111V177L113 176V174H114L116 171H118V170L120 169V166L123 165L122 167H124L125 165L127 166V165H129V164L131 163V165H130L131 167H130V166H127L128 168L126 169L127 171L130 170V171H128V173H127L128 175H129V173H130V175H129L128 177H127V174H126V177H127V178L124 177V176H125L124 173H126V172H124V171H126V170H125L124 168H122V167H121L122 170H121L120 172H119V171L116 172L115 175H114V178L117 176V173H118V176L120 175L119 177H121V175H123V178H120V180H119V179H118V180H119L120 182H126V181L128 182L130 176H131V178H132L131 171H132V173L134 172L133 174H136L137 176H138V174H140V176H141L142 174L148 175V174H146V173L148 172V169L151 168V167L149 168V166H151L152 162H156V161H157V163H158V162L160 163V160H159V159L156 160V161H152V162H151V160L153 159V158H151V157H156V153H155V151H156L157 153L159 152L158 150H155V149L152 148V147H156V148H157V147L159 146L158 149L162 150V152H164V150H168L167 148L165 149V147H164L165 145H164V143H163V139H162V141L160 140V138H161L162 136H160L159 139L157 138L158 141L160 140V142H162V143L159 142L161 145H159V143L156 144V142H157L156 139L152 140L153 142L156 141L155 144H152V145L150 144L152 147H151V146H148V149H149L148 151H146V148H147V147L145 146V148H144L145 150H142L143 153H141L142 151L140 152L141 155H144V154H145L144 152L147 153V152H149L151 149H154V153H155V154L153 153V151H151V152H150V155H149V154H146V155H145V156L148 155V157L151 158L150 160H149V158L147 159V160L151 163V164H150L149 162H147V160H144V162L142 163L143 159H146L147 157H146V158H142V157H144V156H142V157L140 158V154L137 153V152H136V153L134 152V153L137 154V155H135L134 153H133L134 155H132V150H131V152L127 150V151H128L129 153H131V154H128V157H126V156H125V153H126L125 151H126V149H125V148H124V149L121 148V147H126V146H121V147L119 146V148L122 149V151L125 150V151H124L125 153L122 152L123 155H124V156L122 155V157L120 156V155L122 154L121 151H118V150H120L119 148H117V149H118L117 151H116V150H113L114 148H112V147L114 146L115 149H116V146H115V143H114V142H110V141L113 139V137L116 138V136L119 135L118 133H120V132H117V131H119V130H117V127H118V128L121 127L120 123L123 122V120H124V121L127 120V119L124 118V117H126L125 114L127 113V111L129 112V108L126 109V107L123 106L122 108H124L125 110H123V109H122V110H123L124 112L126 111L125 114H124L123 111H122V112L119 113V114H121L120 116H118V114H115V116H113L114 113H115V112L117 113V111L119 112V110L115 111V108H113V107H111V106L114 105V107H116V106H115V105H117V102H116V101H117L118 99H119V100H122V99H123V100H125V101H123V102H125L124 104H127V106H130V104L132 103V105H131V106H132L131 110L133 109L132 111H135L136 109L134 110V108H137V107H138V106H137L138 103H139V104H142V103H143V104H142V105H144V106L142 107L143 110H142L141 107H140L141 105L139 106L140 108L138 107V110L141 109L140 111H142V113L139 112L138 110H137L138 112L136 113V115L134 114V112H131V113H133V114H131V113H130V114L127 113V116H128L127 118L131 117L133 120H134L135 117L137 118V116H138L137 114L140 115V117L138 116L139 119H140V118H141V120L146 119V117H145L146 113H145L144 109H146L147 107H145V106H148V108H147V109H148V110H147V113H148V112L150 111V109H151V108L149 109V106L151 107V104L149 103V101H148L149 104L147 105V100H146V98H145L146 95H145V94L141 95V92H142L141 90H143V89H144L143 87H145V85H146V84H143L144 86H141V85H140V84H141V83H140V80L142 79L141 77H143L142 75H139V77H137V78H139L138 83H137V79H136V78H135L136 80H135L134 78H133V80H132V79L129 77V79L132 81L131 84H130L129 81H127V83L129 82L128 84H130V86H131L132 84H134L135 81H136V83H137V84H134L135 87H136V86H141V90L139 89L140 87L135 88L136 90L139 91V92H136L135 94L132 93V92H134V90H133V89H134V85H133L132 87H130V88H133V89H131L132 92L129 90V92H128L127 94H125V95H124V94H121V90L124 91V90L126 89V87L122 89L121 86H125L127 83H126L125 85H122V83L118 85V84L116 83V82H117V81H116L117 78H114V77L112 78V79H115V81H116V82H115L116 84L114 83L115 86L113 85V83H112V84L107 83L108 85H107V84L105 85V82H104V89H105V91H106V89L108 88V90H107L106 92H107V93L109 92L110 94H111V92L113 91V89L111 90V88H109L108 86L111 85V87H113V88L115 89V88L117 87L116 85H118V87L121 85V86L119 87V90H118V87H117V90H118V91H117L116 89L114 90V91L118 92L119 95L117 94V96H116V95L113 96V94H111V95L108 94L109 96H113V97H111V98H112V102H110L109 105H108V108L111 107V108H109V109H111V110L107 109V106H106V107L104 106V107L109 111V112H108L106 109H103L104 107H103V105H101V103H102V104H106V102L111 101V98H109V96H108L107 94H104L103 96L107 95L108 98H106V102H103V101H105V99H104V97H101V96H102V94H103L105 91H104V89L101 87L102 85L100 86V84L103 83L102 81H106V82H107V79H106L105 77L109 78V76H111L112 74H111V75H107V74H106L107 76H104V78H105L106 80H105V79L103 80V77H102L103 75H101V76H100V78H101V80H102V81H100L101 83L96 82V81H98V80H100V79H98V80H93V79H91V76H89V74L87 75V80L90 78V79H89L90 81H95V82H93L94 84L97 83V84H96L97 87H98V84H99V88L101 87V88L103 89V90H102L103 92L101 93V92H100L101 89H98V88H97L98 91H99V90H100V91L97 92L96 94H94L95 91H97V90H94V89H95V86H94V88H93L92 86H90V85L88 84L90 81H89V82L86 81V79H85V78H86V77H85L86 75H83V74L81 73V74H82V76H81V75L79 74V75H80L79 77H83V76H84L83 79H81V80L78 78V76H74L73 73L76 74V71L79 72L80 68H79L77 65H74V64L72 65L73 61H72V60L69 61V59H68V58H69V57H68L69 54L66 56V57H67L66 59H68V61H66V63H67V62H68V63H69V62H70V63L72 62L71 64H68V65H67V64H65V61H64V62H63V61H62V62L60 61L59 63H58V62H57V63L55 62V63H56L55 66H56V65L58 66V64H59V66H60V63H61L62 66H65V65L69 66V68H68L67 66H65V67H64V70H62L63 67L60 66V67H62V69H61V70H62L61 75H62V74L65 75V73H63V71L65 72V70H67V68H68V70L66 71V73H68V71H70V69H71L70 67H72V68L75 67V66H76V67L73 68V69H71L70 72H72V73H68V74H66V75H68V76H64V75H63V77H62L61 75H59L60 72H61L60 69H59V66H58V68L56 67V68L54 69V66H52V64H50V61H51L52 59L56 58V56H55V57L53 56V55H56L55 53H57V52H55L56 50H55V51H54ZM84 50H85V51H84ZM93 50H94V48L92 49V51H93ZM117 50H116V52H117ZM134 50H135V49H134ZM152 50H153V52H152ZM167 50H166V51H167ZM171 50H172V49H171ZM200 50H201L202 53H204V52H205V53L210 52V54L207 53V55L209 54L208 57H207V55H206L205 53H204V54L200 53ZM18 51H17V53H18ZM67 51H68V52H67ZM83 51H84V52H83ZM98 51H99V49H98ZM111 51L109 52V54L111 53ZM136 51H137V50H136ZM29 52H32V53H29ZM44 52H45V53H44ZM88 52H89V54H88ZM104 52H105V51H104ZM123 52H124V51H123ZM151 52H152V53H151ZM163 52L165 53V51H163ZM239 52H240V53H239ZM2 53H3V54H2ZM28 53H29V54H28ZM37 53H38V54H37ZM58 53H57V55H58ZM75 53H77V52H75ZM118 53H119V52H118ZM136 53H137V52H136ZM161 53H162V52H161ZM178 53H179V55H178ZM183 53H184L185 55H184ZM199 53H200V55H202V56H203V55H204V56L206 55L205 57H204V56H203V57H204V58L207 57L208 59H204L203 57H202L203 59H200V60H199V58H198V60L195 59V58L198 57ZM235 53H236V54L239 53V54H238L239 56H238V57L236 56V57H237V60H236L235 57H234V55H236ZM19 54H18V55H19ZM65 54H66V55H65ZM77 54L79 55L80 53H77ZM77 54H76V55H77ZM142 54H144V53H142ZM142 54H140V55H142ZM171 54H172V52H170L169 56H170L171 58H173V57L171 56ZM18 55H17V57H15V60H16L17 63L19 62L18 59H19L20 57H21L20 59H22V57L24 58V56H20L21 54L19 55V58H18ZM22 55H24V54H22ZM49 55L52 56V57H54V58L51 59V57H50ZM74 55H75V54H74ZM81 55H79V56H81ZM87 55L89 56V59H88V56H87ZM100 55H103V56H100ZM115 55H116V54H115ZM140 55H139V56H140ZM163 55H164V54H163ZM200 55H199V57H200ZM13 56H12V57H13ZM82 56H81V57H82ZM104 56H105V57H104ZM116 56H117V55H116ZM131 56H132V55H131ZM134 56H135V55H134ZM142 56H143V55H142ZM160 56H159V57H160ZM165 56H166V55H165ZM167 56H168V55H167ZM173 56H174V55H173ZM188 56L185 57V58H188ZM196 56H197V57H196ZM260 56H261V58H260ZM12 57H11V59H12ZM60 57H59V58H60ZM74 57H75L76 59H74ZM106 57H107V58H106ZM109 57H110V55H109ZM132 57H133V56H132ZM137 57H138V56H137ZM140 57H141V56H140ZM162 57H163V56H162ZM174 57H175V56H174ZM233 57H234V58H233ZM262 57H263V58H262ZM1 58H2V57H0V60H1ZM13 58H14V57H13ZM16 58H17V59H16ZM45 58H47V62H46V63L50 64V65H51V66H50L51 68H50L48 65H47V68H46V63H43V62H45V60H46ZM49 58H50L51 60H50ZM57 58H58V57H57ZM63 58H61L60 60H64V59H65V58H64V59H63ZM95 58H94V59H95ZM98 58H102V60H100V59H98ZM103 58H106V60H105V59L103 60ZM124 58H125V59H124ZM160 58H161V57H160ZM160 58H158V59L160 60ZM166 58H167V57H164L165 61L168 59V58H167V59H166ZM176 58H177V57H176ZM176 58H175V59H176ZM180 58H182L183 60H186V59H185L184 57H182V56H181ZM189 58L187 59L188 61H189ZM200 58H201V57H200ZM24 59H25V58H24ZM44 59H45V60H44ZM48 59H49L50 61H49ZM77 59L79 60V62H77V61H78ZM82 59H83V60H82ZM90 59H91V60H90ZM129 59H130V58H129ZM146 59H147V60H146ZM161 59H162V58H161ZM175 59H174V60H175ZM238 59H239V60H238ZM8 60H10V61H8ZM12 60H13V59H12ZM15 60L12 61V62L15 63ZM22 60H23V59H22ZM29 60H30V61H29ZM39 60H40V61H39ZM43 60H44V61H43ZM57 60H58V59H57ZM57 60L54 59V61H57ZM80 60H81V61H80ZM88 60H89V62H88ZM109 60H110V58H109ZM117 60H118V59H117ZM143 60H145L144 63H143ZM245 60L247 61V63L250 61V62L253 63L254 66H257L256 68L253 67L255 70L252 68V70H250L251 72H249V71H248V68H249V67L246 68V67H247V66H246L245 68H246V70H247L249 73H248V72H242L241 70H236V71H239V73L236 72L235 69H234V66H235L237 63L235 64V61L239 62V64H241V63L246 64ZM41 61H42V63H40ZM48 61H49V62H48ZM54 61H51V63H53ZM82 61H84L85 64H86L87 62L90 64V63H92L93 61H95L96 63L100 64V66L102 65V61H103V62L105 61V62H104V63H105L104 65H106V66L103 67V65H102V67H103L105 70L100 71V70L103 69V68H100V66H98V67L95 68L94 66H97L98 64L95 65L94 62H93L94 65H93V63H92L91 66L87 63V64L90 66V68H91V70H90L89 66L85 65L84 62H82ZM99 61H101V63H100ZM122 61H125V62L123 63ZM133 61H135V60H133ZM146 61H147V62H148V61L151 62V65H150V63L148 62V63H149L148 65H150L149 67L147 66V64L145 65ZM175 61H177V60H175ZM175 61H174V62H175ZM179 61H180V60H179ZM194 61H195V63H193ZM243 61H244V62H243ZM20 62H21V60H20ZM20 62H19V64H18L19 66H21ZM114 62H115V61H114ZM118 62H115V63H118ZM121 62L123 63V65H122ZM131 62H132V61H131ZM141 62H142V63H141ZM158 62H159V63H158ZM171 62H172V61H171ZM240 62H241V63H240ZM4 63H5V64H4ZM32 63L35 64L36 67H33ZM62 63H64L65 65L62 64ZM129 63H130V61H129ZM138 63H139V65L142 66V68H141L140 66H138ZM140 63H141V64H140ZM153 63H154V64H153ZM163 63H164V62H163ZM167 63H169L168 60H167ZM167 63L165 62L166 65H168ZM175 63H176V62H175ZM15 64H16V63H15ZM15 64H14V65H15ZM43 64H44V65H43ZM83 64H84L85 66H83ZM125 64H126V63H125ZM157 64H158V65H157ZM160 64H161V63H160ZM165 64H162V65L164 66ZM239 64H238V65H239ZM249 64H250V63H249ZM262 64H263V67H261ZM1 65H2V64H1ZM53 65H54V64H53ZM70 65H71V66H70ZM143 65H145V67L147 66V67L145 68L146 70L143 68V67H144ZM162 65H161V66H162ZM166 65H165V66H166ZM190 65L193 67V69H192V67H191ZM219 65H220L221 68L224 67V69L227 70V71H229V73H230V71H232L233 69H234V72L232 71V73H230V75L227 74V75H228V76H227V75H226V71H225L224 69L222 70V69L220 68V69L222 70V75H221V73H220L221 70L218 69L217 67H215V66H218V67H219ZM221 65H222V66H221ZM246 65H247V64H246ZM253 65H252V66H253ZM31 66H30V67H31ZM42 66H45V69H44V67H42ZM81 66H82V67H81ZM92 66H93V67H92ZM107 66H108V67H107ZM110 66H111V67H110ZM119 66H118V67H119ZM173 66H174V65H173ZM240 66H241V65H240ZM244 66H245V65H244ZM1 67H2V66H0V68H1ZM3 67H2V68H3ZM12 67H13V66H12ZM14 67H16V66H14ZM48 67H49V68H48ZM106 67H107V68H106ZM123 67H124V66H123ZM126 67H127V66L125 65V69H126ZM135 67H136V68H135ZM174 67H175V66H174ZM231 67H232L233 69H231ZM238 67H239V66H238ZM242 67H243V64H242ZM260 67H261V68H260ZM16 68H17V67H16ZM28 68H29L30 70H32V71H28ZM65 68H66V69H65ZM77 68H79V70H75V69H77ZM127 68H128V67H127ZM152 68H151V70H152ZM180 68H176V69H180ZM216 68H217L218 70H217ZM235 68H236V67H235ZM243 68H244V67H243ZM19 69H20V68H18V71H20ZM43 69H44V70H43ZM46 69H48V70H47V73H45V72H46V71H45ZM51 69H53V70L58 69V70L55 72V71H53V70H51ZM108 69H107V70H108ZM110 69H109V70H110ZM116 69H117V68H116ZM118 69H119V68H118ZM123 69H124V68H123ZM137 69H138V70H137ZM143 69H144V70H143ZM174 69H175V68H174ZM213 69H215L214 72H213ZM239 69H240V68H239ZM241 69H242V68H241ZM250 69H251V68H250ZM260 69H262V70H260ZM4 70L7 71V72H5L6 74H4ZM42 70H43V72H41ZM74 70H75V71H74ZM114 70H115V69L110 70V73H111V72L113 73ZM129 70H127V71H129ZM133 70H132V72H133ZM135 70H136V71H135ZM141 70L144 71V72H142ZM149 70H150V69H149ZM151 70H150V71H151ZM155 70H156V69H155ZM159 70H158V71H159ZM180 70H181V69H180ZM216 70H217V71H216ZM243 70H244V69H243ZM246 70H245V71H246ZM259 70H260V71H259ZM12 71H14V70L12 69ZM15 71H17V69H16ZM21 71H23V69H22ZM37 71H36V72H37ZM44 71H45V72H44ZM50 71H51V72H50ZM93 71H91L90 74H93V73H92ZM118 71H119V70H117V72H118ZM122 71H123V70H122ZM163 71H164V72H168V73H165V74H164ZM178 71H179V70H178ZM223 71H225V72L223 73ZM240 71H241V73H240ZM52 72H53V73L55 72V74H53ZM57 72H58L59 74H58ZM78 72H77V73H78ZM86 72H85L84 74H87ZM115 72H116V71H115ZM123 72H126V71H123ZM153 72H154V70H153ZM215 72H216V73H215ZM218 72L220 73L219 76L221 75L220 78L222 77L221 79H222V80L224 79L223 81L220 80L221 82H220L219 80H215L216 78H218V76H217V75H218V74H217ZM258 72H260V73H258ZM263 72H264V71H263ZM14 73H15V72H14ZM31 73H30V74H31ZM38 73H37V74H38ZM79 73H80V72H79ZM120 73H122V72H120ZM148 73H149V71L147 72V74H148ZM150 73H151V72H150ZM155 73L157 74V72H155ZM178 73H179V74H178ZM199 73H201V76H202V74L205 75V77L209 80L208 83H207V80H206V81H202L204 78H203V79L200 78V77H197L198 79L195 78ZM233 73H234V74H233ZM245 73H246V74H245ZM18 74H20V72H18ZM25 74H26V72H25ZM56 74H58V75H56ZM69 74H70L72 77H71ZM72 74H73V75H72ZM116 74H117V73H116ZM116 74H114V75H116ZM123 74H124V73H123ZM134 74H133V76L135 77ZM160 74H161V73H160ZM216 74H217V75H216ZM223 74H224V75H223ZM237 74H238V75H237ZM257 74H259V76H257ZM260 74H261L262 76H261ZM43 75H44V76H43ZM55 75H56V76H55ZM76 75H77V74H76ZM94 75H95V74H94ZM94 75H92V76H94ZM96 75H97V74H96ZM96 75H95V76H96ZM98 75H99V74H98ZM98 75H97V77L94 78V79H97V78H98ZM114 75H112V76H114ZM121 75H122V74H121ZM124 75H126V73H125ZM128 75H129V73H128ZM128 75H127V76H128ZM151 75H152V74H151ZM153 75H154V74H153ZM5 76H6L7 78H5ZM23 76H24V75H23ZM73 76H74V78H76V79H74ZM130 76L132 77V74H131ZM145 76H146V73H145V75H144V78H145ZM159 76H160V75H159ZM159 76H158V77H159ZM198 76H199V75H198ZM208 76H209V77H208ZM216 76H217V77H216ZM260 76H261V77H260ZM11 77H12V78H11ZM20 77H22V76H20ZM33 77H34V78H33ZM35 77H36L37 79H35ZM55 77H56V80H55ZM57 77H58V78H57ZM59 77H60V78H59ZM64 77L66 78L65 81H66V80L68 81V78H67V77H69V78L71 77L69 80H71V81L73 80V82H74V80H75V82H76V80H78V82H76V83H78V85L75 84V82H74V83H73V82L71 83V81H69L70 84H75V85H77V86L80 85V83H81L82 80H85L86 83H84V81H82V82H83V84L85 85V87L89 89V90H88V91H90L89 94L92 93V90L94 91V93L91 94L92 97H93L94 95H95V97H96V95H98V94L100 93V94H99L100 96H99V95H98L99 97L97 96L98 98H100V99H99V102H98V100H97V99H98L97 97L95 98L96 100L93 99V100H94V101H93V100H92V97H90V98H91V99H90V98H88V97H89V96H88L86 100H88V101L92 100L93 103H92V102H89L90 105H89V104L87 105V102H88V101H87V102L84 101L83 96H82V98H83V100H82L81 95H80V94H82V95L84 94V96H85V94L88 93V91L86 90V88H84V85L81 83V86H80V87H82V89L80 90V91H81V92H80V91L78 90L80 87H76L75 85H70V84L67 83V82H63V84H60V83H61L60 80L63 81V80H64V79H63ZM116 77H120V78H121V76H116ZM155 77H156V75H155ZM155 77H154V79H155ZM158 77H157V78H158ZM165 77H163V78L166 80ZM202 77H204V76H202ZM8 78H9V79H8ZM38 78H39L40 81L38 80ZM41 78H42V79H41ZM72 78H73V79H72ZM125 78H126V77H125ZM140 78H141V79H140ZM146 78H147V77H146ZM174 78H173V79H174ZM187 78H188V77H187ZM187 78H186L185 80L188 82ZM189 78H188V79H189ZM58 79H59V81L57 82ZM62 79H63V80H62ZM110 79H111V78H110ZM118 79H119V78H118ZM150 79H151V78H149L148 80H150ZM161 79H162V77H161ZM194 79H196L197 81L195 80V82H194ZM199 79H201V80H199ZM108 80H109V79H108ZM121 80H122V79H119V81H121ZM134 80H135V81H134ZM142 80H143V81H144V80L147 81L146 79H142ZM151 80H152V79H151ZM156 80H157V79H156ZM185 80L183 81V83L185 82ZM204 80H205V79H204ZM79 81H80V82H79ZM123 81H124V80H123ZM123 81H121V82H123ZM133 81H134V82H133ZM145 81H144L143 83H146ZM157 81H159V80H157ZM162 81H163V80H161V82H162ZM217 81H218V83H216ZM17 82H18V83H17ZM25 82H27V83H25ZM109 82H111V80H110ZM112 82H113V81H112ZM149 82L151 83L152 81H149ZM154 82H155V81H154ZM166 82H168V81H166ZM24 83H25V87H24ZM51 83H53V84H51ZM124 83H125V82H123V84H124ZM139 83H140V84H139ZM147 83H148V81H147ZM163 83H164V82H163ZM171 83H173V82H171ZM193 83H195V84L197 83L195 87H194V86H191V85H194ZM204 83H205V84H204ZM48 84H49V83H48ZM59 84H60V85H59ZM66 84H67V85H66ZM68 84H69L70 86H69ZM148 84H149V83H148ZM148 84H147V85H148ZM151 84H152V83H151ZM160 84H161V83H160ZM160 84H159V85H160ZM164 84H165V83H164ZM168 84H169V82H168ZM207 84H208V85H207ZM34 85H35V84H34ZM34 85H32V87H34ZM82 85H83V86H82ZM87 85H89L91 88L88 87ZM149 85H150V84H149ZM149 85H148L145 89H148ZM152 85H153V84H152ZM175 85L177 86V88L175 87V89H174V86H175ZM205 85H207V86L205 87ZM210 85L212 86V84H210ZM63 86H66V87L68 86V87H67L68 89H66V90H67V92L70 91L69 94H70V93H73V92H71L72 89H74V91H77V90H78V92H79V93L77 92L78 95H77L76 92H75V93H76V95L79 96V97L75 96V94L73 93V94H72V95L74 96V99H73V98H71V95H68V94L65 93L66 90H65V92H63V90H62V91H59V88H60V89H61V88H66V87H63ZM74 86H75L76 88H73ZM106 86H107V87H106ZM126 86H127V85H126ZM160 86H161V85H160ZM160 86H158V89H159V90H160V88H159ZM70 87H71V88H70ZM105 87H106V88H105ZM128 87H129V86H128ZM128 87H127V88H128ZM163 87H164V86H163ZM163 87L161 86V89H162ZM166 87H167V86H166ZM169 87H170V86H169ZM192 87H193V88H192ZM203 87H204V88H203ZM217 87H218V88H217ZM17 88H18L20 91H19ZM69 88H70L71 90H69ZM92 88H93V89H92ZM130 88H128V89H130ZM142 88H143V89H142ZM151 88H152V87H151ZM164 88H165V87H164ZM164 88H163V90H164L165 92L161 90L162 92H164V93L160 94L161 96H162L163 94H164V95L167 94V89H166V88L164 89ZM186 88H187V89H186ZM205 88H206L207 90H205ZM6 89H7V90H6ZM75 89H76V90H75ZM83 89H84V91L86 90L84 93H83ZM90 89H92V90H90ZM109 89H110L111 92L109 91ZM145 89H144V90H145ZM176 89H178L179 91H176ZM184 89H186V90H184ZM195 89H194V90H195ZM231 89H234V90L231 91ZM237 89H238V92H236ZM246 89H249V90H248L249 92L246 91ZM4 90H6V91H4ZM31 90H32V91H31ZM33 90H34V91H33ZM68 90H69V91H68ZM136 90H135V91H136ZM144 90H143V91H144ZM149 90H150V89H149ZM188 90H189V89H188ZM212 90L215 91L214 87H213ZM217 90L215 91L216 94H217V92H218ZM45 91L47 92V93L45 94V96H46V97L48 96V97L50 98V96L52 95V97H55V98H54V99H55V102H54V99H53V98H52V99L50 98L51 100H48V99H47V100L49 101V102H48L47 100H45L46 97L43 96L44 99L42 98V100H43L42 103H44V104L46 103V105L43 104V106H47V107H48V105L50 104V102H51L52 104H53V102H54V104H53L54 109H55L56 107L58 108V107H59L58 105H61L62 103H61L60 101L58 102V100H56V98L59 99V100H61V101H63V100H66V99L68 100V96H69V100H70V101H71L72 99H73V101H75V100L78 98V99H77L78 101H75V102H77V103L74 102L76 106L79 104V100H82V101L85 102V103H83V102L81 101L80 105H78V106H81V105L84 104V106H85L86 108H88V107L90 106V107H89V108H90V111L92 110V108H93V111H94V109H95V112H93V111L90 112V111H89L88 114H87V112H88L89 108H88V109H86V108H85V109H82L83 106H82V108L80 107V108H81L80 110L82 111V112L80 111L81 113L78 112V110H79L78 106H77L78 110H77L76 107H75L76 110H69V111H74L73 114H78V115H79V114L83 115V113H85V110H87V112H86V116H85V114H84L85 117H84V116H83V117L86 118V117L89 116V118H88V122H86L87 120L82 119V118H83L82 116H81L82 118H80V120H81V121L84 120V124H85V122H86V123H89L90 125H89V124H85V126H84V125L82 124L83 122H81L80 120H77V118H79L80 116H77V117L75 118V116H73V115H72V116H71V115H68L69 113H67L68 116H67V115H66V116H67V117L71 116V117H70V120H69L68 118L65 119V117H66L65 114H66V113H65L64 111H66V108H67L66 106H68L69 103H71V104L73 103V102H70V101H67V104H68V105L65 106V107H66V108H64L65 110H63L62 107H64L66 101H65V103H63L64 105L62 104L63 106H60V107H59V108H61V110L58 108L59 111H62V113L59 112V111H56V112L53 111L54 109H53V107H52V104H50V106H49L48 108H46V107L43 108V106H41V107L45 110V111H42L43 109H41V107L39 108V104L42 105V104H41V98H40V97L45 93ZM72 91H73V90H72ZM114 91H113L112 93H114ZM125 91L127 92V89H126ZM140 91H141V92H140ZM161 91H160V93H161ZM214 91H213V93H215ZM221 91H219V92H221ZM14 92H15V93H14ZM32 92H35V93H32ZM60 92H61V93H60ZM62 92H63V94H62ZM106 92H105V93H106ZM116 92H115V93H116ZM119 92H120V93H119ZM130 92H131L132 94H131ZM144 92H147V90L144 91ZM185 92H184V93H185ZM190 92H191V91H190ZM193 92H194V91H193ZM197 92H196V93H197ZM243 92H244V93H243ZM246 92H248V93H246ZM64 93H65L66 95H64ZM129 93L132 95V97H131V95H130ZM137 93H139V95H137ZM182 93H181V95L179 94V97L182 96V95H184V94H182ZM204 93H205V94H204ZM213 93H212V94H213ZM227 93H228V92H227ZM232 93H233V92H232ZM249 93H250V95H248ZM61 94H62V95H61ZM89 94H87V95H89ZM150 94H151V92H150ZM168 94H169V93H168ZM168 94H167V95H168ZM186 94H187V93H185V95H186ZM199 94H200V93H199ZM216 94H215V95H216ZM218 94H219V93H218ZM223 94H224V93H223ZM233 94H234V93H233ZM233 94H232V95H233ZM242 94H245V95H242ZM8 95H9V96H8ZM49 95H50V96H49ZM87 95H86V96H87ZM127 95H128V96H127ZM133 95H134V96H133ZM135 95H137V97H139V96H141V97L144 96V98H145L146 101H143V102H142L140 99L143 100V98H140V97H139L140 99H138V98H136ZM156 95H157V94H156ZM164 95H163V96H164ZM177 95H178V93H177ZM219 95H221V94H219ZM219 95H218V96H219ZM230 95H231V94H230ZM232 95H231V96H232ZM234 95H235V94H234ZM246 95H247L248 97H247ZM64 96H66V97H65L66 99H64ZM86 96H85V97H86ZM107 96H106V97H107ZM124 96H125V97H124ZM148 96H149V95H148ZM163 96H162V98L159 96L158 100H160V101L157 100L158 102H157L156 105L153 103L155 106H157V107L159 106V107H160V109L156 107V108H157V109H156V112H159L161 115H162V114L164 115V113L166 114V112L168 111L167 108H166V112H163V111L160 112V110H164L165 106H168V105H171V106H169V107H172V108H174V109L170 108V110H172V112L169 110L170 113L167 112L168 114L164 115V117H163V115H162V120H163V121H161V123L164 122V120H165V119H163V118H166V119H167V118L170 116L169 121H168V119H167V121L170 122V119H171V121H172V119H173L172 117H174V118L176 117L175 115H176L177 113H175L174 116H172V115H173L172 113H174L173 110H175V109L178 108V107L175 108L176 103L179 102V104H180V102H183L182 99L184 98V96H182V97H181L182 99L179 98L178 100H176V98L174 99L173 96H170V97H173V98H170L169 96H167V97H166V96L163 97ZM187 96H188V94H187ZM187 96H186V97H187ZM213 96H214V94H213ZM216 96H217V95H216ZM218 96H217V97H218ZM222 96H223V95H222ZM222 96H221V97H222ZM225 96H226V98H227V95H225ZM228 96H229V93H228ZM238 96H239V97H238ZM251 96H252V98H250ZM58 97H60V98H58ZM114 97H117V99H115ZM123 97H124V98H123ZM126 97H128V98H129V97H131V98L135 97V98H134L135 100L129 98V99H131V100H130L131 103H130V102H129V99H128V98L126 99ZM146 97H147V96H146ZM175 97L178 98V96H175ZM186 97H185V98H186ZM197 97H199V96H197ZM3 98H4V99H3ZM26 98H27V99H26ZM39 98H40V99H39ZM70 98H71V99H70ZM79 98H80V99H79ZM93 98H94V97H93ZM102 98H103L104 100H103ZM113 98L115 99V102L113 101ZM120 98H121V99H120ZM148 98H149V97H148ZM148 98H147V99H148ZM164 98H166V99L170 98V99H168V100H171V101L174 103V105H172L173 103H172L171 101H170L171 104L168 103V102H169V101H168V102H167L168 104L166 103L167 105H165L164 103L166 102V101H165L166 99L163 100ZM188 98H189V97H188ZM212 98H213V97H211V100H212L211 102H213V100H214V99H212ZM215 98H216V97H215ZM219 98H220V97H219ZM222 98H223V97H222ZM228 98H229V97H228ZM234 98H235V96H234ZM253 98H254V100H255V103H257V104L253 103V105H251L252 102H254V101H252ZM256 98H257V99H256ZM24 99H26L28 102H25L26 100L24 101ZM89 99H90V100H89ZM107 99H108V101H107ZM136 99H138V100L141 101L142 103H141V102H137ZM149 99H150V98H149ZM173 99L176 100L177 102L175 101V102H176V103H175ZM180 99H181V101H179ZM189 99H190V98H189ZM194 99H195V98H194ZM197 99H198V98H197ZM200 99H199V100H200ZM220 99H221V98H220ZM250 99H251V101L249 102ZM263 99H264V98H263ZM263 99H262V100H263ZM5 100H6V99H5ZM9 100H10V103H9ZM34 100H37V103H39V102H40V103H39V104H36L38 110H37L35 107H33V110H36L37 113H36V111H35V113L32 112V113L34 114V115H33V114H32V115L35 116V117H37L38 113H40L39 111H40V110L42 111L41 114H44L45 117H44L43 115L41 116V114H39L38 116L41 118V120H42V118H43V121H44V118H45V121H46L45 124L48 122V124H46V125H47V126L50 125L49 127H51V128H49V131L46 129V128H47L46 125H45L46 127L43 126L44 129L47 130V131L45 130V134H46V132H47L46 135H48V136H46L44 133H41V136H42V134H43V136H42V137H39L40 135H39L38 132H39L41 129H38V127L36 128L35 126H39V124H40V126H41V124H43V123H42L43 121H41L39 117H37L36 119H35V117H34V119L36 120V122H38V121L41 122V123H39V124H38V123L36 124L35 120H33V118H31V117H33V116L30 115V113H29V112H30V111H29V110H30L29 108H31V107H29V106H30V105L33 106V105L36 103ZM39 100H40V101H39ZM52 100H53V101H52ZM127 100H128V101H127ZM133 100H134L135 104H136V102H137V105L134 104ZM183 100H184V99H183ZM190 100H192V98H191ZM232 100H233V102H232ZM262 100H261V101H262ZM44 101H45V102H44ZM56 101H57V102H56ZM100 101H102V102H100ZM161 101H165V102H161ZM187 101H188V100H187ZM215 101H216V100H215ZM30 102H31L32 104H31ZM47 102H48V103H47ZM113 102L116 103V104H113ZM119 102H121V101H119ZM126 102H127V103H126ZM128 102H129V104H128ZM144 102H145V103H144ZM159 102H161V103L163 104V106L165 105L164 108H163V106H162L161 103L158 104ZM184 102H185V101H184ZM188 102H189V101H188ZM188 102H187V103H188ZM198 102H199V101H198ZM198 102L196 101V103H198ZM259 102H260V101H259ZM2 103H3L4 105H2ZM27 103H28V104H27ZM33 103H34V104H33ZM55 103H56V104H55ZM57 103H58V104H57ZM111 103H112V104H111ZM187 103H186V104H187ZM205 103H206V102H205ZM207 103H208V102H207ZM250 103H251V104H250ZM262 103L264 104L263 101L260 102L261 105H262ZM5 104H6V106H5ZM85 104H86L88 107H87ZM145 104H146V105H145ZM181 104H182V106H181V105H180V106L183 107V104H184V103H181ZM199 104H200V102H199L197 105H199ZM254 104H255V106H256L257 108H254V107H255ZM260 104L258 105L259 108H260V106H261ZM28 105H29V106H28ZM54 105H55V106L57 105V106L55 107ZM72 105H74V104H72ZM72 105H69V108H70V109L73 108V107L71 108ZM110 105H111V106H110ZM118 105H119V103H118ZM118 105H117V106H118ZM122 105H123V104H120V105L118 106V108H119L120 106H122ZM193 105H195V104H193ZM197 105H195V106H197ZM211 105H212V104H211ZM218 105H220V104H218ZM225 105H226V103H225ZM240 105H241L242 108H243V107L246 108V105H247V107H248V105H251L252 108H253V110H252L251 106H249L247 109L251 108L252 112L250 111V109H249V110H246V109L243 108L244 110H246V111L244 112V110L241 109ZM242 105H243V106H242ZM244 105H245V106H244ZM2 106H4V107H2ZM27 106H28V107H27ZM101 106H102V107H101ZM131 106H130V107H131ZM134 106H137V107H134ZM155 106H154V107H155ZM161 106H162V107H161ZM185 106H186V105H185ZM191 106H192V105H191ZM191 106H190V107H191ZM204 106H205V105H204ZM253 106H254V107H253ZM262 106H264V105H262ZM24 107H25L26 109H27V108L29 109V110L27 109L28 111L25 109V110L27 111V114H25L26 111L24 110ZM50 107H52V111H53L52 113L55 112V115H57L56 117H55L53 114H51V113H50L51 115L48 114V113H49L48 110H51ZM169 107H168V108H169ZM187 107H189L188 104H187ZM187 107H186V109H187ZM211 107H214V106H209L208 108H211ZM69 108H68V109H69ZM112 108L114 109L113 115H112ZM161 108H162V109H161ZM191 108L193 109V106H192ZM208 108H206V109H208ZM237 108H238V110H237ZM239 108H240L241 110H243V111L239 110ZM31 109H32V108H31ZM47 109H48V110H47ZM68 109H67V111H68ZM73 109H74V108H73ZM120 109H121V107H120ZM179 109H180V108H179ZM183 109H184V108H183ZM195 109H196V108H195ZM195 109H194V110H195ZM215 109H217V108H215ZM218 109H217V110H218ZM255 109H256L258 112H256ZM263 109H264V107H263ZM33 110H31V111H33ZM55 110H57V109H55ZM105 110H106V111H105ZM131 110H130V111H131ZM157 110H158V111H157ZM180 110H181V109H180ZM180 110H178V111L175 110L176 112H178V114H179L178 116L181 115L180 118L182 117V115H183L184 113H185L186 115H187L188 113H190V116L187 115V117H186V115L184 114V117H186V118H187V121H189L192 125H190V123L187 122V121L185 120L186 118H182V119H184V121L187 122L186 124H189V125H187V126H186V124H185V125L183 124V125H184V126H183V127H184V130H185V127H187L186 129L189 128V129H188L189 132H188V130H186V131L188 132V134H190V131H191V129H193V127H194L197 131L199 130V128L202 130L203 125H204V127H207V124H208V123H207L208 118L206 117V115H208V114L205 113V114H206V115H205V114L203 113V112H206V111H204L203 108H202V110L200 109V107H199V109H198V110H201L202 112H201V111H200V112H201L202 114H204V117L207 118V121L204 122V123H207V124H204L203 121L201 120L202 123H203V125H202V123H201L202 126H200L199 123L196 122L197 120H195V122L197 123V125H195V122L192 121L193 118L191 117V114H192L191 110L188 109L190 112H187V111H188V110H187V111H186L187 113H186V112H183L182 114H180V112H179ZM194 110H193V111H194ZM196 110H197V109H196ZM260 110H261V111H260ZM76 111H77V112H76ZM103 111H104V112H103ZM110 111H111V112H110ZM120 111H121V110H120ZM143 111H144L145 115H144ZM151 111L154 112L155 110H154V111L151 110ZM151 111L148 113V114H150V116H151V114H152ZM164 111H165V110H164ZM181 111H182V110H181ZM184 111H185V109H184ZM209 111H210V110H209ZM209 111H208V113L210 114ZM23 112H24V114H25L26 116L29 115V116H28V117H29L28 119L31 118L32 120H28V119H27L28 122L24 121L25 118H24V119L22 118V117H23ZM47 112H48V113H47ZM50 112H51V111H50ZM57 112L59 113V116H58V113H57ZM105 112H108V114L105 113ZM195 112H196V111H195ZM211 112H216V111H211ZM240 112H241V113H240ZM242 112H243V113H242ZM28 113H29V114H28ZM45 113H47V114H45ZM63 113H65V114H63ZM70 113H71V112H70ZM91 113H92V114H91ZM102 113H104L105 115H107V117H109V115L111 114V117L113 116V117L116 118V115H117V120H122V119H123V120L120 121V123H119V121H117V120L115 121L113 117H112V119L109 117V120H107L108 118L105 116V118H107V119H106V123H103L102 120L105 121V118H104V115L102 116ZM140 113H141L142 115H144V116H141ZM201 113H197V114H198V115H201ZM228 113H229V114H228ZM245 113H246V114L248 113V114L245 115ZM259 113L255 115L256 117H254V118H257V119H254V120L252 119V121H255V120L257 121L259 118H260V120H261V119L264 117V114L261 113V114H262V115H261V114H259ZM35 114H37V115H35ZM61 114H62V115H61ZM122 114L124 115V117L122 116ZM128 114H129L130 116H129ZM154 114H156V113H154ZM154 114H153V115H154ZM160 114H157L158 117H160V119H159L157 116L155 117V115L152 116V117L156 118V122H157V118H158V120H161V115H160ZM170 114H171V115H170ZM218 114L220 115V113H218ZM227 114H228V115H227ZM132 115H134L135 117H133ZM167 115H168V116H167ZM194 115H196V114H193V116H194ZM258 115H259V116H258ZM260 115H261V116H260ZM46 116L49 117V119H48ZM53 116L55 117L56 120H57V117H58V119H60L61 121L57 120V121H59V122H57L56 120H53V119L51 118V117H53ZM60 116H61V117H60ZM62 116H64V117H62ZM90 116H91V117L93 118V120L95 121L94 124H96L97 127H96V126L94 127L93 124H92V127H91V123H93V121H92V118H91ZM146 116H147V115H146ZM150 116L148 115V117L150 118V120H149V118H148V120H149V121H151V120L154 121L155 119H154V118L151 119L152 117H150ZM178 116L176 117V119L179 118ZM188 116H189V118H188ZM202 116H203V115H201V117H202ZM213 116H214V114L211 116V118H209V120L212 119V120H211V124H210V121H209L210 126L213 124V127H214V126L217 127V126H216L217 123H219V122H220V124L224 123V120H225V119L223 120V118H221L223 122H222L221 120L219 121V119H218V122H217V119L215 118V116H214V117H213ZM262 116H263V117H262ZM24 117H25V116H24ZM54 117H53V118H54ZM73 117H74V118H73ZM121 117H122V119H121ZM142 117H144V118H142ZM199 117H200V116H199ZM212 117L214 118V120L216 119V120H215V123L217 122L216 125H215L214 123H212V121L214 122V120H213ZM243 117H245V118L247 117L246 119H244V120L247 121V122H246L247 124H245V121L243 120ZM38 118H39V119H38ZM46 118H47V119H46ZM50 118H51V120L54 121L53 123H54V125H55L56 127L53 125V123L51 124V120H50ZM61 118H62V119H61ZM63 118L65 119V121H64ZM103 118H104V119H103ZM131 118H130V119H131ZM136 118H135V119H136ZM190 118H192L191 121H190ZM194 118H195V116H194ZM248 118H249V120H248ZM37 119H38V120H37ZM67 119H68L70 122H68ZM72 119H75V120L79 121L80 123H78V122L75 123V122H74L75 120H72ZM101 119H102V120H101ZM110 119H111L113 122L110 121ZM125 119H126V120H125ZM130 119H128V120H130ZM137 119H138V118H137ZM139 119H138V121H139ZM182 119H180V121H181ZM197 119H198V117H197ZM201 119H202V118H201ZM47 120H48V121H47ZM49 120H50V122H49ZM62 120H63V121H62ZM89 120H91V121H89ZM141 120H140L139 122L142 124ZM199 120H200V118H199ZM203 120H204V119H203ZM241 120L244 121V122H243L244 124H243L242 126H241V124H240V123H242ZM260 120H258V122H259L258 124H264V122H263V123H260ZM262 120L264 121V119H262ZM29 121H30V122H29ZM107 121H109V123H110V122L114 123V121H115L114 124H115V126L117 125V127H115V126H113V125L111 126V127H112V134L110 133V131H111L110 128H111V127L109 128V126H108V125H111V123L108 124ZM136 121H137V120H136ZM146 121H147V119L145 120V122H146ZM167 121H166V122H167ZM180 121H179V122H180ZM184 121H183V122H184ZM226 121H227V120H226ZM252 121L250 122V124L252 123ZM33 122H34V123H33ZM64 122H66V123H64ZM90 122H91V123H90ZM116 122H118L120 126H118V124H116ZM126 122H127V121H126ZM143 122H144V121H143ZM158 122H160V121H158ZM174 122H176V121L173 120V123H172V124H174ZM183 122H182V123H183ZM192 122H193V123H192ZM199 122H200V121H199ZM221 122H222V123H221ZM229 122H225V123H229ZM261 122H262V121H261ZM74 123H75V124H74ZM124 123H125V122H124ZM124 123H123V124H124ZM127 123L130 124V121L127 122ZM131 123H134V122H131ZM140 123H139V124H140ZM147 123H148V122H147ZM176 123H177V122H176ZM256 123H257V122H256ZM79 124H82L84 127L87 128V129H85V128L83 129V128H82V130H85V131L87 132V134L91 133V132L88 133V131L96 130L95 128H98V127H99V128H98L99 132H98V130H96V132H94V134H93V132H92V134H91L92 137H94V138L90 137L91 135H89L88 138H87V139H89V140L91 139L92 141H93L94 139L96 140V137H95L96 135H95V133H97V134L100 133L99 135H101V140L97 139L96 147H98V146H97V145H98V140H99V142H100L99 144H100L101 147H102V146H105V145H106V142H110V143H111V144L109 143L108 145L105 146V147L107 148V151L105 150L104 147L102 148V149L105 150V153H106V154H104V150H102L101 147H100L99 150H98L99 147L96 149V150H98V151H101V152H96V154H97V153H98V154L100 153L99 156H100L101 160H99V161H102V160H103L104 163H105V165H106V168H107V169L110 167V166L108 167V165H107V164H109L108 161L110 162V160H108V156H109V155L112 156V154H114V159H115V157L118 158V159L116 158L115 161H114L113 158L109 157V159H111V162L113 161V162H112L113 164H111V162H110L109 165H111V168L113 167L114 170L111 169V168H110L111 170L108 169V171L110 170L111 173L114 171L112 175H111L108 171H106V172H108V174H103L104 171H101V170L99 169V170H98L99 173H97V175H96L97 178H96V176L93 177V175L97 172V170H95V169H98V168H97L98 164L95 163V164H96V165H95V164L92 162L93 160H91L90 158H91V155H92V157L94 156L95 159H94V158H92V159H94V162H96L95 160H96V158H97V161H98V157H99V156H98V154H97L96 157H95L94 154H92L90 151H87V150H86L87 148L84 149V151H86L87 153H86V152H81V150L79 151V150L77 149V148H78L77 146H79V145L81 144L79 141H82V139L84 140V142L82 141V144L84 143V145H83L84 147H88V146H89V148H91V147H92V144L95 143L94 141L92 142L91 140H90V141H89V140H86V137H87L86 135H87V134H86L85 132H82V130H81V131H77V130H79V128L82 127V126L80 127ZM105 124H106L107 126H106ZM123 124H122V125H123ZM135 124L137 125L138 123H135ZM141 124H140V125H141ZM149 124H150V123H149ZM151 124H154V123L152 122ZM159 124H160V123H159ZM159 124H158V125H159ZM169 124H170V123H169ZM193 124H194V126H193ZM220 124H219V126H220ZM254 124H255V122H254ZM52 125H53L54 128L52 127ZM78 125H79V126H78ZM88 125H89V126H88ZM143 125H144V124H143ZM145 125H146V124H145ZM145 125H144V126H145ZM147 125H148V124H147ZM147 125H146V126H147ZM163 125H164V124H163ZM166 125H167V123H166ZM166 125L164 126L165 128L168 127V125H167V126H166ZM174 125H175V124H174ZM177 125H179V123H178ZM205 125H206V126H205ZM223 125H226V124H223ZM244 125H246L247 127L250 126V130H248V128H246V126L244 127ZM251 125H252V124H251ZM87 126H88L89 128L91 127L90 129H92V128L94 127V129L90 130ZM124 126H125V125H124ZM124 126H123V127H124ZM127 126H128V125H127ZM127 126H126V129L129 128V126H128V127H127ZM133 126H134V125H133ZM144 126L141 125V127H142L141 129H144V128H143ZM146 126H145V128H146ZM150 126H151V125H150ZM150 126H149V127H150ZM153 126H155V125H153ZM156 126H157V125H156ZM196 126H198V129L196 128ZM113 127L116 129V131H114L115 129H113ZM135 127H136V126H135ZM135 127H133V128L136 129ZM138 127H139V126H138ZM173 127H174V126H173ZM176 127H177V126H175V128H176ZM178 127H179V126H178ZM190 127H191V128H190ZM211 127H212V126H211ZM221 127H223V126H221ZM224 127H226V126H224ZM230 127H231V126H230ZM241 127H244V128H241ZM39 128H40V127H39ZM76 128H77V129H76ZM160 128H163V126H159V128H158V126H157V131H158V132H156V133H158L159 135L161 134V133H159V131H161ZM170 128H171V127H169V129H170ZM180 128H182V127L180 126ZM180 128H178V129H180ZM226 128H227V130H228V127H226ZM245 128H246L247 130H246ZM33 129H34V130H33ZM35 129L37 130L36 133H35ZM44 129H42V130H44ZM75 129H76V130H75ZM88 129H89V130H88ZM126 129H125V130H126ZM134 129H133V131H135ZM137 129H138V128H137ZM147 129H149V128H147ZM158 129H160V130H158ZM166 129H167V132H168L169 129H168V128H166ZM173 129H174V128H173ZM195 129H194V130H195ZM203 129H204V128H203ZM206 129H207V128L204 129V132H205ZM230 129H231V128H230ZM233 129H234V128H233ZM260 129H262V128H260ZM32 130H33V132H32ZM87 130H88V131H87ZM127 130H128V129H127ZM139 130H140V129H139ZM144 130H145V129H144ZM150 130H151V128H150ZM180 130H181V129H180ZM208 130H209V129H208ZM210 130H211V129H210ZM219 130L221 131V129H219ZM258 130H259V128H258ZM263 130H264V127H263ZM263 130H261V131L263 132ZM75 131H76L77 133H78V132L80 133V135H81V137H82L81 140H78V139H80V138L77 137V135H78L79 133L76 134ZM113 131H114V132H113ZM120 131H121V130H120ZM131 131H132V129H131ZM133 131H132V132H133ZM142 131H143V130H142ZM147 131H149V130H147ZM154 131H155V130H154ZM154 131H151V132H154ZM165 131H166L165 129L162 130V132H163L164 134H165ZM186 131H184V133H186ZM202 131H203V130H202ZM206 131H207V130H206ZM212 131H214V128L212 129ZM212 131H208V132L211 133ZM216 131H217V130H216ZM220 131H218V132H220ZM222 131H223V130H222ZM231 131H232V130H231ZM231 131L228 130V133L231 132ZM238 131H239V133H237ZM261 131L259 130V132H261ZM31 132H32L33 134H34V133L37 134L38 137H37V135H34V138H33ZM115 132H117V135H116V136L114 135ZM121 132H123V131H121ZM127 132H128V131H127ZM129 132H130V130H129ZM137 132H138V131H137ZM140 132H141V131H140ZM173 132H174V131H173ZM177 132H178V133H177ZM177 132H175V133H177V134L180 133L179 130H177ZM181 132H183V131H181ZM191 132H192V134H194L193 131H191ZM198 132H199V131H198ZM204 132H202L201 136H204V135H203ZM214 132H215V131H214ZM218 132H217V133H218ZM243 132H244V133H243ZM256 132H257V130H256ZM262 132H261V133H262ZM74 133H75L76 135H75ZM81 133H85L84 137L82 136L83 134H81ZM134 133H135V132H134ZM141 133H142V132H141ZM143 133H145V132H143ZM195 133H197V132H195ZM217 133H216V134H217ZM225 133H226V132H224V133H222V134H225ZM241 133H242V134H241ZM253 133L255 134V132H252V134H253ZM257 133H258V132H257ZM257 133H256V134H257ZM30 134H31V137H32V138H30V140H29V138H28L29 141H28V140H27V141L25 140V142H30V141H31L32 144H31V142H30L29 144H28V143H25V142H24V139H26L27 136L30 135ZM127 134H129V133H127ZM149 134H150V132H149ZM164 134H163V135H164ZM192 134H190L189 137L192 136ZM214 134H215V133H214ZM214 134H212V136H215V135H216V134H215V135H214ZM218 134H219V133H218ZM226 134H227V133H226ZM226 134H225V136H226ZM231 134H232V133H230L229 136L232 137V139H229L230 137H228V139H229L230 141L232 140V141L235 143V145H232V144H234V143L232 142V144H231V143L229 144V147H230V145L235 146V150H236V144H237L236 142H238V141H240V140H236L237 136L234 138L233 134H232V136H231ZM234 134H235V133H234ZM236 134H235V135H236ZM246 134H247V135H246ZM256 134H255V135H256ZM259 134H260V133H259ZM80 135H78V136L80 137ZM93 135H95V136H93ZM99 135H98L97 137L100 138ZM108 135H110V136L113 135V136H111L112 138H111L110 141H109V136H108ZM120 135H121V133H120ZM131 135H132V134H131ZM131 135H130V137H131ZM156 135H157V134H156ZM161 135H162V134H161ZM167 135H168V134H167ZM195 135H196V134H195ZM195 135H193L194 138H193V136H192L193 139L190 137L193 141L197 139V138L195 139ZM208 135H209V137H210V134H206L205 136L208 138ZM262 135H263V137H264V132H263ZM262 135H261L260 137H262ZM44 136H45V137H44ZM107 136H108V140H107ZM127 136H128V135H127ZM136 136H137V134H136ZM144 136H145V134L143 135V137H144ZM147 136H148V135H147ZM175 136H177V135H175ZM178 136H179V135H178ZM205 136H204V137H205ZM217 136H218V135H217ZM217 136H215V138H217ZM223 136H224V135H222V139H220V140H222V141L224 140V139H223ZM225 136H224V137H225ZM258 136H259V135H258ZM25 137H26V138H25ZM35 137H36L37 139L39 138L38 140H40V138H45V139L48 141V144H47V146H45V147L43 146L44 143L41 142V146L43 147L42 149H44V150H42V149L40 150L39 146L37 145V144H39V141L37 140V141L35 142V140H36ZM46 137H47V138H46ZM49 137H50L51 140H49ZM75 137H77L78 139H77V140L74 139ZM89 137H90V138H89ZM123 137H124V136H123ZM132 137H134V136H132ZM132 137H131V138H132ZM138 137H139V136H138ZM148 137H149V136H148ZM153 137H154V136H153ZM157 137H158V136H157ZM165 137L167 138V136H165ZM180 137H183V136L180 135ZM180 137H179V138H180ZM185 137H187V136H185ZM196 137H197V135H196ZM199 137H200V134H199ZM219 137L221 138V135H220ZM251 137H252V136H251ZM115 138H114L113 140L116 142V141H118V139H119L120 137H119L117 140H115ZM125 138H127V137H125ZM125 138H123V140H124ZM136 138H137V137H136ZM141 138H142V136H141ZM141 138H140V139H141ZM151 138H152V137H151ZM155 138H156V137H155ZM162 138H163V137H162ZM170 138H171V137H169V139H170ZM173 138H174V137L172 136V141L170 140V144H171V142L174 143L175 140L173 141ZM179 138L177 137V142L179 141ZM200 138H201V137H200ZM211 138H212V137H211ZM213 138H214V137H213ZM215 138H214V139H215ZM247 138H246V142H247ZM253 138H254V137H253ZM253 138H252V139H253ZM255 138H256V137H255ZM21 139H22V140H21ZM31 139H32V140L34 139V140H33L34 142H33ZM73 139L75 140V142L78 141L77 143H78L79 145H78L77 143H76V144H77V145H76ZM133 139H134V138H133ZM148 139H150V138H148ZM152 139H153V138H152ZM169 139H168V141H169ZM175 139H176V137H175ZM180 139H182V138H180ZM184 139H185V138H184ZM209 139H210V138H209ZM218 139H219V138H218ZM218 139H217V140H218ZM228 139L225 137L226 142H225V141H224V142L221 141V143H224V144L226 145V148H229V147L227 146V144L230 142ZM233 139H235V140H233ZM237 139H238V138H237ZM241 139H242V138H241ZM249 139H250V137H249ZM258 139H259V140H257V141L259 142V141H260V138L258 137ZM43 140H44V139H43ZM43 140H42V141H43ZM46 140H44V141L46 142ZM113 140H112V141H113ZM125 140H126V139H125ZM128 140H130V139H128ZM131 140H132V139H131ZM131 140H130V141H131ZM134 140H135V139H134ZM141 140H142V139H141ZM192 140H190V141H192ZM199 140H200V139H198V142H195V144H196V143L199 144V142L201 143V140H204V139L201 138V140H200V141H199ZM210 140H211V142L213 143L212 139H210ZM210 140H209V141L206 140L205 142L208 141L209 143H211ZM217 140H216V142H215V140H214V143H213L212 145L214 146L215 144H218V145H215L214 148H216V146H217L216 150L218 149V150H219L218 153H220V152H221V149H220L219 147H222V148L224 147V148H225V146H221V145L218 143L219 141L217 142ZM254 140H255V139H254ZM40 141H41V140H40ZM51 141H52V142H51ZM68 141H70V144H69ZM86 141H87V142H86ZM180 141H182V140H180ZM241 141H243V140H241ZM241 141H240V142H241ZM244 141H245V140H244ZM251 141H252V140H251ZM261 141L264 142V139L261 138ZM9 142L13 143L11 146H13V145H18V144H19L18 146H20V145H23V146H24V144H25V146H26V145H27V146L29 145L30 148L28 147V151H27V152L25 151V152L28 154L29 151L31 150V153H30V154H32V156L35 155V154H33V152L35 153L37 150H38V151H37L36 155L34 156V158L32 157L33 159H32V158H29V157L27 158V156H26V158H25V157H24V158L22 157L23 159H25V160H23L22 158H20L21 156L19 157L18 153H16V149L18 148V146H17V147L14 146V150H15V151H14V150H13V147L10 146ZM18 142H19V143H18ZM64 142H65V143H64ZM66 142H68V144H67ZM71 142H74V145H75L77 148H76L75 146L71 145ZM88 142H89V143L92 142V144H89ZM124 142H125V141H124ZM127 142H128V141H127ZM127 142H126V143H127ZM133 142H134V141L132 140V143H133ZM135 142H136V141H135ZM135 142H134L135 145L132 144L133 146H136V143H138V142H136V143H135ZM150 142H151V141H150ZM165 142H166V144H167V140H165ZM177 142H176V143H177ZM205 142H204V143H205ZM253 142H254V141H253ZM258 142H256V140H255V143H258ZM20 143H21V144H20ZM33 143H37V144L35 145V144H33ZM42 143H43V144H42ZM46 143H47V142H46ZM50 143H52V144H50ZM63 143H64V144H63ZM86 143H88L89 145L87 144L88 146H86ZM116 143H117V142H116ZM118 143H119V142H118ZM130 143H131V142H130ZM147 143H148V141H147ZM183 143H184V142H183ZM204 143H203L204 148L201 149V148H199V147H196V148L199 149V150L197 149V150H198V154L201 153V150L206 149V146H207L206 144H207V143H206V144H204ZM209 143H208V144H209ZM241 143H242V142H241ZM241 143H240V144H241ZM244 143H245V142H244ZM248 143H249V141H248ZM255 143H254L253 146H252V145H251V142H250V145H251L253 148L255 147V145H256V146L258 145V150H257V149H254V150L252 151V150H251L252 147L247 146L248 148H246V146H244V145H243V146H244L245 148L240 149L239 147H237V149L239 148L241 152H242L243 149H245L246 151H247V150H251V151L253 152V153L251 152L253 155H254L255 153H257V152H258L257 154H259V152H260V156H261V158L263 159V155H264V153H261V152H263L262 150H264V149H262V148H264V145H263V144H260V145H261V148H259V147H260V146H259V143H261V142H259L258 144H255ZM7 144H9V148L7 147V146H8ZM62 144H63V145H62ZM66 144L69 145V146L67 147ZM82 144H81V145H82ZM112 144H114V145H112ZM145 144H146V143H145ZM178 144H179V142H178ZM193 144H194V142H193ZM240 144L238 143L237 145H239V146L241 147ZM242 144H243V143H242ZM31 145H32V146H31ZM33 145H34V146H33ZM49 145H50L51 147H50ZM61 145H62L63 147H62ZM70 145H71V146H70ZM81 145H80L79 147H81ZM93 145H95V144H93ZM110 145H112V146H110ZM120 145H121V144H120ZM127 145H128V144H127ZM138 145H139V143H138ZM138 145H137L135 148H137ZM142 145H143V147H144V144H142ZM148 145H149V144H148ZM153 145H155V146H153ZM156 145H157V146H156ZM162 145H163V146H162ZM167 145H168V144H167ZM167 145H166V147H167ZM180 145H181V144H180ZM183 145H185V144H183ZM200 145H201V144H199L198 146H200ZM210 145H211V144H210ZM210 145H209V146H210ZM219 145H220V146H219ZM222 145H223V144H222ZM248 145H249V144H248ZM25 146H24V147H25ZM27 146H26V147H27ZM37 146H38V147H37ZM48 146H49V147H48ZM59 146L62 147V148H64V146H65V149H64V150H67L66 153H65V152H61V153H60L59 151H61L62 148L60 149ZM83 146L81 147V149L83 148ZM109 146H110V148H109V150H108V147H109ZM161 146L164 147V149H162ZM173 146H176V145L173 144ZM195 146H197V145H195ZM32 147H33V148H32ZM35 147H37V148H39V149L36 148V149H37V150H36V149H34ZM66 147H67V149H66ZM69 147H71V148L73 147V149L70 148V149H71V150H70L71 152L68 151V150H69ZM129 147H131V146H129ZM129 147H128V148H129ZM143 147H142L141 149H143ZM160 147H161V148H160ZM168 147H169V146H168ZM181 147H182V145L179 147V150H180ZM201 147H202V145H201ZM3 148H4V149H3ZM6 148H7V151L5 150ZM10 148H11V149H10ZM15 148H16V149H15ZM20 148H23V147H20ZM47 148H48V149H47ZM74 148H76V149L74 150ZM92 148H94V151H96V150H95V146L92 147ZM92 148H91V150H93ZM111 148H112V149H111ZM131 148H132V147H131ZM131 148H130V149H131ZM138 148H139V147H138ZM138 148H137L136 150H138ZM150 148H151V149H150ZM196 148H194V149H196ZM207 148H208V149H210V148L212 149V146H211V147H207ZM226 148H225V149H226ZM230 148H231V147H230ZM233 148H234V147H233ZM250 148H251V149H250ZM9 149L12 150V152L14 151L15 156H18V157L20 158V162H22V163L19 162V158H18V157H15V156H14V153H13V155H11V154H12L11 152H10V153H6V152H8ZM32 149H34V150H32ZM110 149L113 150V151L118 152L117 154H120V153H121V154L118 155L119 157H118V156H115V155H116V152H112ZM130 149H129V150H130ZM132 149L135 150L134 147H133ZM177 149H178V147H177ZM239 149H238V151H239ZM259 149H260V151H259ZM10 150H9V151H10ZM21 150H22V149H21ZM35 150H36V151H35ZM64 150L62 149V151H64ZM72 150H74V151H76V152L79 151V152H81L82 154L84 153V156H85V153H86V154H89V152H90L91 154L86 155V157H88V159H86V158H84V159H86V161H87V160H88V161L86 162V161L83 159V161H85V162L83 163L81 159H82V157H84V156L81 155V153L79 154V152H78V153H77V154H79V157H78V155H76V154L74 153V151H72ZM77 150H78V151H77ZM181 150H182V149H181ZM216 150H215L214 152H216ZM223 150H224V149H223ZM232 150H233V149H232ZM255 150H256L257 152H254ZM4 151H6V152H5L4 155H3V152H4ZM22 151H23V150H22ZM32 151H33V152H32ZM54 151L56 152V154H58V156L55 154ZM94 151H93V153H94ZM108 151L111 152L112 154H109ZM207 151H209V150H207ZM211 151H212V150H211ZM224 151L227 152L226 150H224ZM224 151H222V152L225 154ZM228 151H229V150H228ZM246 151H243V152L246 154ZM19 152H20V151H19ZM57 152H58V153H57ZM67 152H69V153H68V156H67ZM72 152H73L74 154H71ZM102 152H103L104 155H107V153H108V155L105 156V157H107V158H106V159H107V160H106V161H107V164H106V161L104 160L105 158H104V155L102 154ZM119 152H120V153H119ZM128 152H127V153H128ZM171 152H172V151H171ZM175 152H177V150H175ZM187 152H188V151H187ZM187 152H186V153H187ZM203 152H205V150L202 151V153H203ZM236 152H237V151H236ZM247 152H250V151H247ZM26 153H25V154H26ZM53 153L57 156V158H56V156H55ZM59 153L61 154V157H59V155H60ZM62 153H63V154H62ZM151 153H152V156H151ZM166 153H167V152H165V154H166ZM180 153H181V152H180ZM180 153H179V154H180ZM186 153L184 152L183 154H186ZM191 153H192V152H191ZM193 153L197 154L196 150H195V152H193ZM193 153H192V154H193ZM205 153H206V152H205ZM205 153H204V154H205ZM208 153H211V152L209 151ZM216 153H217V152H216ZM218 153H217V154H218ZM233 153H234V151H233ZM30 154H29V156H31ZM65 154H66V155H65ZM69 154H71L72 157H71V156L69 157ZM138 154H139V155H138ZM165 154H164V155H165ZM183 154H181V156H183ZM198 154H197V155H198ZM213 154H214V153H212V155H213ZM221 154H222V153H221ZM224 154H222V157H223ZM231 154H232V153H231ZM236 154H238V152H237ZM248 154L250 155V153H247V156H248ZM252 154H251V155H252ZM257 154H256V156H257ZM261 154H263V155H261ZM2 155H3V156H2ZM20 155H21V154H20ZM52 155H53L56 159H59V158H60L59 160H60L61 162H63V164H64V163H65V164L63 165V164L60 163L59 161L57 162L56 159H55V160H56V161H55V160H54V157H53ZM62 155L67 156V159L75 157V159L73 160L74 163H73L72 160H70V162H69V161L66 159V157H64V156H62ZM75 155L77 156V159L80 158V157H81V159L76 160V156H75ZM80 155H81V156H80ZM101 155H102V157H101ZM126 155H127V154H126ZM131 155L133 156V158H132ZM154 155H155V156H154ZM160 155H161V154H158L157 157H158V156L160 157ZM162 155H163V154H162ZM171 155H173V154H171ZM175 155L177 156L176 153H175ZM187 155L189 156L190 154L187 153ZM199 155H200V154H199ZM199 155L197 156V160H198L201 156H203V155L201 154L200 157H199ZM205 155H206V154H205ZM209 155H211V154H209ZM219 155H220V154H219ZM225 155H228V154H225ZM229 155H230V154H229ZM229 155H228V156H229ZM239 155H240V154H239ZM251 155H250V158L253 156V155H252V156H251ZM12 156H13V158H16V159H17V162H18V163L16 162V159H12ZM22 156H23V155H22ZM89 156H90V158H89ZM97 156H98V157H97ZM135 156H138V157L134 158ZM169 156H170V155H169ZM173 156H174V155H173ZM191 156H192V155H191ZM194 156H195V159H196V155L193 154L192 157H194ZM215 156H216V154H215ZM231 156H232V155H230V158L233 159ZM234 156H235V154H234ZM236 156H237V155H236ZM236 156H235V157H236ZM241 156L243 157L242 154H241ZM254 156H255V155H254ZM254 156H253V158H252L253 160H254ZM256 156H255V157H256ZM10 157H11V159H10ZM52 157H53V159H51ZM62 157H63L64 159H66V161L63 160ZM68 157H69V158H68ZM112 157H113V156H112ZM120 157H121L122 159H123V157H125V159H126V158L128 159V158L131 157L132 160H131V159H128V160L126 159V160H127V161H130V160H131V161L133 162V160L135 159V161H134L133 163H132V162H130V163H127V162H126L127 164H121V162H122V163H125V162H124L125 159H123V161H121L122 159L120 160ZM177 157H178V156H177ZM185 157H186V155H185ZM189 157H190V156H189ZM203 157H204V156H203ZM203 157H202V158H203ZM212 157H213V159H214V155H213ZM212 157H211V158H212ZM217 157L219 158V156H217ZM220 157H221V156H220ZM222 157H221V158H222ZM224 157H225V156H224ZM100 158H99V159H100ZM137 158H139V159H138L139 161H137ZM165 158H168V156H166ZM174 158H175V156H174ZM178 158H179V157H178ZM182 158H183V157H181L180 159H182ZM186 158H187V157H186ZM186 158L183 159V161H181V162H186V161H187ZM221 158H219V159H215L214 162H216V160H219V161H220ZM227 158H228V157H227ZM0 159H2V158H0ZM3 159H2V160H3ZM28 159H29V161H26V160H28ZM61 159H62V160H61ZM89 159H90V162H89ZM112 159H113V160H112ZM161 159H162V158H161ZM175 159H177V158H175ZM187 159H189V158H187ZM190 159H193V160H194V161H191V162H190V165H187V166H185L186 164L183 165V166L187 167V168L184 167V168H185V171H186L185 173H187V171H188V174L191 173V175L195 176V175H196L195 173H198V174H199V171H200V169L202 168V166L204 165V162H203V165H202V160H200V159H201V158H200V159L198 160V161H199L198 163H201V165H200V167L198 168V166H197V165H198L197 160L195 161V159H194V158H191V157H190ZM204 159H205V158H204ZM204 159H203V160H204ZM213 159H210L209 162H210L211 160L213 161ZM223 159H224V158H223ZM223 159H222V160H223ZM225 159H226V157H225ZM231 159H229V160H230L229 162H231ZM235 159H236V158H235ZM241 159H242V158H241ZM243 159H244V158H243ZM248 159H249V157H248ZM258 159H259V155L257 156V158H255L256 162H257L258 165H259V163L261 162L260 160H262V159H259L260 162H258ZM2 160H1V161H2ZM52 160L54 161L53 163L55 164V166H57L58 168H57V167H56V168H52V166H54V164H52ZM80 160H81V161H80ZM118 160H120L121 162L118 161ZM126 160H125V161H126ZM162 160H163V159H162ZM165 160H166V159H165ZM170 160H171V159H170ZM172 160H173V159H172ZM177 160L180 162L179 159H177ZM177 160H175V161H177ZM227 160H228V159H227ZM227 160H225L224 162H227V163H228ZM236 160H237V159H236ZM244 160H245V159H244ZM249 160H251V159H249ZM253 160H252V161H253ZM255 160H254V161H255ZM8 161L10 162L9 164H8ZM23 161H26V162H28V163H24V165H23ZM64 161H65V162H64ZM75 161H76V162H77V161H80V164H81V165H83V164H87L86 166L89 167V164H90V165H92V166H91V168L89 167L90 169H89V168L87 169L85 165H84V166H81V165L78 166L79 164H76ZM103 161H102V162H103ZM145 161H146V162H145ZM175 161H174V162H175ZM178 161H177V162H178ZM200 161H201V162H200ZM205 161H208V159L205 160ZM212 161H211V162H212ZM234 161H235V160H234ZM238 161L240 162V160H238ZM242 161H243V160H242ZM252 161H251V162H252ZM55 162L60 163V165L62 164L60 167H62V166H66V167H64V170H63V167H62V168H61L62 171H60L61 169L59 168V164L56 165ZM68 162H69V163L72 162L70 165H73V166H70V165L68 164ZM81 162H82L83 164H82ZM88 162H89V163H88ZM102 162H101V163L98 162V163L100 164L99 166H100L101 168H103V166H104V164H103ZM114 162H115V163L118 162V164L120 163V165H118L117 163L115 164V166H119L118 169L114 168V167H115V166H113V165H114ZM161 162H162V161H161ZM165 162H166V161H164V163H165ZM174 162H173V163H174ZM179 162H178V163H179ZM214 162H213V164H214ZM224 162H223V163H224ZM232 162H233V161H232ZM244 162H245V161H244ZM244 162H240V163H243V164H244ZM249 162H250V161H249ZM66 163H67V164H66ZM78 163H79V162H78ZM91 163H93L94 165L91 164ZM145 163H149V166L147 167V169H144V168H143V167H146V165H147V164H145ZM170 163H171V161H170ZM175 163H176V162H175ZM175 163H174V164H175ZM195 163H196V164H195ZM206 163H207V162H206ZM206 163H205V165H206V167H207V164H206ZM218 163L220 164V162H218ZM218 163H217V164H214V165H215V166H216V165L219 166ZM233 163H234V162H233ZM236 163H238V162H236ZM236 163H235L234 165L232 164V165H233L232 167H234V168L236 169V167H238V166L240 167V166H241V168L238 169V170H240V171L242 170L243 172H242V171H241V172H242L244 175L246 174V170H247V171L250 170L249 172H247V174H248L249 176L251 175L250 172L254 169V168H253V165L255 164V162H254V164H251L252 166L250 165V166L253 168L252 170H251V169H248V168H247V169L245 168L247 164L244 165L245 167H243V166H242L243 164L240 165V164L238 163V164H239V165H238V164H236ZM262 163H263V161H262ZM19 164H20V166H19ZM50 164H51L52 166H51ZM101 164H102V165H101ZM153 164H154V163H153ZM165 164H166V163H165ZM168 164H169V163H168ZM168 164H166V166H168ZM181 164H182V163H181ZM183 164H184V163H183ZM187 164H189V163L187 162ZM210 164H212V163H210ZM225 164H226V163H225ZM228 164H229V163H228ZM228 164L225 165V166L228 167V166H229ZM230 164H231V163H230ZM248 164H249V163H248ZM263 164H264V163H263ZM8 165H9V166H8ZM67 165H68V166H67ZM158 165H159V164H158ZM235 165H236V166H235ZM237 165H238V166H237ZM258 165L256 164V165H254V167H256V168L258 169V167H260L261 164H260V166H258ZM1 166H2V165H1ZM1 166H0V167H1ZM77 166H78L79 168H78ZM93 166H94V167L96 166V168L94 169ZM99 166H98V167H99ZM126 166H125V167H126ZM152 166H154V165H152ZM155 166H156V165H155ZM162 166H163V165H162ZM166 166H164V170H163V168H162L161 172L158 171V170H156V171H158L157 173L160 174L159 177H162L163 182L167 184V182H170V181L173 182L172 179H171V177H172L171 175H173V173H174L175 170H174V171H171V169H176L178 165H177V166L174 165V166H176V168H175L174 166H173V167H174V168H173L170 164H169L168 167H166ZM170 166H171V169H170ZM181 166H182V165H181ZM183 166H182V167H183ZM215 166H214V169L217 168V166H216V167H215ZM222 166H223V165H222ZM247 166H248V165H247ZM67 167H68V168H67ZM104 167H105V166H104ZM156 167H157V166H156ZM182 167H181V168H182ZM211 167H213V166H211ZM219 167H220L221 169L223 168V167H221V166H219ZM232 167H230L229 170H231ZM239 167H238V168H239ZM242 167L245 168V169H242ZM248 167H249V166H248ZM262 167H263V165H262ZM65 168H66V169H65ZM69 168H71V171H70V172H69V170H70ZM72 168H73V169H72ZM81 168H82V170H81ZM84 168L88 170V171H85V173H84V171H83ZM106 168H105V170H106ZM154 168H155V167H154ZM160 168H161V166H160ZM160 168H159V169H160ZM184 168H182V169L184 170ZM197 168H198V172H197ZM209 168H210V167H209ZM224 168H225V167H224ZM234 168H233V169H234ZM2 169H3V168H2ZM5 169H7V168H5ZM19 169H20V170H19ZM91 169H92V170H91ZM123 169H124V171H123ZM155 169H157V168H155ZM169 169H170V170H169ZM217 169H219V168H217ZM233 169H232V170H233ZM235 169H234V170H235ZM257 169H255V170H257ZM259 169H260V168H259ZM259 169H258V171H256V173L259 172ZM65 170H66V171H65ZM72 170H75V171H72ZM93 170L95 171V173H94ZM102 170H104V169H102ZM115 170H116V171H115ZM133 170H134V171H133ZM146 170H147V171H146ZM168 170H169V171H168ZM177 170H179V169L177 168ZM203 170L206 171L207 169L205 170V167H204V168L202 169V173L204 172ZM209 170H210V169H209ZM212 170H213V168H212ZM219 170H220V169H219ZM227 170H228V169H227ZM229 170H228V171H229ZM232 170H231V171H232ZM238 170H237V169L235 170L236 175H238V177L240 176V178H241V177L243 176V174H242L241 172H239ZM244 170H245V172H244ZM261 170H264V169L261 168ZM261 170H260V172H261ZM6 171H7V170H6ZM67 171H68L69 174H70L71 172H72V174H73V172H74L75 175L78 173V175H77L76 177H77V178L79 177V179L76 178L77 180H75V178H72L73 176L75 177V175H72V174H71V176H70V175L67 173ZM90 171L93 172L94 174H93V173H91V174L88 173V175H89V176H88V175H87V172H90ZM100 171H101V173L103 172L102 175H99V174H100ZM150 171H151V170H150ZM152 171H153V168H152ZM162 171H163V172H162ZM179 171H180V170H179ZM213 171H214V170H213ZM223 171H224V170H223ZM223 171H222V172H223ZM0 172H2V170H0ZM75 172H76V173H75ZM123 172H124V173H123ZM142 172H143V173H142ZM144 172H146V173H144ZM171 172H173V173H171ZM175 172H177V171H175ZM180 172H181V173H180ZM180 172H178V174H185V173H182V172H183L182 170H181ZM208 172H209V171L206 172V173H207L206 175H208ZM229 172H230V171H229ZM235 172L232 171V172H230V174H228V172H227V175H229V176H230L231 174L233 175ZM237 172H239L240 175L237 174ZM252 172H253V171H252ZM254 172H255V171H254ZM262 172H263V173H261L260 175H259V173H258V174H256V173L254 174V173H253V175L255 176V179H253V180H252L253 176H251L252 178H249V177L246 176V175H247V174H246V175H245V176H246V179H245V176H244V179H245V180L248 179L247 182L250 183V182L253 181V182H252L253 184L250 183L251 185L248 183V186L250 185V186H249L250 188H252V187H254V186H255L254 188H256V187L259 186V185H262V186H259V187H261V188L264 186L263 181H262V179L264 180V171H262ZM119 173H121V174H119ZM141 173H142V174H141ZM148 173H149V172H148ZM152 173H153V172H152ZM154 173H156V172H154ZM157 173H156V174H157ZM214 173H215V172H214ZM1 174H2V173H1ZM1 174H0V175H1ZM4 174H6V173L4 172ZM14 174H12V175H14ZM18 174L20 175V177H19ZM47 174H49V175H48L49 177H50V175H51V177H50V178L47 177ZM92 174H93V175H92ZM109 174L111 175V177H110ZM159 174H157V175H159ZM161 174H162V175H161ZM178 174H176V176H177ZM188 174H187V177L190 176V178H191V175H190V174L188 175ZM194 174H195V175H194ZM216 174H217V173H216ZM219 174H220V173H219ZM223 174L226 176L225 173H223ZM12 175H11V176H12ZM98 175L100 176V178H99ZM104 175H105V176H104ZM107 175H108V178L110 177V179H109V181H108L107 183H105V182L108 180L107 178H105ZM151 175H152V174H151ZM209 175H210V174H209ZM209 175H208V178H207V179H209ZM232 175H231V176H232ZM236 175L234 174V176H233V177H235V179H234L233 182H235V180H236V178H237ZM257 175H258V176H257ZM261 175H262V176H261ZM2 176H4V175L2 174ZM11 176H10V177H11ZM45 176H46V178H45ZM102 176H103V181L105 180L104 182L100 181V180H102ZM118 176H117V177H118ZM137 176H136V177H137ZM140 176H138V177H140ZM152 176H153V175H152ZM170 176H171V177H170ZM176 176H175V177H176ZM196 176H197V175H196ZM213 176L215 177V175H213ZM220 176L223 178L222 175H220ZM225 176H224V177H225ZM256 176H257L258 178H257ZM259 176H261V177L259 178ZM6 177H7V176H6ZM91 177H92V178H91ZM119 177H118V178H119ZM134 177H135V176H134ZM136 177H135V178H136ZM138 177H137V183H138ZM144 177H145V176L143 175V178H144ZM153 177H154V176H153ZM155 177H156V176H155ZM155 177H154V178H155ZM159 177H158V178H159ZM169 177H170V178H169ZM180 177H183V175L180 176ZM180 177H177V178H180ZM185 177H186V175H185ZM199 177H200V176H199ZM211 177H212V176H211ZM216 177H218V176H216ZM216 177H215V178H216ZM7 178H8V177H7ZM12 178H13V177H12ZM47 178H48L49 180H48ZM51 178H52V179H51ZM70 178H72V179H70ZM94 178H95V179H94ZM124 178H125V179H124ZM131 178H130V179H131ZM151 178H152V177H151ZM192 178H193V177H192ZM201 178H202V177H201ZM204 178L206 179V176L203 177V179H204ZM215 178H214V179H215ZM222 178H219V179H220V184H221V182H222V180H221ZM46 179H47V181H46ZM73 179H74L75 181H74ZM87 179H88V180H87ZM89 179H90V180H89ZM96 179H97L98 182H97V181H94V180H96ZM98 179H100V180H98ZM122 179H123V181H122ZM127 179H128V180H127ZM139 179H140V178H139ZM156 179H157V177L155 178V180H156ZM159 179L161 180V178H159ZM175 179H176V178H175ZM193 179H194V178H193ZM205 179L202 180V181H205ZM207 179H206V180H207ZM225 179H226V178H225ZM242 179H243V177H242ZM242 179H238V178H237V181H238V182L241 180L240 183H239V184H240L239 188H238V185H239V184L236 183L237 181L234 183V186L237 185V187H235V189L237 188L236 191H238L239 189H241V188H240L241 186H242V187L244 186V184L242 183V181H243L244 183H245L246 181H244V180H242ZM250 179H251V180H250ZM14 180H15V181H14ZM50 180H51V181H50ZM78 180H79V181L81 180V181L79 182ZM116 180H117V179L115 178L113 181H110V182H114V183L116 184ZM124 180H125V181H124ZM153 180H154V179H153ZM153 180H151V181H153ZM182 180H184V177L182 178ZM196 180H197V179H196ZM200 180H201V179H200ZM210 180H211V179H210ZM228 180H229V179H228ZM232 180H233V179H232ZM8 181H9V180H8ZM8 181H7V182H8ZM10 181H9V182H10ZM48 181H49V182H48ZM52 181H53V182H52ZM60 181H61V182H60ZM77 181H78V182H77ZM119 181H117V182H119ZM129 181H130V180H129ZM131 181H132V179H131ZM134 181H135V180H134ZM140 181H141V180H140ZM151 181H150V182H151ZM166 181H167V182H166ZM176 181H177V179H176ZM184 181H186V179H185ZM192 181H193V180H192ZM212 181H214V180H212ZM217 181H218V180H217ZM217 181H216V182H217ZM9 182H8V183H9ZM28 182H29L30 184H28ZM135 182H136V181H135ZM143 182H145V181H143ZM148 182H149V180H148ZM150 182H149V183H150ZM153 182H154V181H153ZM158 182H160V181H157V182H155L154 184H156V183H158ZM179 182H182L181 179H180ZM188 182L191 183V180L188 181ZM188 182L186 183V185L188 184ZM207 182H209V180H207ZM223 182H226V180L224 181V179H223ZM228 182H229V181H228ZM228 182H227L228 185L225 183V185H226V186H225V187H226L225 189H226V190H227V188L229 187L230 184H231V185L233 184V182L230 183V182H231V179H230V182H229V183H228ZM254 182H255V183H254ZM10 183H12V182H10ZM101 183H103V184H105V185L107 184V187H106V186L102 187L103 184L101 185ZM114 183H113V185H115ZM129 183H130V182H129ZM132 183H133V181L131 182V184H132ZM137 183H135V184L138 185ZM182 183H183V182H182ZM182 183H181V184H182ZM194 183H195V181H194ZM241 183H242V185H241ZM256 183H257V184H256ZM259 183H260V184H259ZM261 183H262V184H261ZM6 184H7V185H6ZM81 184H82L83 186H82ZM118 184H119V183H118ZM160 184H161V183H160ZM160 184H159V185L157 184L158 187L160 186L159 188H161V185H160ZM170 184H171V183H170ZM181 184L178 183V185H180V186H181ZM207 184H208V183H207ZM245 184H246V183H245ZM254 184H256V185H254ZM80 185H81V187H82L81 190H84V191H85L84 193H85V194H86V193L88 194V195H86L85 197L82 196V195H85V194L82 193L83 191H82V192H79V191H78V190H80V189L78 188V187H80ZM108 185H109V186H108ZM126 185L128 186V184H126ZM132 185H133V184H132ZM132 185H131V186H132ZM141 185H142V184H141ZM141 185H140V187H142ZM145 185H146V184H145ZM162 185H163V183H162ZM173 185H174V184H173ZM184 185H185V182H184ZM189 185H190V184H189ZM191 185H192V184H191ZM205 185H206V183H205ZM222 185H223V184H222ZM231 185H230V186H231ZM253 185H254V186H253ZM115 186H116V185H115ZM123 186H125V185H123ZM133 186H135V185H133ZM133 186H132V188H133V191H134V190H136V189H135ZM153 186H154V185H153ZM157 186H156V187H157ZM164 186H165V185H164ZM193 186H194V185H193ZM195 186H196V185H195ZM220 186H221V185H220ZM227 186H228V187H227ZM234 186L232 185L231 188L229 187V188H228V191H230V190L232 189L230 192H234V190H235V189L233 188ZM251 186H252V187H251ZM100 187H101V188H100ZM111 187H112V186H111ZM116 187H117V186H116ZM128 187H129V186H128ZM128 187H126V188H128ZM148 187H150V186H148ZM165 187H166V186H165ZM171 187L173 188V186H171ZM182 187H183V186H182ZM186 187H189V186H186ZM202 187H203V186H202ZM202 187L200 186V189H201ZM213 187H214V186H213ZM221 187H222V186H221ZM249 187H248V188H249ZM6 188H7V189H6ZM123 188H124V187H123ZM126 188H125L124 190H126ZM142 188H143V187H142ZM146 188H147V187H146ZM146 188H145V189H146ZM167 188H169V187H167ZM184 188H185V187H184ZM192 188H193V187H192ZM197 188H198V187H197ZM206 188H207V186H206ZM216 188H217V187H216ZM216 188H215V189H216ZM243 188H244V187H243ZM263 188H264V187H263ZM60 189H61V190H60ZM101 189H102L103 191H102ZM106 189H105V190H106ZM111 189H112V188H111ZM113 189H114V188H113ZM118 189H119V188H118ZM118 189H117V190H118ZM128 189H129V188H128ZM130 189H131V187H130ZM161 189H162V190H160V191H161V193H162V195H163V193L166 192V191L164 190L163 186H162ZM165 189H166V188H165ZM178 189H179V188H178ZM182 189H183V188H182ZM182 189H181V191H182ZM186 189H187V188H186ZM194 189H195V188H194ZM204 189H205V188H204ZM207 189H208V188H207ZM210 189H212V187H211ZM229 189H230V190H229ZM256 189H257V188H256ZM11 190H12V191H11ZM58 190H60L59 192H61V193H59ZM81 190H80V191H81ZM100 190H101V191H100ZM120 190H121V189H120ZM141 190H142V189H141ZM169 190H170V188H169ZM169 190H167V191H169ZM208 190H209V189H208ZM223 190H224V187H223ZM223 190H222V191H223ZM226 190L223 191L224 193H223V192H220V193H222L224 196H226V195L228 194L229 196H227V197H230V195H231V196H232V195H233V196L236 195V194L234 195L235 192L232 194V193H230V192H228V191H226ZM254 190H255V189H254ZM258 190H260V188H258ZM13 191H14V192H13ZM56 191H57V192H56ZM99 191L101 192V194H100ZM130 191H131V190H128V193H129ZM133 191H131V192L133 193ZM137 191H139L138 188H137L136 192H137ZM143 191H144V190H143ZM143 191H142V192H143ZM148 191H149V189H148ZM152 191H156V190H155V189H154V190H151L150 193H151ZM160 191H158V193H159ZM170 191H171V190H170ZM175 191H176V190H175ZM179 191H180V190H179ZM179 191H178V192H179ZM211 191H212V190H211ZM225 191L228 192V193H226ZM262 191H263V192H262ZM11 192H13V193H11ZM20 192H21V194H20ZM55 192H56V193H59V194L54 195ZM105 192H106V191H105ZM142 192H141V193H142ZM156 192H157V191H156ZM173 192H174V191H173ZM203 192H204V191H203ZM212 192H213V191H212ZM212 192H211V193H212ZM214 192H215V191H214ZM216 192H217V191H216ZM246 192H247V191H246ZM256 192H257V191H256ZM16 193H18V194L16 195ZM50 193H52V195H54L57 199L54 198V197H52V195H51ZM56 193H55V194H56ZM64 193H63L62 195H64ZM106 193H109V192H106ZM126 193H127V192H126ZM138 193H139V192H138ZM144 193H145V192H144ZM150 193H148V195H149ZM169 193H170V192H169ZM169 193H168V194H169ZM171 193H172V192H171ZM176 193H177V192H176ZM182 193H183V192H182ZM186 193H187V191H186ZM201 193H202V192H201ZM229 193H230V194H229ZM236 193H237V192H236ZM258 193H259V199L257 198V200H258L257 202H258V204H259V203L262 204V202L264 203V201H263V198H264V197H263V196H264V189H261V191H258ZM8 194L10 195L9 197H10L11 199H10V198L8 199V197H7ZM19 194H20V195H19ZM67 194L65 195L64 198H67L66 196L69 195V194H68V195H67ZM110 194H112V193H110ZM118 194H119V193H118ZM122 194L125 195V191H124ZM129 194H131V193H129ZM134 194H135V192H134ZM139 194H140V193H139ZM151 194H152V193H151ZM165 194L167 195V193H165ZM215 194H216V193H215ZM222 194H218V195L223 196ZM12 195H13V196H12ZM39 195H40V196H39ZM48 195H51V198H50V196H48ZM99 195H100V196H99ZM106 195H107V194H106ZM126 195H127V194H126ZM132 195H133V194H132ZM141 195H142V194H141ZM154 195H156V193H155ZM160 195H161V194H160ZM166 195L164 196V198L166 197ZM177 195H178V194H177ZM180 195H181V193H180ZM188 195H189V194H188ZM200 195H201V194H200ZM211 195H212V194H211ZM216 195H217V194H216ZM216 195H214V196H216ZM240 195H241V194H240ZM246 195H248V194H246ZM21 196H23V197L21 198ZM32 196H33V197H32ZM34 196H38V198H37V197L34 198ZM42 196H43V197L45 196V198H46V196H47L46 199H48V200H49V198H50V200H52V199L54 198V199H53V202L56 201L55 205L53 204V202L51 203V202H49L48 200H46L45 198H44V200H43V197H42ZM69 196H71V195H69ZM69 196H68V197H69ZM72 196H73L72 198L70 197L71 199H75V198L78 197V196H75V195H72ZM74 196H75V198H74ZM128 196H129V195H128ZM136 196H137V195H136ZM136 196H135V198H136ZM209 196H210V195H209ZM220 196H219L218 198H222L223 201H222V199H221V200L218 199V200H220V202L223 203V204L226 206V204L224 203V199H226V198H223V197H220ZM241 196H242V195H241ZM256 196H257V195H256ZM28 197H29V199H28ZM30 197H32V198H30ZM39 197H41V198H39ZM79 197L77 198V200L79 199ZM86 197H87V199H86ZM121 197H122V196H121ZM124 197H126V196H124ZM130 197H131V195H130ZM137 197H138V196H137ZM143 197H145V196H143ZM156 197H158V196H156ZM216 197H217V196H216ZM248 197H249V195H248ZM6 198H7V199H6ZM12 198H14V199H12ZM33 198L35 199V202H36V199H42V200L45 202V204L43 205L44 208H41V209L38 211V210H36V209H39L38 207H35V206H34V208H33V206L31 207V206H30V203H34V202H32V199H33ZM61 198H63V197H61ZM82 198H83V199H82ZM147 198H148V197H147ZM160 198H161V197H160ZM162 198H163V197H162ZM162 198H161V199H162ZM166 198H167V197H166ZM170 198H171V197H169V199H170ZM177 198H178V197H177ZM199 198H200V197H199ZM204 198L207 199V197H204ZM232 198H233V197H232ZM252 198H253V197H252ZM252 198H251V199H252ZM21 199H23V200L26 199L27 201L31 199V202H30V201L28 202L29 205H25V204H24V206H28V207H26V208H29V206H30V207H31L30 209H31V210L33 209V210H32V213H33L34 210H36V211H34V213L38 211V212H37L38 214L35 213V214H36V215H35L34 213H33V214L31 213V215H32V216H31L30 213L26 212V211H28V210H30V209H26V211H25L24 207H22V208H23L24 211H25L26 213H28V214L26 215V213H23V209H22V208H21V211H20V210H19V209H20V208H19L20 205L18 204V201H20ZM68 199H69V198H68ZM68 199H63L64 201H62V204H63V202H66V204H67V202L73 201V200H69V201H68ZM90 199H89V200H90ZM102 199L104 200V198H102ZM105 199H106V198H105ZM109 199H110V198H109ZM111 199H112V198H111ZM115 199H116V198H115ZM125 199H126V198H125ZM141 199H142V198H141ZM174 199H175V198H174ZM181 199H182V198H181ZM212 199H213V198H212ZM212 199H211V200H212ZM228 199L230 200V198H228ZM239 199H240V198H239ZM26 200H25V201H26ZM45 200H46V201H45ZM54 200H55V201H54ZM57 200H58V201H57ZM106 200H107V199H106ZM133 200H134V196H133ZM144 200H146V199L144 198ZM157 200H158V199H157ZM162 200H163V199H162ZM166 200H167V199H166ZM171 200H172V199H171ZM175 200H177V199H175ZM175 200H174V201H175ZM179 200H180V199H179ZM179 200H178V202H179ZM184 200H185V198H184ZM199 200H200V199H199ZM226 200H227V199H226ZM226 200H225V201H226ZM229 200H227V202H226L227 204H228V201H229ZM252 200H253V199H252ZM25 201H23V202H25ZM47 201L51 204L52 207L49 205V203L47 204ZM79 201H80V200H78L77 203H78ZM126 201H127V200H126ZM150 201H151V200H150ZM169 201H170V200H169ZM204 201H206V200H204ZM236 201H237V200H236ZM259 201H260V202H259ZM20 202H22V200H21ZM37 202H38V201H37ZM40 202H42V201H40ZM57 202H58V203H57ZM74 202H76V201L74 200ZM81 202H79V204H81ZM83 202H84V201H83ZM85 202H86V201H85ZM85 202H84V203H85ZM101 202H103V201H101ZM105 202H106V201H105ZM107 202H108V201H107ZM116 202H117V201H116ZM133 202H134V201H133ZM137 202H138V200H137ZM148 202H149V201H148ZM160 202H161V201H160ZM164 202H165V201H164ZM199 202H201V200H200ZM214 202H215V201H214ZM243 202H244V201H243ZM28 203L26 202V204H28ZM42 203H43V202H42ZM71 203H72V204H71ZM87 203H88V202H87ZM138 203H139V202H138ZM141 203L143 204V201H142ZM145 203H146V202H145ZM155 203H156V202H155ZM162 203H163V202H162ZM165 203H166V202H165ZM195 203H196V202H195ZM195 203H194V204H195ZM204 203H205V202H204ZM204 203H202V204H204ZM211 203H212V205H213V202H211V201H210V204H209V205H211ZM218 203H219V202H218ZM229 203H230V202H229ZM245 203H246V202H245ZM245 203H243V204H245ZM46 204H47L48 206H50L51 208H50V207H49L50 209H49V208H45V207H46ZM52 204H53V205H52ZM68 204H69L70 206H69V205H67V206H69L70 209H71V205H72V207H73V204H74V206L76 205V208H78L77 205H79V204H76V203H73V202H70V203H68ZM89 204H90V202H89ZM91 204H92V203H91ZM100 204H101V203H100ZM114 204H115V203H114ZM114 204H113V205H114ZM135 204H136V202H135ZM169 204H170V203H169ZM175 204L177 205V203H175ZM197 204H198V202H197ZM235 204H236V203H235ZM237 204L239 205V203H237ZM4 205H5V206H4ZM31 205H32V204H31ZM36 205H37V204H36ZM39 205L41 206V204H39ZM56 205H58V206H56ZM63 205H64V204H63ZM81 205H82V204H81ZM81 205H80V206H81ZM85 205H86V204H85ZM87 205H88V204H87ZM130 205H131V202H130ZM133 205H134V204H133ZM140 205H141V204H140ZM147 205H148V204H147ZM160 205H161V204H160ZM171 205L173 206V204H171ZM199 205H200V204H199ZM209 205H208V206H209ZM231 205H232V204H231ZM249 205H250V204H249ZM256 205H257V204H256ZM0 206H1V205H0ZM21 206H23V203L21 204ZM21 206H20V207H21ZM65 206H66V205H65ZM80 206H79V207H80ZM125 206H126V205H125ZM128 206H129V205H128ZM136 206H137V204H136ZM142 206H144V204L141 205V207H142ZM158 206H159V205H158ZM163 206H167V205H163ZM221 206H222L221 208H223V205H221ZM262 206H264V205L262 204ZM262 206H259V208L261 207V209H263L262 212H264V207H262ZM55 207H54V208H55ZM138 207H139V206H138ZM161 207H162V206H161ZM161 207H160V208H161ZM169 207H170V206H169ZM192 207H193V206H192ZM194 207H195V206H194ZM194 207H193V208H194ZM203 207H204V206H203ZM206 207H207V206H206ZM236 207H237V206H236ZM255 207H256V206H255ZM35 208H36V209H35ZM54 208H53V209H54ZM66 208H67V207H66ZM66 208H65V209H66ZM88 208H89V207H88ZM90 208H91V207H90ZM100 208H101V207H99V209H100ZM102 208H103V207H102ZM106 208H107V207H106ZM143 208H144V207H143ZM143 208H142V210H143ZM148 208H149V206H148ZM148 208H147V209H148ZM156 208H157V206H156ZM158 208H159V207H158ZM158 208H157V209H158ZM163 208H164V207H163ZM193 208H192V209H193ZM201 208H202V207H201ZM204 208H205V207H204ZM207 208H208V207H207ZM225 208H226V207H225ZM225 208H224V209H225ZM227 208H228V207H227ZM237 208H238V207H237ZM1 209L3 210L2 207H1ZM1 209H0V215H1L0 217L2 218V216L5 215V214H7V213H5V214H4V212L2 213V212H1L2 210H1ZM67 209L69 210V208H67ZM67 209H66V210H67ZM72 209H73V208H72ZM74 209H75V208H74ZM85 209H87V208H85ZM91 209H92V208H91ZM95 209H96V207H95ZM97 209H98V208H97ZM125 209H126V208H125ZM130 209H131V208H130ZM136 209H137V208H136ZM144 209H146V205H145V208H144ZM150 209H151V205H150ZM167 209H168V208H167ZM202 209H203V208H202ZM224 209H223V210H224ZM4 210H3V211H4ZM12 210H11V211H12ZM17 210H18V211H17ZM41 210H42V211H41ZM55 210H56V209H55ZM55 210H54V211H55ZM62 210H63V208H62ZM87 210H90V209H87ZM115 210H116V208H115ZM128 210H129V209H128ZM153 210H154V209H153ZM170 210H171V209H170ZM204 210H205V209H204ZM217 210H220V209H217ZM255 210H256V209H255ZM13 211H12V212H13ZM50 211H52V210H50ZM74 211H75V210H73V212H74ZM108 211H109V210H108ZM130 211H131V210H130ZM161 211H162V210H161ZM166 211H167V210H166ZM166 211H164V212H166ZM193 211H194V210H193ZM207 211H208V210H207ZM209 211H210V210H209ZM233 211H235V210L233 209ZM256 211H257V210H256ZM8 212L10 213V211H8ZM30 212H31V211H30ZM68 212H69V211H67V214H70V212L72 213V210H71L69 213H68ZM81 212H82V211H81ZM89 212H90V211H89ZM102 212H103V211H102ZM102 212H101V213H102ZM109 212H111V211H109ZM109 212H108V213H109ZM128 212H129V211H128ZM164 212H163V213H164ZM204 212H206V211H204ZM226 212H227V211H226ZM231 212H232V211H231ZM244 212H245V211H244ZM257 212H258V211H257ZM262 212H261V213H262ZM1 213H2V214H1ZM18 213H19V214H18ZM21 213H22V214H21ZM42 213H41V214H42ZM53 213L55 214L56 212H53ZM58 213H59V212H58ZM58 213H57V214H58ZM65 213H66V212H65ZM65 213H64V214H65ZM79 213H80V212H79ZM87 213H88V211H87ZM98 213H100V211H99ZM113 213H114V212H113ZM113 213H112L111 215H113ZM144 213H145V212H144ZM146 213H147V212H146ZM157 213H158V212H157ZM157 213H156V214H157ZM159 213H160V212H159ZM159 213H158V214H159ZM167 213H168V212H167ZM194 213H195V212H194ZM206 213H207V212H206ZM210 213H211V211H210ZM214 213H216V212L214 211ZM217 213H218V212H217ZM227 213H228V212H227ZM240 213H241V212H240ZM247 213H248V212H247ZM261 213H260V214H261ZM11 214H12V213H11ZM57 214H56V215H57ZM67 214H66V215H67ZM75 214H76V213H75ZM77 214H78V213H77ZM90 214H91V213H90ZM105 214H106V213H105ZM114 214H115V213H114ZM116 214H117V213H116ZM135 214H136V213H135ZM156 214L154 213V215H152V216L155 217ZM160 214H161V213H160ZM202 214H203V213H202ZM225 214H226V213H225ZM236 214H237V213H236ZM9 215H10V214H9ZM34 215L36 216V219H34V217H35ZM51 215H53V214H51ZM56 215H55V216H56ZM60 215H61V214H60ZM79 215H80V214H79ZM93 215H95V213H94ZM99 215H100V214H99ZM99 215H97L96 217H99ZM149 215H150V214H149ZM206 215H207V214H206ZM212 215H213V214H212ZM223 215H224V214H223ZM239 215H241V214H239ZM13 216H15L14 213H13ZM24 216H20V217H17V216H16V217L21 219V217L24 218ZM48 216H49V215H48ZM68 216H70V215H68ZM68 216H67V219H66V220H69V219H68V218H69ZM72 216H73V215H72ZM82 216H83V214H82ZM105 216H106V215H105ZM105 216H103L104 219H105ZM114 216H116V215H114ZM152 216H151V217H152ZM202 216H203V215H202ZM220 216H221V215H220ZM229 216H230V215H229ZM5 217H6V216H4L3 219L0 218V223H1V221H2V223L6 222V221H7V223H8V221H9V220H7L8 217H6L7 219H6ZM9 217H11V216H9ZM63 217H64V216H63ZM73 217H74V216H73ZM85 217H86V216H85ZM93 217H94V216H93ZM106 217H107V216H106ZM121 217H122V216H121ZM148 217H149V216H148ZM156 217H157V215H156ZM212 217H213V216H212ZM233 217H234V216H233ZM240 217H241V216H240ZM17 218H14L15 221L18 220ZM23 218H22V219H23ZM48 218H49V217H48ZM50 218H51V217H50ZM57 218H58V217H57ZM60 218H61V217H60ZM60 218H59V220H60ZM65 218H66V217H65ZM86 218H87V217H86ZM101 218H102V215L100 216V219H101ZM108 218H109V217H108ZM115 218H117V216H116ZM180 218H181V217H180ZM200 218H202V217H200ZM206 218H207V217H206ZM210 218H211V214H210ZM4 219H6V220L3 221ZM9 219H10V218H9ZM20 219H19V220H20ZM22 219L19 221V223L23 222ZM25 219H26V218H24L23 220H25ZM71 219H72V217H71ZM71 219H70V220H71ZM87 219H89V218H87ZM91 219H93V218L91 217ZM104 219H103V220H104ZM151 219H152V218H151ZM203 219H205V218H203ZM220 219H221V218H220ZM10 220H11V219H10ZM44 220H46V222H48V221H47V218L44 219ZM62 220H64V218H62ZM76 220H77V219H76ZM84 220H86V219H84ZM93 220H94V219H93ZM97 220H98V219H97ZM106 220H107V219H106ZM156 220H159V218L156 219ZM199 220H201V219H199ZM11 221L13 222V220H11ZM15 221L13 222V227L16 228V229H14V228H11V229H12V230L14 229V230H16V231L18 232V231H20L22 228L19 227L20 225L18 224L17 227L20 228V229L17 230V227H16V223H17V221H16V222H15ZM27 221H29V220H27ZM41 221H42V220H41ZM57 221H58V220H57ZM78 221H79V220H78ZM80 221H82V220H80ZM80 221H79V222H80ZM87 221H88V220H87ZM107 221H108V220H107ZM114 221H115V220H114ZM114 221H112L111 224H113ZM118 221H119V220H118ZM148 221H150V220H148ZM154 221H155V220H154ZM207 221H208V220H207ZM207 221H206V222H207ZM43 222H44V221H43ZM49 222H50V221H49ZM49 222H48V223H49ZM63 222H64V221H63ZM66 222H67V221H66ZM69 222H71V221H69ZM76 222H77V221H76ZM76 222H75V223H76ZM84 222H85V221H84ZM84 222H83V223H84ZM91 222H92V221H91ZM99 222H100V221H98V225H99ZM105 222H106V221H105ZM119 222H120V221H119ZM151 222H152V221H151ZM199 222H201V221H199ZM224 222H225V221H224ZM2 223H1V224H2ZM7 223H6V225H8ZM14 223H15V226H14ZM25 223H26V222H25ZM32 223H33V221H32ZM32 223L30 222V224H32ZM51 223H52V222H51ZM59 223H60V222H59ZM71 223H72V222H71ZM73 223H74V222H73ZM81 223H82V222H81ZM89 223H90V222H89ZM95 223H96V222H95ZM100 223H101V222H100ZM141 223H142V222H141ZM145 223H146V222H145ZM149 223H150V222H149ZM153 223H154V222H153ZM207 223H208V222H207ZM34 224H38V223L34 222ZM40 224H41V222H40ZM42 224H43V223H42ZM44 224H45V223H44ZM44 224H43V225H44ZM52 224H55V221H54ZM52 224H51V225H52ZM66 224H67V223H66ZM66 224H65V225H66ZM68 224H69V223H68ZM90 224H92V223H90ZM90 224H88V225H90ZM107 224H108V223H107ZM154 224H155V223H154ZM156 224H158V223L156 222ZM199 224H200V223H199ZM204 224H205V223H204ZM262 224H263V223H262ZM6 225H5V223H4V225H1V226H0V230H1V227H2V229H4V228H7V229H8L9 225H8V226H6ZM46 225H47V224H46ZM48 225H49V224H48ZM48 225H47V226H48ZM51 225H50V226H51ZM59 225H60V224H59ZM61 225H62V222H61ZM96 225H97V223H96ZM138 225H139V224H138ZM140 225H141V224H140ZM147 225H148V224H147ZM194 225H195V224H194ZM4 226H5V227H4ZM11 226H12V225H11ZM11 226H10V227H11ZM21 226H22V224H21ZM37 226H38V225H36V227H37ZM40 226H42V225H40ZM50 226H49V228L46 227V226H45V227L48 228V229L50 230L49 232L51 233V232H52V231H51V230H52L51 227L54 226V225H52L51 227H50ZM63 226H64V224H63L61 227H63ZM68 226H70V225H68ZM71 226H72V225H71ZM104 226H105V227H104ZM104 226L102 225L103 228H106V225H104ZM109 226H110V225H109ZM109 226H107V227H109ZM111 226H112V225H111ZM111 226H110V227H111ZM120 226H122V225H120ZM10 227H9V228H10ZM27 227H28V224H27ZM54 227H55V226H54ZM54 227H53V230H55V229L57 230L60 226H59V227L57 226V228H56V227L54 228ZM61 227H60V228H61ZM65 227L67 228V226H65ZM95 227H96V226H95ZM95 227H94V228H95ZM100 227H101V226H100ZM112 227H113V226H112ZM118 227H119V226H118ZM118 227H116V228H117L116 230L119 229ZM154 227H155V226H154ZM161 227H162V226H161ZM164 227H165V226H164ZM164 227H163V228H164ZM23 228H26V227H24V225H23ZM28 228H29V227H28ZM43 228H44V227H43ZM43 228H42V229H43ZM75 228H76V227H75ZM86 228H87V227H86ZM113 228H114V227H113ZM135 228H136V227H135ZM30 229H31V227H30ZM33 229H34V228H33ZM35 229H37V228H35ZM38 229H40V228H38ZM38 229H37V233H38ZM48 229H46V230L48 231ZM70 229H71V227H70ZM72 229H73V228H72ZM72 229H71L70 231H72ZM78 229H79V228H78ZM78 229H77V230H78ZM89 229H90V228H89ZM89 229H88V230H89ZM121 229H122V228H121ZM130 229H131V228H130ZM133 229H134V228H133ZM139 229H140V226H139ZM150 229H151V227H150ZM157 229H158V228H157ZM164 229H165V228H164ZM4 230H5V229H4ZM4 230H3V231H4ZM8 230H9V229H8ZM12 230H11V231H12ZM14 230H13V231H14ZM46 230H42V232H46V233H47ZM58 230H59V229H58ZM58 230H57V232H58ZM63 230H64V228H61L59 231L62 232ZM73 230H74V229H73ZM75 230H76V229H75ZM91 230H92V228H91ZM91 230H90V231H91ZM95 230H96V228H95ZM101 230H102V229H101ZM114 230H115V229H114ZM171 230H172V229H171ZM23 231H24V230H23ZM65 231H66V229H65ZM65 231L63 232V234L65 233ZM86 231H87V230H86ZM92 231H93V230H92ZM102 231H104V230H102ZM102 231H101V232H102ZM122 231H123V230H122ZM133 231H134V230H133ZM152 231H153V230H152ZM224 231H225V230H224ZM7 232H8V231H7ZM9 232H10V231H9ZM20 232H22V231H20ZM20 232H19L18 234H20V235H21V234H25V233H20ZM28 232H29V230H28ZM49 232H48V233H49ZM79 232H80V231H79ZM99 232H100V231H99ZM105 232H106V231H105ZM110 232H112L111 229L109 230V233H110ZM115 232H116V231H115ZM123 232H124V231H123ZM162 232H163V231H162ZM12 233H13V232H12ZM50 233L47 235V236L49 237V239L52 238V237H50V236H53V235H51L52 233H51V234H50ZM72 233H73V234H74V233L76 234V232H72ZM86 233H88V232H85L84 234H86ZM95 233H97V235H99V234H98V231H97V232L95 231ZM95 233H93V234H95ZM107 233H108V232H107ZM107 233H106V234H107ZM116 233H117V232H116ZM136 233H137V232H136ZM142 233H146V232H142ZM203 233H204V231H203ZM2 234L4 235V232H3ZM2 234H1V235H2ZM6 234H7V233H6ZM9 234H10V233H9ZM13 234H15V233H13ZM16 234H17V233H16ZM43 234H45V233H43ZM84 234H83V235H84ZM102 234H103V233H102ZM106 234H104V235L106 236ZM112 234L115 235L114 233H112ZM122 234H124V233H122ZM153 234H154V231H153ZM185 234H186V233H185ZM198 234H199V233H198ZM32 235H33V236H32ZM40 235H41V234H40ZM59 235H60V234H59ZM104 235H103V236H104ZM113 235H111V236H113ZM118 235H119V234H118ZM118 235H117V236H118ZM156 235H157V234H156ZM213 235H214V234H213ZM5 236H6V235H5ZM5 236H3V237H5ZM11 236H12V235H11ZM22 236H23V235H22ZM29 236H30V237H29ZM29 236L27 237V239H29V241H28L26 238L24 239L25 242H26V240L28 241V243L30 242L28 246H27L28 243L26 242V245H25V246H26V247H30V245H31V249H32V251H31V249H28V250H27V248H26V250L28 251V254H26V253H27L26 251H25V252H26L25 254L28 255V256H30V259H29L28 256H27L28 260H33V261L30 262V261L26 260V259H25V258H26V255H25V254H22L25 258H22V259L19 260V258L21 257V254L18 255V254H16L15 252H14V253L11 252L12 254H11V253L9 254L10 257H11L10 259H9V257H8L7 255H6V256H7L8 258H7V257H5V258L3 257V258L5 259V262H4V263H3V261H1V259H2V255L0 254V255H1V257H0V263L2 262V264H13V263L15 262V264H16V261H17L16 259H18L19 263H21V264H36V263H32V262H34V261H35L34 259H35V258L37 259V257L39 256L38 253H40L41 251H43V252L45 251V250L42 249V246H41V245L43 244L42 242L45 241L47 238H46L45 240H43V238H44L43 236H44V235L42 236L43 238L40 236V237H41V240H43V241H41L40 238H39V235H36V236H35V234H31V235H29ZM31 236H32V237H31ZM47 236H46V237H47ZM62 236H63V235H62ZM64 236H65V235H64ZM79 236H80V235H79ZM81 236H82V235H81ZM81 236H80V238H81ZM92 236H93V235H92ZM92 236H91V237H92ZM115 236H116V235H115ZM134 236H135V235H134ZM134 236H132V238H133ZM138 236H139V235H138ZM159 236H160V235H159ZM248 236L250 237V235H248ZM248 236H247V237H248ZM256 236H258V235H256ZM0 237H1V236H0ZM17 237H19V235H16V236H15V238H17ZM55 237H57V235H56ZM85 237H87V236H85ZM93 237H94V236H93ZM107 237H110V236H107ZM139 237H140V236H139ZM215 237H216V236H215ZM240 237H241V236H240ZM249 237H248V238H245V239L248 240ZM252 237H253V236H252ZM258 237H259V236H258ZM6 238H7V236H6ZM9 238L11 239V237H9ZM20 238H22V237L20 236L18 239L21 240ZM95 238H96V237H95ZM100 238L102 239V238H104V237L101 236ZM100 238H99V239H100ZM112 238H113V237H112ZM120 238H121V237H120ZM120 238H119V239H120ZM129 238H130V237H129ZM151 238H152V237H151ZM194 238H195V237H194ZM250 238H251V237H250ZM256 238H257V237H256ZM1 239H2V238H0V240H1ZM13 239H14V237H13ZM13 239H11V240H13ZM49 239H47L48 241H45V243L50 242L51 239H50V240H49ZM67 239H68V238H67ZM81 239H84V238H81ZM89 239H90V238H89ZM89 239H88V240H89ZM104 239H105V238H104ZM119 239H118V240H119ZM137 239H138V238H137ZM200 239H201V242H202V238H200ZM241 239H242V238H241ZM245 239H242V240H245ZM251 239L254 240V238H251ZM251 239H250V240H251ZM3 240H5V239H3ZM7 240H8V239H7ZM24 240H23V243H25ZM55 240H56V239H55ZM55 240H53V242H55ZM59 240H60V239H59ZM64 240H65V239H64ZM75 240H76V239H75ZM78 240H79L80 243L83 242V241L81 242L80 239H78ZM92 240H93V239H92ZM107 240H108V239H107ZM110 240L112 241V239H110ZM140 240H142V239H140ZM140 240H139V241H140ZM146 240H148V238H147ZM151 240H152V239H151ZM151 240H150V241H151ZM198 240H199V239H198ZM242 240H241V241H242ZM246 240H245V241H246ZM13 241H14V240H13ZM15 241H16V239H15ZM57 241H58V240H57ZM65 241H66V240H65ZM69 241H70V239H69ZM71 241H72V240H71ZM76 241H77V240H76ZM108 241H109V240H108ZM113 241H115V240H113ZM143 241H144V240H143ZM143 241H142V242H143ZM193 241H194V240H193ZM218 241H219V240H218ZM245 241H243V242H245ZM254 241H256V240H254ZM0 242H2V241H0ZM6 242H7V241H6ZM17 242H18V241H17ZM61 242H62V239H61ZM93 242H94V241H93ZM98 242H99V241H98ZM196 242H197V241H196ZM243 242H242V244H241L239 247L243 246V244H244ZM249 242H250V241H249ZM251 242H252V241H251ZM256 242H257V241H256ZM7 243L9 244L10 242L8 241ZM19 243H20V242H19ZM23 243H22V244H23ZM41 243H42V244H41ZM51 243H52V241H51ZM64 243H65V242H64ZM72 243L75 244L74 241H73ZM76 243H77V242H76ZM95 243H96V241H95ZM102 243H103V242H102ZM117 243H118V241H117ZM125 243H126V242H125ZM252 243H254V242H252ZM5 244H6V243H5ZM66 244H67V243H66ZM74 244H73V246H74ZM78 244H79V243H77V245H78ZM86 244H88V243H86ZM86 244H85V245H86ZM89 244H90V243H89ZM92 244H93V243H92ZM126 244H127V243H126ZM156 244H157V242H156ZM160 244H161V243H160ZM254 244H255V243H254ZM256 244H257V243H256ZM13 245H14V244H13ZM13 245H12L11 247H13ZM77 245H75V246H77ZM83 245H84V242H83ZM93 245H94V244H93ZM110 245H111V244H110ZM114 245H115V243H114ZM130 245H131V244H130ZM132 245H133V244H132ZM148 245H149V244H148ZM148 245H147V246H148ZM182 245H183V244H182ZM246 245H247V244H246ZM251 245H252V244H251ZM4 246H5V245H4ZM7 246H9V245H7ZM15 246H16V245H15ZM15 246H14V247H15ZM21 246H22V245H21ZM46 246H47V244H46ZM51 246H52V245H51ZM68 246H70V250H71L72 248L75 247V246H74V247H71V245H69V244H68ZM68 246H67V247H68ZM90 246H91V245H90ZM116 246H118V245L116 244ZM127 246H129V245H127ZM127 246H126V247H127ZM134 246H135V245H134ZM140 246H141V245H140ZM142 246H143V245H142ZM184 246H185V245H184ZM248 246H250V243H249ZM248 246H247V247H248ZM252 246H253V245H252ZM256 246H258V244H257ZM259 246H260V245H259ZM0 247H1V246H0ZM22 247H23V246H22ZM43 247H44V246H43ZM48 247H50V246H48ZM53 247H54V246H53ZM58 247H59V245H58ZM65 247H66V246H65ZM67 247L65 248V250L67 249ZM80 247H84V246L80 245ZM92 247H93V246H92ZM92 247H91V248H92ZM129 247H130V246H129ZM153 247H154V246H153ZM182 247H183V246H182ZM187 247H188V246H187ZM262 247H264V246H262ZM9 248H10V246H9ZM24 248H25V247H23V250H24ZM45 248L47 249V247H44V249H45ZM56 248H57V247H56ZM76 248H77V247H76ZM86 248L88 249L89 246L86 247ZM93 248H94V247H93ZM105 248H106V247H105ZM105 248H104V249H105ZM108 248H109V245H108ZM132 248H133V247H132ZM132 248H131V249H132ZM251 248H252V247H251ZM251 248H250V249H251ZM259 248H261V247H259ZM4 249H5V247H4ZM15 249H17V247H16ZM18 249L20 250V248H18ZM60 249H61V247H60ZM62 249H63V248H62ZM80 249H81V248H80ZM82 249H83V248H82ZM82 249H81V250H82ZM84 249H85V247H84ZM129 249H130V248H129ZM136 249H137V247H136ZM141 249H142V248H141ZM144 249H145V247H144ZM146 249L148 250L149 247L146 248ZM179 249H180V248H179ZM184 249H185V248H184ZM207 249H208V248H207ZM239 249H242V248H239ZM252 249H253V248H252ZM252 249H251V250H252ZM257 249H258V247H257ZM257 249H255V250L258 251ZM0 250H1V249H0ZM2 250H3V247H2ZM2 250H1V251H2ZM10 250H11V249H10ZM39 250H40V251H39ZM50 250H51V247H50ZM53 250H54V249H53ZM53 250H52V251H53ZM58 250H59V249H58ZM76 250H78V249H75L74 251H73V250H72V251L75 253ZM81 250H79V253H80ZM88 250H89V249H88ZM88 250H86V251H88ZM92 250H93V249H92ZM96 250H97V249H96ZM105 250H106V249H105ZM105 250H104V251H105ZM111 250H112V249H111ZM113 250H114V249H113ZM117 250H118V249H117ZM204 250H205V249H204ZM211 250H212V249H211ZM242 250H243V249H242ZM242 250H241V251H242ZM245 250H246V249H245ZM4 251H5V250H4ZM30 251H31L32 253H31ZM47 251H48V249H47ZM47 251H46L45 254L48 255V252H47ZM55 251H57V250H55ZM55 251H54V252H55ZM124 251H125V250H124ZM124 251H123V252H124ZM127 251H128V250H127ZM133 251H134V250H133ZM142 251H144V250H142ZM145 251H146V250H145ZM145 251H144V252H145ZM176 251H177V250H176ZM182 251H183V250H181V252H182ZM185 251H186V249H185ZM208 251H209V249H208ZM208 251H207V253H209ZM216 251H217V250H216ZM246 251H247V250H246ZM262 251H263V252H262ZM262 251H261V249H260V252H259V253L261 254V252H262V255H263V254H264V248H262ZM2 252H3V251H2ZM5 252H6V251H5ZM19 252H20V251H19ZM21 252H24V251L21 250ZM29 252L31 253L30 255H29ZM34 252H35L36 254H34ZM37 252H38V253H37ZM60 252H61V250H60ZM62 252H65V254H66V251H62ZM76 252H77V251H76ZM83 252H84V251H83ZM88 252H91V251H88ZM92 252H93V251H92ZM92 252H91V253H92ZM105 252H107V250H106ZM108 252H110V251H108ZM128 252H129V251H128ZM128 252H127V253H128ZM144 252H143V253H144ZM156 252H158V251H156ZM202 252H203V250H202ZM204 252H205V251H204ZM218 252H219V251H218ZM238 252H239V251H238ZM243 252H245V251L243 250L242 253H243ZM248 252H249V250H248ZM248 252H247V255H248ZM253 252H254V250H253ZM3 253H4V252H3ZM68 253H69V251H68ZM68 253H67V254H68ZM74 253H73V254H74ZM96 253H97V251H96ZM98 253H99V252H98ZM121 253H122V252H121ZM121 253H120V254H121ZM125 253H126V252H125ZM125 253H124V254H125ZM129 253H130V252H129ZM131 253H132V252H131ZM137 253H138V252H137ZM140 253H141V251L139 252V254H140ZM174 253H175V252H174ZM177 253H178V252H177ZM211 253H212V252H211ZM214 253H215V252H214ZM219 253H220V252H219ZM230 253H231V252H230ZM250 253H251V251H250ZM250 253H249V254H250ZM256 253H257V252H256ZM259 253H257L254 257H256V256H258V257H256V258H259V257H260L259 259H262L261 262H260V260H259V262H258V261H257L258 259L253 258V254H254V253H253L252 255H249V256H246V257H244V256H245V255H244L245 253H244V254H243L244 256H242L241 258L237 257L239 260L237 259L236 261H234L235 263H233V264H264V259H263L264 256L262 257V255H260ZM4 254H5V253H4ZM6 254H7V252H6ZM32 254H33V256H32ZM40 254H42V252H41ZM49 254H50V252H49ZM51 254H52V252H51ZM51 254H50V256H51ZM65 254H64V255H65ZM67 254H66V256H67ZM69 254H70V253H69ZM71 254H72V253H71ZM71 254H70V255H71ZM80 254H81V253H80ZM80 254H79V256H81L83 253H82L81 255H80ZM99 254H100V253H99ZM102 254H103V253H102ZM114 254H115V253H114ZM133 254H134V252H133ZM139 254H138V255H139ZM158 254H159V253H158ZM178 254H180V253H178ZM183 254H184V253H183ZM183 254H182V255H183ZM11 255H12V256H11ZM56 255L58 256L59 254L56 253ZM56 255H55V256H56ZM61 255H62V254H61ZM85 255H86V254H85ZM87 255H88V254H87ZM97 255H98V254H97ZM105 255H106V254H105ZM105 255H104V256H105ZM138 255H137V256H138ZM143 255H144V254H143ZM23 256H22V257H23ZM35 256H37V257H35ZM40 256H42V257L45 258L46 255H45V256H44V255H40ZM50 256H49V257H50ZM52 256H53V255H52ZM55 256H54V257H55ZM59 256H60V255H59ZM71 256H73V255H71ZM90 256H91V254H90ZM92 256H94V254H93ZM124 256H125V255H124ZM128 256H129V255H128ZM172 256H173V255H172ZM212 256H213V255H212ZM250 256H251V257H250ZM32 257H33L34 259H32ZM42 257H39V258L42 259ZM61 257H63V256H61ZM68 257H69V255H68ZM85 257H87V256H85ZM114 257H115V256H114ZM131 257H132V256H131ZM141 257H142V255H141ZM170 257H171V255H170ZM213 257H215V256H213ZM243 257H244V258H243ZM6 258H7V260H6ZM44 258H43V259H44ZM47 258H48V257H47ZM47 258H46V260H48V259H49V261L51 260L50 258H48V259H47ZM77 258H78V257H77ZM90 258H92V257H90ZM109 258H110V257H109ZM126 258L128 259V257H126ZM172 258H173V257H172ZM174 258H175V257H174ZM227 258H228V257H227ZM41 259H40V260H41ZM43 259H42V261L44 262ZM52 259H53V258H52ZM58 259H59V258H57V260H58ZM63 259H64V258H63ZM70 259H72V257H70ZM74 259H75V258H74ZM80 259H81V258H80ZM80 259H79V261H81ZM85 259H86V258H85ZM87 259H89V258L87 257ZM100 259H101V258H100ZM103 259H104V258H103ZM105 259H106V258H105ZM211 259H214V258H211ZM229 259H230V258H229ZM229 259H227V260H229ZM240 259H241V260H240ZM2 260H3V259H2ZM15 260H16V261H15ZM54 260H56V259L54 258L52 261H50V262H46V264H48V263H49V264H50V263H51V264H54V262H53ZM59 260H60V259H59ZM66 260H67V258H66ZM93 260H94V259H93ZM106 260H107V259H106ZM106 260H105V261H106ZM115 260H116V262H117V259H115ZM136 260H137V259H136ZM207 260H208V259H207ZM42 261H41V262H42ZM67 261H70V260H67ZM82 261H85V260L83 259ZM102 261H103V260H102ZM122 261H123V262H122V264H123V263H124V260H122ZM137 261L139 262V260H137ZM167 261H168V260H167ZM169 261H170V260H169ZM173 261L175 262V259H174ZM209 261H210V260H209ZM222 261H223V260H222ZM230 261L233 262L232 260H230ZM230 261H229V262L227 261V262L230 264ZM262 261H263V262H262ZM36 262H37V264H40V263H38L39 261H36ZM58 262H59V261H58ZM61 262H63V260H62ZM61 262H59V263H61ZM87 262H88V261H87ZM91 262H92V261H91ZM93 262H94V261H93ZM96 262H97V261H96ZM96 262H94V263H96ZM133 262H134V261H133ZM178 262H180V261H178ZM223 262H224V261H223ZM223 262H222V264H223ZM227 262H226V260H225L224 263H227ZM44 263H45V262H44ZM44 263H43V264H44ZM59 263H55V264H59ZM66 263H68V262H66ZM66 263H64V264H66ZM75 263H76V262H74V264H75ZM78 263H79V262H78ZM80 263H82V262H80ZM85 263H86V262H85ZM88 263H89V262H88ZM106 263H107V262H106ZM134 263H135V262H134ZM17 264H18V262H17ZM61 264H62V263H61ZM69 264H70V263H69ZM71 264H72V263H71ZM96 264H97V263H96ZM135 264H136V263H135ZM139 264H140V263H139ZM178 264H179V263H178ZM208 264H217V263H214L213 261H210ZM219 264H220V263H219Z\"/></svg>",
	"mask_w": 264,
	"mask_h": 264
}]
</instances>
